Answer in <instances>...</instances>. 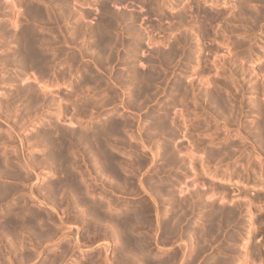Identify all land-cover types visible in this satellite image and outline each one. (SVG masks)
Returning a JSON list of instances; mask_svg holds the SVG:
<instances>
[{
  "label": "rangeland",
  "instance_id": "1",
  "mask_svg": "<svg viewBox=\"0 0 264 264\" xmlns=\"http://www.w3.org/2000/svg\"><path fill=\"white\" fill-rule=\"evenodd\" d=\"M33 3V5L30 3ZM35 0H0V5H1V3H3V5H1V6H3V7H1L0 6V25L3 27V24L5 25L3 28H5L7 25H8V27H6L5 28V31L3 30V28L1 29V27H0V29L2 30H0L2 33H0V38H2V39H0V80H2V79H4V80H2V81H0V99H2L3 100V102L4 103H2V100L0 101L1 103H0V137H1V142H0V144L2 143V141L4 140V141H6L7 143H5L4 141H3V143L0 145V155H2L3 156V154L5 155V153H6V156L7 157H9V156H11V157H9L10 158V165L12 166V168H14L15 169V167H16V169L19 171H16V172H18L19 174H20V172H22V175L24 174V177H25V171H27L25 168H23V162H28L27 164H30L31 166L33 165V172H31L30 171V173H29V181H27V183H25V182H21L20 180L18 181V180H15L14 178H12V179H10V178H8L7 176H9L10 177V175H7V173L9 174V172L8 171H6L5 172V170L3 171V169H5L4 167H6V166H4V165H2V167H3V169L2 170H0V171H2V172H4V173H1L0 174V179L2 180L1 182H0V184H2V185H10V187L12 188L11 189V191L13 192H11L12 194H14V195H11L10 194V192H9V195H8V198H6L4 201H1L0 202V216L2 215V212L3 211H5V210H8L9 209V207H11V209L13 208V209H15L16 208V206H17V204L19 205L20 204V202H21V200H22V202H21V204L20 205H22L23 204V202L25 203L26 201L28 202H26V204H27V208L29 207L31 210H41L43 213H44V215L46 216V219L44 218V227L45 228H47L48 230H50V228L52 229V226H49V225H51L52 223V225H53V230H54V225H56V222H58L59 221V218L60 217H62V220H63V222H65V229H63V232L60 230H58L59 231V234L60 235H58V232H57V230H56V235H55V237H54V240L52 239L53 238V236H52V238H48L49 237V235L47 236V234H45V235H43L44 236V238H46V239H44L46 242L44 243V240L43 239H41L40 241H39V244H38V241L36 240V239H34V238H36V236L33 234V236H34V238L32 237V233L33 232H31L30 233V231L28 232V228H27V230H26V232H28V233H26L25 231L24 232H22L21 231V229H16L17 231H18V233H13V232H11L12 230L11 229H7L6 231L4 230V232H3V229L1 230V228H0V264H17L19 261L22 263V262H24V264H25V262H27L30 258V262L28 261L26 264H50L51 262H53V260H54V257L55 256H57V257H55V258H58V260L57 259H55V261H54V263H52V264H71L72 262L74 263V259H77L78 260V258H79V261L80 262H82L84 259L83 258H85L86 256V260H89L90 259V257H92V258H94V257H97L98 255V257L97 258H94L95 260H96V263L94 262L95 260L94 259H90L91 261H93L94 262V264H106V263H104L105 262V260H104V258H105V253H106V256L108 257V259L109 260H111V258L113 259V261H115L116 259H117V257H116V252H114V251H116L115 249V247H116V241H115V239L113 238V237H108L107 235L106 236H103V235H101V234H99L98 235V233L100 232V233H102V234H104V229H107L106 227L104 228V226H105V224H106V222L105 223H100V225H102L100 228H99V230H97V232H95L94 233V231H96L95 229H93L92 230V228H90V230L92 231H88V227H87V225L88 224H85L84 222H86V221H88L87 219H88V216L86 217V218H82V215H80V213L82 212V210L81 209H83V211L85 212V210H86V214H88V212H87V206L86 207H84V205L86 204V202L85 201H82V202H84V203H82L81 201V203L83 204V206H82V204L81 203H79L81 206H77L78 204H75V202H71V200L70 199H72L71 197H69L70 195H68V194H65L63 197H64V199L62 198V197H54V196H52V197H54V199L49 195V192L47 191V189H48V187H49V184H47L48 186H45L46 185V183H47V181H49L50 179H55V177H56V179L59 177V176H61V173L58 171V170H60V169H68L67 168V166L69 167V170L68 171H70L71 169V167L74 165V163L76 164V166L75 167H72V172H74V174L76 175V176H78L79 175V172L81 173V175H79V177H77V178H79V179H81L82 180V182H84V181H87L86 183L88 184H90V186H93V187H90L89 186V184H88V186L93 190H91L92 191V196L91 197H93V198H95V197H98V199L97 198H95V200L97 201H100V203H102L101 202V200L103 201V204H104V201L106 200V201H110V203H111V201L113 200V202H112V204H111V206L113 207L112 208V210H108L105 206H106V204H104L103 206L105 207H103L104 209H107L106 211H109V213H112L113 214V212L115 213V210H114V208L116 207V208H118L119 206L118 205H123V204H125L126 202L128 203V204H130V205H135V206H139L141 203H144V202H146L147 201V199H150L151 197L149 196V195H147V193H146V195H145V191H146V189H147V183L149 184V181H148V179L150 180V181H153V182H155V183H162L164 186H165V188L166 189H176V191L175 192H177V193H172L171 192V190L170 191H168V192H166V191H163V193H165V194H168L169 195V198H170V196H172L170 199L168 198V196H166L165 194V196L163 195V193H161V194H158V193H156V192H154V193H151L152 194V196L154 197V199H156L155 200V202L154 201H152V200H150L151 202H148L147 201V203H149V205L151 206V208H152V214L150 215V216H152L151 218L149 217V219L151 220L154 216V218L152 219L153 220V222H152V220L150 221V222H152V224H155V222H156V220H154V219H156V217H157V215H155L154 213H153V211L155 212V210H154V208H156V206L158 207V208H156V210L158 209V217H159V212H161L162 210H164V209H162V208H164L165 206H170V204H171V207L169 208L171 211H172V213H173V215H172V217L174 218H176V216H177V218L180 216V214H179V212H177L178 210L180 211V209H183V207H185V206H187V207H185L184 209H185V211H186V208H188V213L187 212H185L184 213V211H182V214L184 213V215H182L181 214V217L182 216H184V218L186 217V219H187V217H188V221H186V222H188V223H185V221H184V218L182 217V218H180V221L182 222V224H181V222L179 221H177L178 223H180L179 225H177L176 224V226H177V231L178 230H180V232L182 233H180V232H177L178 234H175L176 236H173V235H169L170 237H171V239H170V237H168V236H164L165 234L163 233V232H161L162 230V228L160 227L159 229H157V227H156V224H155V228H156V230H155V228L153 227V225H150V224H147V225H150V226H152V227H150V226H148L147 227V225L146 224H144L145 226H146V228H148V229H145V226H144V229H142V231H143V234L142 235H145V233H146V235H145V237L146 236H148V235H150L149 236V238L147 237V239H149L148 241L149 242H151V244L149 243V245H150V250H151V252L153 253V254H156L157 252V255H162V257L163 256H165V255H167L168 254V250L169 249H172V250H170V253L171 252H174L175 251V249L176 250H183V251H187V253L189 254V251H190V256L191 257H187L186 259V261L184 262V261H182V259H180V256H178V257H176L177 258V260L176 261H174L175 262V264H182V263H184V264H204L206 261L209 263V264H213V263H215V264H224V263H226V261H227V264H241L242 262H243V264H248L249 263V261H250V263L249 264H258V262H259V264H264V197H262V196H264V151L262 152V150H264V136H263V134H264V120H263V116H264V111H263V109L261 108V106L263 107L264 105V103L262 102L263 100H264V89H262V87L264 88V80H263V77H264V4H262V2L264 3V0L262 1V2H260V1H258V0H243V1H241V0H238V1H240V2H238L237 0H159V2L160 3H158V2H156L157 0H153V4H151V7H147V5L149 4V6H150V3L152 2V0H149V1H151V2H149L148 0H136V1H133V0H105V2H106V4H110L109 6L110 7H108V9L109 8H111L110 10H108V12L107 13H111V15H109V14H105V12L103 11L102 12V8L100 7L101 5V3L103 2L104 3V0H69V1H67L66 3H65V0H63L62 2L63 3H61V2H59V3H56V2H58L59 0H57V1H55V2H53V0H44V3L41 1V0H36L35 2H34ZM41 1V2H40ZM49 1V3H47V5H53V3L55 4V6H58L57 8H58V10H56V11H51V9H50V12H49V9H47L46 8V2H48ZM99 1H100V4H99ZM110 1V2H109ZM154 1H155V3H154ZM196 1V2H195ZM213 1V2H212ZM222 1V2H221ZM244 1H245V3L246 4H244ZM149 2V3H148ZM195 4H194V3ZM224 2V3H223ZM235 2H238V3H240V4H238V3H235ZM242 2V3H241ZM254 4H253V3ZM259 2V3H258ZM27 3V4H26ZM40 3V4H39ZM61 3V4H60ZM147 3V4H146ZM156 3L158 4L156 7L154 6V5H156ZM186 3V4H185ZM261 3V4H260ZM30 5V7H29V5ZM35 4H37L36 5V7H37V9H36V7H35ZM43 4V5H42ZM57 4V5H56ZM60 4V5H59ZM66 4V5H65ZM69 4H71V5H69ZM183 4V5H182ZM185 4V5H184ZM188 4V5H187ZM197 4V5H196ZM216 4V5H215ZM230 4V5H229ZM232 4V5H231ZM243 4V5H242ZM4 5H6V6H4ZM26 5V6H25ZM32 5V6H31ZM63 6V8H65V7H67V9H68V7H69V10L70 11H68L67 12V9L64 11L63 9H62V6ZM69 5V6H68ZM100 5V6H99ZM107 5V6H108ZM172 5H174V6H172ZM213 5V6H212ZM222 5V6H221ZM231 6V7H229V6ZM239 5V6H238ZM248 5V6H247ZM256 5V6H255ZM28 6V7H27ZM160 6H161V8H160ZM170 6V7H169ZM180 6V7H179ZM185 6V7H184ZM188 6V7H187ZM236 6V7H235ZM259 6L261 7L260 9L262 10H260L259 9ZM4 7H5V9H4ZM8 7V8H7ZM11 7V8H10ZM44 7H45V9H44ZM61 7V8H60ZM173 7V8H172ZM179 7V8H178ZM251 7V8H250ZM253 7V8H252ZM263 7V8H262ZM33 8L36 10V11H38L37 13H40L41 12V15L42 16H51L52 17V19L51 20H49V18H51V17H47L46 19L45 18H43L41 15H39V14H37L36 13V11L35 10H33ZM38 8H40V9H38ZM43 8V9H42ZM59 8L61 9V11H62V13L63 14H60L61 12H59V14H60V16L62 17V15H64L63 17H65L66 19H65V21L63 20L64 18H62V20L65 22H62V23H64L63 24V26H62V23H61V19H60V17H57L59 20H57V18H56V16H59V14H58V11H59ZM147 8L148 9H151V10H147ZM153 8V9H152ZM154 8H156V9H154ZM161 10H160V9ZM185 8H187V10H188V12L186 11V9ZM230 8V9H229ZM234 8V9H233ZM244 8H245V10H244ZM256 8H257V10H259V11H257L256 10ZM7 9H9V10H7ZM25 9H28V11L27 10H25ZM32 9V11H34L36 14L35 15H33L34 14V12H30L29 10H31ZM100 9H101V11H100ZM181 9V10H180ZM185 9V10H184ZM215 9H217V10H215ZM224 9H225V13L223 12L224 11ZM231 11H229V10ZM231 9H233V10H231ZM236 9H237V11H236ZM241 9H242V12H241ZM166 12H165V11ZM179 12H178V11ZM182 10H184L185 12H183ZM220 10H222V12H220ZM240 10V11H239ZM251 10V11H250ZM25 11V12H24ZM42 11H44L45 12V14H44V12H42ZM46 11H48V12H46ZM74 11V12H73ZM114 12V13H112V12ZM124 11V12H123ZM151 11V12H150ZM160 11V12H159ZM176 13H175V12ZM218 11L220 12V13H218ZM228 11H229V13H228ZM238 13V15H237V13ZM256 11V12H255ZM5 12V13H4ZM7 12V13H6ZM22 13V12H24V13H22V14H20V13ZM29 12L30 13H32V14H30L31 15V17H32V19H33V21H32V19H30L31 17H30V15H28L29 14ZM52 12H54L53 14H52ZM67 12V13H66ZM87 14H86V13ZM101 12V13H100ZM127 12H129V13H132V14H127ZM181 12H182V14H181ZM205 12V13H204ZM210 12V13H209ZM227 12V13H226ZM240 12V13H239ZM249 12V13H248ZM250 12H252V13H250ZM260 12H262V13H260ZM26 13H28V14H26ZM47 13H50V14H48L47 15ZM64 13H66V14H64ZM70 13V14H69ZM73 15H72V14ZM102 13H104V14H102ZM120 14V15H118V14ZM123 13H126L125 14V16L126 17H129L130 19H126V17L124 16V18H121V14H123ZM162 13V14H161ZM167 13V14H166ZM172 13H174V14H172ZM178 13V14H177ZM186 13V14H185ZM188 13H191V15H189ZM208 13V14H207ZM216 13V14H215ZM218 13V14H217ZM223 13V14H222ZM232 13H235L234 15H231ZM249 14V16H248V14ZM254 13H257V14H254ZM259 13V14H258ZM5 14V15H4ZM14 14V15H13ZM17 14H19V15H17ZM76 14V15H75ZM82 14V15H81ZM115 16H114V15ZM135 14V15H134ZM176 14H177V16H176ZM206 14V15H205ZM210 14V15H209ZM215 14V15H214ZM221 14V15H220ZM224 14H225V16H224ZM229 14V15H228ZM240 14V15H239ZM244 14H247L246 16H244ZM9 15V16H8ZM18 16V18L16 17V16ZM21 15V16H20ZM66 15H69L68 17L66 16ZM81 15V16H80ZM84 15V16H83ZM115 17V19H114V17ZM129 15V16H128ZM161 15V16H160ZM167 15H168V18H167ZM170 15H171V18H170ZM173 15H175V16H173ZM182 15H183V18H181V19H179V21L177 20V19H174V18H176V17H179V16H181L182 17ZM186 15L188 16V17H186ZM205 15V16H204ZM232 17H231V16ZM237 15V16H236ZM251 15H252V17H251ZM253 15H256V16H254V18L255 19H253ZM258 15V16H257ZM3 16V17H2ZM25 16L26 17H30L29 19L28 18H26V19H28V21L27 20H25L24 18H25ZM36 17V18H34V17ZM55 16V17H54ZM71 16H73V17H71ZM74 16H75V18H74ZM83 16V17H82ZM102 16H108L107 17V19L109 18L110 19V17L109 16H112L111 17V21L113 22V20L115 21L114 23H112L111 21H109V19L107 20V23H108V21H109V23H108V25L111 23V25L109 26V27H111V29H113V31L109 34H107V36H109V35H111V39H113L114 40V42H118V43H116L117 44V48H118V50L120 51V53H119V51H116V48H114V47H112V48H110V49H112V51H110L108 48H106L105 50V54H106V52L108 51V54H111V55H109L110 57H111V62H109V63H104V64H97V63H92L91 61H93V59L91 60V58H94V57H96V54H98V49L96 48L95 49V46H93V44L94 43H91V42H94V39H96V37L102 32L103 33V35L101 34L100 36H98L97 38H99V37H101V36H105L106 35V33H107V31H105L106 29H104V26L102 25V22H101V20L100 19H102ZM118 16H120V19L118 20ZM185 16V17H184ZM202 16V17H201ZM208 16V17H207ZM214 16H216V17H213ZM221 16H223V17H220ZM226 16H228V17H226ZM240 16H242V17H240ZM260 16L263 18H260ZM22 18L21 20L19 19V18ZM38 17V18H37ZM42 19H41V18ZM53 17H54V19H53ZM116 17H117V19H116ZM123 17V16H122ZM134 17H137V18H134ZM213 18L212 20L210 19V18ZM220 18V20H218L219 18ZM225 17V18H224ZM243 17L245 18V19H243ZM250 17V18H249ZM39 18H40V20L41 21H39ZM55 18H56V20H57V22H56V20H55ZM69 18H70V20H69ZM73 18V19H72ZM82 18V19H81ZM133 19V22H131L132 21V19ZM192 18V19H191ZM207 18V19H206ZM209 18V19H208ZM227 18V19H226ZM228 18H231V19H228ZM232 18H233V20H232ZM237 18V19H236ZM252 18V19H251ZM260 18V19H259ZM14 19H19V20H15V24L14 23H12V22H14ZM36 19V20H35ZM38 19V20H37ZM44 19L46 20L45 22H46V25H45V23H42V20L44 21ZM49 21H48V20ZM68 19V20H67ZM79 19H81L80 21H79ZM98 19H99V21H98ZM135 19V20H134ZM173 19V20H172ZM257 19H258V21H257ZM54 20H55V22H54ZM61 20V21H60ZM67 20V21H66ZM74 20V21H73ZM76 20V21H75ZM78 20V21H77ZM118 20V21H117ZM121 20H123V24L121 23ZM124 20H126L125 22L127 23H125L124 22ZM131 20V21H130ZM177 20V21H176ZM185 20V21H184ZM190 20H192V21H190ZM204 20V21H203ZM217 21V22H215V21ZM224 20V21H223ZM232 20V21H231ZM235 20V21H234ZM241 20V21H240ZM242 20H244L243 22H242ZM249 20V21H248ZM252 20H254V21H252ZM27 21V22H26ZM31 21V22H30ZM36 21V22H35ZM37 21L39 22L38 24H40V23H42V25H44V27L40 24V25H37ZM58 21H60V22H58ZM71 21V22H70ZM82 21V22H81ZM181 21H183L182 23H181ZM199 21H200V23H199ZM230 21V22H229ZM234 21V22H233ZM240 21V22H239ZM247 21V22H246ZM16 22H17V24H16ZM35 22V23H34ZM76 22V23H75ZM84 22V23H83ZM98 22H101L98 26L99 27H97L95 24L96 23H98ZM117 22H119V24H116ZM131 22V23H130ZM179 22V23H178ZM195 22V24H193ZM210 22V23H209ZM246 22V23H245ZM255 22V23H254ZM3 23V24H2ZM13 25H12V24ZM24 23V24H23ZM32 23V24H31ZM51 23H53L54 25H52ZM56 23V24H55ZM58 23V24H57ZM75 23V24H74ZM79 23V24H78ZM82 23V24H81ZM87 25H86V24ZM126 25H125V24ZM130 23V24H129ZM133 23V24H132ZM178 24V26H177V24ZM186 23V24H185ZM199 23V25H197V24ZM226 23V24H225ZM227 23H230V25L229 24H227ZM252 23H254V24H252ZM258 23V24H257ZM7 24V25H6ZM19 24V25H18ZM21 24V25H20ZM26 24V25H25ZM36 24V25H35ZM61 26H60V25ZM112 24H114V25H112ZM120 24H122V26L124 27V28H127V26H128V28L130 29H124L122 26H121V30H120ZM149 24V25H148ZM152 24V25H151ZM224 24V25H223ZM244 24V25H243ZM251 24V25H250ZM12 25V26H11ZM17 26V28H16V26ZM33 27L32 29H31V26ZM58 25H59V27H58ZM69 27V28H73V29H66L67 28V26ZM74 25H76L75 27H74ZM85 27H84V26ZM92 25H94V26H92ZM102 25V26H101ZM117 25V26H116ZM125 25V26H124ZM130 25H132L131 27H129ZM174 25V26H173ZM195 25H197V26H195ZM225 26V27H223V26ZM247 25V26H246ZM253 25H258L257 27L256 26H253ZM14 26V27H13ZM20 26V27H19ZM22 26H24V27H22ZM35 26V27H34ZM38 26V27H37ZM92 26V27H91ZM100 26H101V28L103 27V29L101 30L100 29ZM112 26H116V27H113L112 28ZM157 26V27H156ZM170 26V27H169ZM181 26V27H180ZM186 26H190V27H192V30H190L188 27H186ZM194 26V27H193ZM221 26H222V28H221ZM232 28H231V27ZM235 26V27H234ZM248 26H252L251 27V29H250V27H248ZM25 27H27V28H25ZM60 27H63V29L61 28V30L59 31V29H60ZM66 27V28H65ZM83 27V28H82ZM92 28V31L90 30V29H88L89 31H87V28ZM96 27L97 28H99V29H96ZM109 27H107V28H109ZM156 27V28H155ZM167 27H168V30H166L167 29ZM175 28V32H173V30H174V28ZM178 27H180V28H178ZM227 27H230V28H227ZM238 27V28H237ZM255 27V28H254ZM14 28V29H13ZM35 28V29H34ZM39 28V29H38ZM78 28V29H77ZM80 28V29H79ZM85 28H86V31H83V30H85ZM94 28H95V30H98L97 32H98V35H96L97 34V32L96 31H94ZM114 28H115V30H114ZM119 28V30H116V29H118ZM131 28L133 29V31H132V33L133 34H131L130 32H131ZM134 28H137L136 30L134 29ZM163 28V29H162ZM165 28V29H164ZM183 28H185V30L183 29ZM202 30H201V29ZM209 29L208 31H207V29ZM233 28H235V29H233ZM257 28V29H256ZM13 29V30H12ZM17 29V30H16ZM27 29H29V30H27ZM37 29V30H36ZM74 29H75V31H74ZM125 31H124V30ZM153 29H158V30H153ZM172 29V30H171ZM178 29H181V30H178ZM221 29V30H220ZM233 29V30H232ZM248 29V30H247ZM250 29V30H249ZM252 29H253V32H252ZM11 33V32H13L14 33V31L16 30V31H18L19 30V32H18V34H16V37H14L15 35H12V34H9V32ZM24 30H27V31H24ZM33 30H35V31H39V32H36L35 33V31H33ZM67 30H69V31H71V32H69V31H67ZM123 30V31H122ZM134 30L137 32H135V34H134ZM189 30V31H188ZM200 30V31H199ZM205 30V32H203ZM217 30V31H216ZM225 30V31H224ZM236 30V31H235ZM239 30V31H238ZM240 30H241V32H240ZM245 31V34L243 33L244 31ZM7 31V32H6ZM29 31V32H28ZM40 31H41V33L42 34H45V35H41V33H40ZM52 31H54V32H52ZM73 31H74V33H73ZM78 32V34L81 36H79L78 34H77V32ZM83 31L84 32V37H83V35H82V33L81 32ZM91 31V32H90ZM104 31V32H103ZM120 31H121V33L122 34H125V33H127V32H129L130 34H131V36H130V34L127 36L128 37V39H127V37L125 36V35H127V34H125V35H119V34H121L120 33ZM127 31V32H126ZM152 31V32H151ZM178 31H179V33H178ZM181 31V32H180ZM183 31H185V33L183 32ZM188 31V33H186ZM195 31H197L196 33H195ZM220 31H222V32H220ZM229 31V32H228ZM232 31V32H231ZM235 31V32H234ZM5 32V33H4ZM21 32V33H20ZM26 32H28L27 34H26ZM33 32V33H32ZM44 32V33H43ZM48 32V33H47ZM65 32H66V34H65ZM70 34H69V33ZM76 32V33H75ZM85 32H87V33H85ZM92 32H94V33H92ZM100 32V33H99ZM116 32V34L117 35H115V34H112V33H115ZM123 32H125V33H123ZM154 32V33H153ZM165 32H167V33H165ZM170 32H173L174 34H172V33H170ZM183 32V33H182ZM194 32V33H193ZM207 32H208V35H207ZM216 32V33H215ZM220 32V33H219ZM223 32H225L224 34H223ZM4 33V34H3ZM15 33H17V32H15ZM14 33V34H15ZM35 33V34H34ZM54 33H56V35L54 34ZM58 33H60V34H58ZM89 33H91V34H89ZM151 33V34H150ZM162 33V34H161ZM165 33V34H164ZM176 33V34H175ZM200 33V34H199ZM202 33H203V35H202ZM205 33H206V35H205ZM239 33H240V35H239ZM243 33V34H242ZM6 37V38H3V35ZM21 36H20V35ZM23 34V35H22ZM30 34V35H29ZM32 34V35H31ZM41 35V37H40V35ZM48 34V35H47ZM62 34H64V35H62ZM85 34H87V36L89 37H87L86 38V35ZM95 34V35H94ZM105 34V35H104ZM138 35L139 34V36H135L136 38L137 37H139L137 40H136V38H134V36H132V35ZM142 34V35H141ZM154 34V35H153ZM169 34V38L170 39H173L174 41L173 42H171L172 40H170L168 37H167V35ZM197 34H198V36H197ZM212 36H211V35ZM228 34V35H227ZM252 34V35H251ZM9 35H11V37L9 36ZM26 35H29L28 37L26 36ZM38 35V36H37ZM51 35V36H50ZM58 36V37H56V38H59L58 40L55 38V36ZM64 37H66V35H67V38L66 39H64L62 36ZM90 35V36H89ZM172 35V36H171ZM176 36V35H178L179 37H183L184 39H179V38H177V37H173V36ZM181 35V36H180ZM191 35V36H190ZM194 35V36H193ZM220 35V37L218 38V36ZM253 35H255L254 37H253ZM2 36V37H1ZM19 36H20V40L21 39H23L24 40V38H26L25 40L26 41H23V40H21V42H24L23 44L24 45H22V43H18V42H20V41H18L17 42V40H19V39H17V38H19ZM23 36H25V37H23ZM32 36V39L31 38H29V37H31ZM45 36H47V38H49V39H52L53 38V41H51V40H49V39H47V41L46 42H48L49 44H57V43H59V40H60V42L61 43H59V44H57V45H59V48L57 49L58 51V53H60V51H61V49L63 50V47L65 46V45H71L70 44V41L71 42H74V44H73V46L71 45V46H67V48H66V46H65V48H66V50H68L67 51V54H68V56H69V58H70V60L72 59V55L74 56H76V61H77V63L75 62V60H73L72 61V65H73V63H74V67L72 66H70L71 67V69H72V73H71V71H70V69L69 70H67L68 68H70V67H67V65L68 64H66L65 65V63L63 64L61 61H59V62H61V63H59V62H57L56 63V65H53V67L54 68H52V67H50V66H52V62H49V67L50 68H45V70H44V72L43 73H40L38 70V73H40V74H42V76H40L37 72H36V69H35V71H34V67H32V60L31 59H29V57H26L24 54L28 51V49H26L25 48V50H24V48H22V46H25V44H27V45H32V46H34V49H35V47H36V49H37V51L38 52H40V53H44V54H47L48 55V57H49V59L51 60L52 58V56H51V51L49 52V51H44L43 49H40V47L42 48L43 46H45V44H48V43H46L44 40H41V41H44V43L42 44V42H40L41 44H39V43H37L38 44V46H37V44L35 43V45L33 44V43H31V41L32 42H37V40H39V37H40V39H43ZM54 36V37H53ZM77 36H79L78 38H80V39H78L77 38ZM114 36V37H113ZM120 36V37H119ZM123 36H125V37H123ZM157 36H159L158 38L159 39H157L156 37ZM161 36V37H160ZM164 36H165V38H164ZM197 36V37H196ZM202 36V37H201ZM203 36H205L204 38H203ZM211 36V37H210ZM217 38H216V37ZM226 36V37H225ZM21 37H23V38H21ZM60 37H61V39H60ZM70 37V38H69ZM84 39H83V38ZM94 37V38H93ZM126 38V40H127V43H124V45L123 46H119L118 44H119V42L123 39V38ZM152 37V38H151ZM155 39H154V38ZM172 37V38H171ZM213 37V38H212ZM232 37V38H231ZM12 38V39H11ZM29 38V39H28ZM33 38H38L36 41H33ZM122 38V39H121ZM160 38H164L162 41L160 40ZM167 38V39H166ZM188 38V39H187ZM228 38V39H227ZM249 38V39H248ZM251 38H253V39H251ZM17 39V40H16ZM54 39H56L55 41H54ZM67 39H69V40H67ZM73 39H74V41H73ZM77 39H78V41H77ZM83 39V40H82ZM116 39V40H115ZM150 39V40H149ZM154 40L153 42H154V46H153V44H152V40ZM179 39L180 40V42H181V40H182V42L181 43H185V45H183V44H180L181 45V49H180V45L178 44V47H179V50H178V47L177 48H175V45H176V43L175 42H177V40ZM217 39V40H216ZM222 39V40H221ZM227 39V40H226ZM246 39H248V41L246 40ZM3 40H5V42L3 41ZM8 40V41H7ZM31 40V41H30ZM49 40V41H48ZM69 41V44H68V42H65V41ZM83 41V42H81V41ZM90 40V41H89ZM112 40V41H113ZM126 40L124 41V39H123V41L124 42H126ZM129 40V41H128ZM157 40V41H156ZM188 40H190V41H188ZM232 40V41H231ZM250 40H251V42H250ZM1 41H3V43L1 42ZM12 41H13V43H12ZM58 41V42H57ZM77 41V42H76ZM80 41V42H79ZM131 41L133 42V43H131ZM138 41H140V46H139V42L137 43ZM226 43H225V42ZM235 43H234V42ZM244 41V42H243ZM26 42H30L29 44L28 43H26ZM39 42V41H38ZM54 42V43H53ZM149 42V43H148ZM155 42H156V44H155ZM158 42V43H157ZM161 44H160V43ZM165 42V43H164ZM168 42V43H167ZM170 42L172 43L171 44V46H172V49L171 48H169L168 46L170 45ZM220 42V43H219ZM231 42H232V44H231ZM6 43V44H5ZM64 43H66V44H64ZM81 43V44H80ZM84 45H83V44ZM88 43V44H87ZM131 43V44H130ZM162 43H164V44H162ZM167 43V44H166ZM173 43L175 44L174 46H173ZM191 43V44H190ZM241 43V44H240ZM243 43H244V45H243ZM249 43H251L250 45H248ZM63 44V45H62ZM75 44L78 46H76V49H72V48H74L75 47ZM130 44V45H129ZM132 44H133V48H132ZM159 44V45H158ZM166 44V45H165ZM169 44V45H168ZM189 44V45H188ZM240 44V45H239ZM263 44V45H262ZM125 45H129L130 46V48H132V50H134V49H136L137 48V50H138V52H137V50H134L133 52H131L132 50L129 48V46H125ZM138 45V46H137ZM163 45V46H162ZM198 45H200V46H198ZM202 45V46H201ZM217 45V46H216ZM221 45V46H220ZM239 45V46H238ZM247 45V46H246ZM15 46V47H14ZM21 46V48H22V50H21V48H19ZM32 46H30L29 47V50H31L33 47ZM63 46V47H62ZM89 46V47H88ZM137 46V47H136ZM162 46V47H161ZM170 46V47H171ZM182 46H184L183 48H182ZM186 46V47H185ZM198 46V47H197ZM227 46H228V48H227ZM241 46V47H240ZM244 46V47H243ZM18 47V48H17ZM27 47V46H26ZM62 47V48H61ZM83 47H86V48H83ZM87 47H88V51H87ZM121 47V48H120ZM158 47V48H157ZM168 47V48H167ZM174 47V48H173ZM201 47V48H200ZM218 47V48H217ZM230 47V48H229ZM250 47V48H249ZM16 48L17 49H20L21 51H19V50H16ZM28 48V47H27ZM81 48V49H80ZM125 48V49H124ZM163 48L164 49V51L166 52V51H168V49H170L168 52H170L171 50H173V49H177L178 51V53H177V55L173 58V57H170L169 59H170V63H169V60H168V62L167 63H169V64H167L166 65V63H165V61H164V63H163V65L162 64H160L159 65V60H157L158 59V56L159 55H161L163 52V49H162V51H160L161 49ZM167 48V49H166ZM214 48H216V49H214ZM232 48V49H231ZM235 48V49H234ZM14 50V54H13V50ZM39 49V50H38ZM69 49H71V51H69ZM77 49H79L78 51H79V53L77 52ZM87 51V52H89V53H87L85 50ZM96 50V52L94 51V50ZM108 49V50H107ZM121 49H123V50H121ZM127 49H129V51L131 52V53H134V54H131ZM155 49H157V50H155ZM159 49V50H158ZM199 49H201V51L199 50ZM219 49V50H218ZM231 50V53H230V51L229 50ZM259 49V50H258ZM9 50V51H8ZM25 52H24V51ZM40 50H42V51H40ZM73 50V51H72ZM80 50H81V52L83 51V54H84V56H83V54L80 52ZM218 50V51H217ZM235 50V51H234ZM11 51V52H10ZM64 52H66L65 50H63ZM63 51H61V53L63 54ZM92 51V52H91ZM114 51V52H113ZM128 51V52H127ZM137 53H136V52ZM181 51V52H180ZM184 51V52H183ZM212 51V52H211ZM224 51H226L225 53H224ZM252 51V52H251ZM254 51V52H253ZM24 53L23 55H22V53ZM45 52H47V53H45ZM69 52L71 53V52H73V53H75V52H77V54L79 55V54H82V56L83 57H79L77 54H73V53H71V54H69ZM90 52H91V55H90ZM122 52L124 53V55L122 54ZM127 52V53H126ZM153 52H155V54L153 53ZM160 52H162V53H160ZM164 52V53H165ZM182 53L183 52V54H180V53ZM189 52V53H188ZM214 52H215V54H214ZM235 52H237V53H235ZM249 52V53H248ZM14 55H12V54ZM28 54H29V51L27 52ZM26 53V54H27ZM49 53V54H48ZM61 53L59 54V55H61ZM86 53V54H85ZM96 53V54H95ZM130 53V54H129ZM159 53V55H157L156 56V54H158ZM167 53V52H166ZM186 53H187V55L189 54V55H191V57L190 56H187L186 55ZM227 53H229V54H227ZM240 53H242V54H240ZM248 53V54H247ZM4 54V55H3ZM5 54L7 55V57L5 56ZM17 54V55H16ZM94 54V55H93ZM120 56H119V55ZM213 54H214V56H213ZM231 54V55H230ZM234 56H233V55ZM243 54H245V55H243ZM9 55H12L14 58H12V56H10L9 57ZM16 55V56H15ZM58 55V56H59ZM99 55V54H98ZM97 55V57H99ZM118 55V56H117ZM130 57H129V56ZM180 55V56H179ZM185 57H184V56ZM218 55V57L217 58H220V59H218L217 60V58H216V56ZM222 55V56H221ZM224 55V56H223ZM250 55V56H249ZM6 58H5V57ZM21 56H25L26 58H27V60L30 62V60H31V65H29L30 63L27 61L26 62V60H24L23 58L24 57H22L21 58ZM51 56V57H50ZM74 56V57H75ZM92 56H94V57H92ZM127 56V57H126ZM183 56V57H182ZM228 56H231V57H233V58H230V57H228ZM244 56V57H243ZM73 57V59H75ZM91 57V58H90ZM115 57V58H114ZM117 57H118V59H117ZM123 57H125V58H123ZM157 57V58H156ZM187 57V58H186ZM221 57H222V59H223V57H224V59L223 60H221ZM242 57V58H241ZM257 57V58H256ZM11 58V59H10ZM61 57L59 56V59H60ZM63 58V57H62ZM78 58V59H77ZM79 58H81V59H79ZM122 58H123V60H122ZM129 58H131V59H129ZM176 58V59H175ZM182 58H185V59H182ZM207 58H209V60L207 59ZM211 58V59H210ZM251 58V59H250ZM96 58H94V60H95ZM113 59V60H112ZM128 59V60H127ZM149 59H151L150 61H149ZM188 61H187V60ZM205 59H206V61H205ZM215 59V60H214ZM226 59L228 60L227 62H229V63H227L226 62ZM246 61H245V60ZM249 59V60H248ZM23 60V61H22ZM117 60V61H116ZM125 60H126V62H125ZM131 60V61H130ZM133 60V61H132ZM166 60V61H167ZM183 60H186V61H183ZM198 61V63H195V61ZM200 60V61H199ZM216 61V62H214V61ZM232 60H234L235 61V64H232V63H234V61H232ZM240 62H239V61ZM106 61H109V60H106ZM114 61V62H113ZM153 61V62H152ZM156 61V62H155ZM196 61V62H197ZM202 61H204V62H202ZM248 61V62H247ZM6 64H5V63ZM83 62V64H85V65H83V64H81ZM93 62H95V61H93ZM113 62V63H112ZM120 62V63H119ZM154 64V68H156L155 69V71L157 70V74H159L160 73V75H158L157 76V74H154V68L152 67L153 66V64ZM246 62V63H245ZM16 63V64H15ZM29 63V64H28ZM66 63H69V62H66ZM99 63V62H98ZM111 63V64H110ZM124 63V64H123ZM125 63H126V65H125ZM158 63V64H157ZM187 63L189 64V65H187ZM204 63V64H203ZM217 65H216V64ZM226 63V64H225ZM242 65H240V64ZM248 63V64H247ZM10 64V65H9ZM13 64V65H12ZM29 66H28V65ZM34 64V63H33ZM76 64H77V67H76ZM97 64V65H96ZM149 64H151V65H149ZM168 67V68H166V66ZM202 64V65H201ZM214 64V65H213ZM225 64V65H224ZM263 64V65H262ZM6 65V66H5ZM14 65H16V66H14ZM20 65V66H19ZM82 65V66H81ZM87 65H88V67H87ZM93 65H95V66H93ZM102 67H101V66ZM105 65V66H104ZM128 65V66H127ZM132 65V66H131ZM158 65V66H157ZM183 65H185V66H183ZM193 65V66H192ZM223 65V66H222ZM238 65V66H237ZM243 65H244V67L246 68V70L245 69H243L244 67H243ZM250 65V66H249ZM12 66H14V67H12ZM28 66V67H27ZM80 66V67H79ZM98 66H100V68L98 67ZM129 66H131L130 68H129ZM198 66H201V67H198ZM220 66H222V67H220ZM230 68H229V67ZM5 67V68H4ZM16 67V68H15ZM33 68V69H31V68ZM84 67H86V68H89L90 67V71L92 72V74L91 75H94L95 77L98 75L99 76V78H100V76H102L101 78L102 79H100V80H102V81H100V83H98L99 81L98 80H95L96 82H97V85L96 84H94V79L93 78H90V76L88 77V75L86 74V73H88V72H84L83 70H85V68ZM93 67V68H92ZM134 67V68H133ZM188 67V68H187ZM225 67V68H224ZM227 67V68H226ZM239 67V68H238ZM263 67V68H262ZM27 68H28V70H27ZM53 70H52V69ZM63 68H65V69H63ZM82 68H83V70H82ZM91 68H92V70H91ZM166 68V69H165ZM180 68V69H179ZM190 68V69H189ZM194 70L193 72H192V69ZM218 68H219V70H218ZM224 68V69H223ZM242 68V69H241ZM49 69V70H48ZM75 69V70H74ZM125 69H127V70H125ZM133 69V70H132ZM153 69V70H152ZM159 69H161V70H159ZM164 69H165V71H164ZM169 70V73H168V70ZM197 69V70H196ZM204 69V70H203ZM216 69V70H215ZM228 69H230V70H228ZM250 69V70H249ZM15 70V71H14ZM25 70H26V72H25ZM63 70H65V72L67 73H65ZM79 70H81V71H79ZM150 70V71H149ZM152 70V71H151ZM159 70V71H158ZM179 70H181V72L179 71ZM201 71V73H200V71ZM206 70V71H205ZM218 70V71H217ZM233 70V71H232ZM239 70H243V72H240ZM263 70V71H262ZM61 71V72H60ZM67 71H70V72H67ZM79 71V72H78ZM115 71V72H114ZM146 71V72H145ZM189 71H190V73H189ZM197 73H196V72ZM203 71V72H202ZM231 71V73H229V72ZM246 71V72H245ZM34 72V75H31V73H33ZM48 72V73H47ZM53 72V73H52ZM59 74H58V73ZM65 74H64V73ZM96 72V73H95ZM118 72V73H117ZM126 72L128 73V74H126ZM131 72L133 73V72H135V73H133L134 75H132L131 74ZM137 72V73H136ZM148 72V73H147ZM149 72H150V74H149ZM153 72V73H152ZM165 72V73H164ZM184 72V73H183ZM195 72V73H194ZM206 74H205V73ZM209 74H208V73ZM221 72V73H220ZM232 72H234V74H236V75H234ZM251 72V73H250ZM35 73H36V75H35ZM57 75H56V74ZM63 73V74H62ZM69 73V74H68ZM95 73V74H94ZM115 73V75H113ZM121 73V74H120ZM140 73V74H139ZM165 75H164V74ZM188 73V74H187ZM204 73V74H203ZM225 73V74H224ZM240 73V74H239ZM256 73V74H255ZM260 73H262V74H260ZM60 74H62V75H60ZM82 74V75H81ZM110 74H112V75H110ZM119 74V75H118ZM123 74V75H122ZM129 74H131V76L129 75ZM151 74L152 75H154V76H156L157 78L155 79V80H158L159 82H161V83H159V82H156L155 83V80L153 79V77L151 76ZM162 74V75H161ZM166 74H167V76H166ZM181 74V75H180ZM231 74H233V75H231ZM44 75V76H43ZM63 75H65L64 76V78H62L63 77ZM77 75V76H76ZM79 75H81V76H79ZM85 75H87V76H85ZM127 75V76H126ZM137 75L138 76H140V75H143V77H144V75L145 76H147V75H150V77H152V78H150L149 76V78L148 79H150V81H151V79L152 80H154V81H152V83L150 82V85H152V86H154V84L155 85H157V86H154V87H152V86H150V89L153 91V89L155 90L154 91V93L152 94V91L150 90V91H148L147 93H145L144 95H142L143 97H145L146 98V100H144L145 98H142V105L141 104H139L140 102H141V100H136V99H141V97H139V98H136V97H134L135 95V93H136V91H135V80L137 79V78H139L140 79V77H137ZM184 75V76H183ZM207 75H209V76H207ZM214 75V76H213ZM226 75V76H225ZM241 75V77L242 78H240L239 76ZM243 75V76H242ZM261 75H262V77H261ZM12 76V77H11ZM28 76H30V78L28 77ZM32 76V77H31ZM35 76V77H34ZM39 76V77H38ZM56 77V79H55V77ZM71 78H70V77ZM83 76H85V77H83ZM98 76L96 77V78H98ZM119 76V77H118ZM120 76H123L122 77V83L120 82L121 81V77ZM130 78H129V77ZM134 76V78H131V77H133ZM136 76V77H135ZM166 76V77H165ZM199 76V77H198ZM201 76V77H200ZM203 76H205L206 77V79H208L207 77H209V79L208 80H206L205 78H203ZM212 76V77H211ZM236 76V77H235ZM257 76V77H256ZM26 77H28L27 79H24V78ZM38 77V78H37ZM46 77V78H45ZM104 77V78H103ZM111 79H110V78ZM112 77H116V78H114V79H112ZM142 77V76H141ZM141 78V80L138 82V85L139 84H141L142 83V81L143 80H145L144 78ZM158 77H161V80L162 81H160L159 79H158ZM165 77V78H164ZM171 77H173V78H171ZM192 77H193V79H192ZM213 77L215 78V80L213 79ZM221 77V78H220ZM228 77H230V78H228ZM21 78V79H20ZM37 78V79H36ZM44 79V80H42V79ZM84 78V79H83ZM86 78V79H85ZM88 78H90V79H88ZM117 78H118V80H117ZM123 78H125V79H123ZM179 80L178 81V85L176 84L177 82V79ZM214 80H212V79ZM217 78H219V79H217ZM226 78V79H225ZM233 78H236V79H233ZM237 78H239V79H237ZM6 79V80H5ZM8 79H9V82H8ZM40 79V80H39ZM75 79V80H74ZM88 79V80H87ZM103 79H106V81L105 80H103ZM138 79V80H139ZM165 79V80H164ZM175 79H176V81H175ZM181 79V80H180ZM193 81H192V80ZM200 79V80H199ZM204 80V82H203V80ZM232 79V80H231ZM242 81H241V80ZM10 80H13V81H10ZM49 80V81H48ZM54 80V81H53ZM87 80V81H86ZM91 80V81H90ZM116 80V81H115ZM120 80V81H119ZM167 80V81H166ZM172 82H171V81ZM190 80V81H189ZM212 80V81H211ZM216 80L218 81V82H216ZM224 80V81H223ZM39 81V82H38ZM70 81V82H69ZM86 81V82H85ZM89 81V82H88ZM104 81L106 82L105 84H104ZM117 81H118V83L119 84H121L120 86H119V84L117 83ZM175 81V84L172 86V83ZM183 81V82H182ZM189 83H188V82ZM200 81V82H199ZM208 81V82H207ZM65 82V83H64ZM82 82V83H81ZM95 82V83H96ZM125 82V83H124ZM127 82H131V84L130 83H128L127 84ZM180 82V83H179ZM192 82V84H190ZM223 82V83H222ZM237 82H239V83H237ZM254 82H255V84H254ZM262 82V83H261ZM10 83V84H9ZM26 83V84H25ZM29 83V85H30V87H31V89L33 88V86H34V88H33V91H34V89L35 88H38V89H35V91L36 90H38V93H39V95L38 94H36L37 92H32L31 94L32 95H30V96H28V97H26V96H23L22 95V93H25V91L28 89L27 87L29 86H27L26 87V85ZM86 83H88V84H86ZM117 83V84H116ZM157 83H159V84H157ZM182 83V85H180ZM207 84V85H205V84ZM219 83V84H218ZM232 83V84H231ZM236 83V84H235ZM244 83H245V85H244ZM52 84V85H51ZM68 84H69V86H68ZM80 84V85H79ZM82 84V85H81ZM103 86H105V87H103ZM133 84V85H132ZM225 84V85H224ZM235 84V85H234ZM237 84H239L238 86H237ZM260 86H259V85ZM44 85V86H43ZM74 85V86H73ZM79 85V86H78ZM99 85V86H98ZM125 85V86H124ZM192 85V86H191ZM195 85V86H194ZM220 85V86H219ZM230 85L233 87V88H231L230 87ZM235 87H234V86ZM244 85V86H243ZM20 88L19 89V91L17 90L18 89V87ZM41 86H43V87H41ZM72 86V87H71ZM98 86V87H97ZM107 86H108V88H107ZM177 88H176V87ZM178 86H179V88H178ZM180 86H181V89H180ZM186 86H187V88H186ZM190 86V87H189ZM217 86V87H216ZM219 86V87H218ZM230 88H229V87ZM237 86V87H236ZM250 86H253V87H250ZM255 86H257V87H255ZM40 87H41V89H40ZM95 87H97V88H95ZM185 87V88H184ZM188 87H189V89H188ZM206 87H208L209 88V91H208V88L206 89ZM211 87H213V88H211ZM221 87V88H220ZM227 87H228V92H227ZM243 87V88H242ZM250 87V88H249ZM259 87V88H258ZM12 88V89H11ZM15 88V89H14ZM22 88V89H21ZM43 88V89H42ZM45 88H47V90H48V88H50L51 89V91H50V89L47 91V90H45ZM71 88H72V90H71ZM107 90H106V89ZM113 90H112V89ZM126 88V89H125ZM130 88V89H129ZM193 88L195 89V90H193ZM217 88V89H216ZM219 88H220V90H219ZM256 88V89H255ZM7 89V90H6ZM40 89V90H39ZM95 89V90H94ZM111 89V90H110ZM129 89V90H128ZM135 91V92H133V90ZM206 89V90H205ZM213 89V90H212ZM214 89H216V90H214ZM225 91H223V90ZM239 89V90H238ZM254 89V90H253ZM45 90V91H44ZM103 90V91H102ZM132 90V91H131ZM162 90V91H161ZM180 90V91H179ZM184 91V92H181V91ZM190 90V91H189ZM211 90V91H210ZM243 90V91H242ZM4 91V92H3ZM14 91H16L17 92V95H16V97H17V101H16V98H15V100H14V98H13V95H15L16 94V92H14ZM23 91V92H22ZM42 91V92H41ZM47 91V93H45ZM107 91V92H106ZM115 93H113V92ZM132 92V93H134L133 95H132V93H130V92ZM185 91H187V93H189V94H187V93H185ZM195 91V92H194ZM205 91H206V93H205ZM217 91V92H216ZM251 91V92H250ZM50 92L52 93V94H50ZM74 92V93H73ZM106 92V93H105ZM112 94H111V93ZM117 92V93H116ZM155 92H156V94H157V96H153V95H155ZM158 92V93H157ZM193 92V93H192ZM214 92L215 94H212V93ZM219 92V93H218ZM233 92H235V94L233 93ZM238 92V93H237ZM242 92H243V94H242ZM256 92V93H255ZM258 92H260V93H258ZM262 92V93H261ZM6 93V94H5ZM45 93V94H44ZM67 93V95H65ZM71 93V94H70ZM79 93V94H78ZM85 93H87V94H85ZM90 93V94H89ZM98 93V94H97ZM127 93H129V94H131V95H129V94H127ZM192 93V94H191ZM208 93L210 94V96L208 95ZM217 93V94H216ZM237 93V94H236ZM11 94H13V95H11ZM35 94V95H34ZM41 94H42V96L44 97H42L41 96ZM69 94H70V96H69ZM78 94V95H77ZM84 94L86 95V96H84ZM109 94H110V96H109ZM119 96H118V95ZM146 94L148 95V96H146ZM152 94V95H151ZM181 94H185V95H183L184 97L182 98V95ZM206 94V95H205ZM226 94H228V95H226ZM234 94V95H233ZM261 94V95H260ZM263 94V95H262ZM9 95V96H8ZM45 95V96H44ZM73 95V96H72ZM90 95V96H89ZM94 95V96H93ZM96 95V96H95ZM117 95V96H116ZM192 95V96H191ZM238 95V96H237ZM23 96V97H22ZM31 96H37L39 99H40V101H41V104H40V102H38L39 100L37 99V97L36 98H34V97H31ZM40 96V97H39ZM64 96V97H63ZM67 96H68V98H67ZM111 96H112V98H111ZM131 96H133L135 99H133V97H131ZM153 96V97H152ZM171 98H170V97ZM207 96V97H206ZM216 98H215V97ZM232 96H234V98L232 97ZM238 98H237V97ZM240 96V97H239ZM8 97H10L11 98V100L12 101H9L10 100V98L8 99ZM22 97V98H21ZM25 97H26V100H28V101H30V102H26V100H25ZM71 97V98H70ZM74 97V98H73ZM113 97H114V99L116 98V100H115V102H114V99H113ZM149 97H151L150 99H149ZM208 97H210V98H208ZM212 97H214V98H212ZM258 97V98H257ZM34 98V99H33ZM42 98V99H41ZM47 98H49V99H47ZM62 98H64V99H62ZM101 98V99H100ZM103 98V99H102ZM148 98V99H147ZM7 99V102H6V104H5V100ZM21 99H23V100H21ZM34 100V101H31V100ZM36 99V100H35ZM127 99H128V101L129 102H127ZM155 99V100H154ZM167 99V100H166ZM182 99V100H181ZM184 99V100H183ZM193 99H195V100H193ZM214 101H213V100ZM223 99V100H222ZM227 99V100H226ZM238 99V100H237ZM261 100V102H258L257 100ZM14 100V101H13ZM20 100V101H19ZM45 100V101H44ZM87 100V101H86ZM90 100V101H89ZM110 102H109V101ZM145 102H144V101ZM148 100V101H147ZM154 100V101H153ZM166 100V101H165ZM171 100V101H170ZM174 100V101H173ZM218 100V101H217ZM219 100H222L221 102L219 101ZM226 100V101H225ZM8 101L10 102V103H8ZM24 101V102H23ZM44 103H43V102ZM50 101V102H49ZM97 101V102H96ZM106 101V102H105ZM126 101V102H125ZM136 101H138L139 103H136ZM151 101V102H150ZM162 101H164L163 103H162ZM193 101V102H192ZM209 101V102H208ZM211 101H212V103H211ZM232 101H234V102H232ZM238 101V102H237ZM31 102H32V109L30 108V104H31ZM60 102V103H59ZM86 102V103H85ZM110 104H109V103ZM144 102V103H143ZM197 102V105H195V103ZM220 102V103H219ZM230 102V103H229ZM241 102V103H240ZM10 104V105H8V104ZM17 104L16 105V108L14 107L15 105L14 104ZM21 103H23L24 105H22ZM36 105V104H38V106H37V110H36V112L34 111L35 109H36V106H34V104ZM129 103V105H131V103H132V105L131 106H134V108L133 107H128L127 106V104ZM133 103H136L135 105H133ZM166 103V104H165ZM168 103V104H167ZM194 103V104H193ZM215 105H214V104ZM216 103L218 104V106L216 105ZM223 103V106H220L221 104ZM256 103V104H255ZM258 103H259V105H258ZM1 104H2V106H1ZM4 104V105H3ZM12 104V105H11ZM25 104H27V105H29L28 107H26L25 106ZM46 104V105H45ZM60 104V105H59ZM109 104V105H108ZM137 104H139V106L137 105ZM220 104V105H219ZM225 104V105H224ZM228 104V105H227ZM238 104V105H237ZM246 104V105H245ZM252 104V105H251ZM7 105V106H6ZM14 105V106H13ZM40 105H41V108H40ZM98 105V106H97ZM125 105V106H124ZM163 106V109H164V106H167V107H165V110H163L162 109V107L161 106ZM201 107H199V106ZM242 105V106H241ZM245 105V106H244ZM250 105V106H249ZM258 107H257V106ZM261 105V106H260ZM11 106V107H10ZM45 106V107H44ZM137 108H136V107ZM141 106V107H140ZM142 106H144V107H142ZM194 106V107H193ZM196 106V107H195ZM204 106V107H203ZM205 106H206V108H205ZM217 106V107H216ZM230 106H233V107H230ZM239 106V107H238ZM249 106V107H248ZM9 107V108H8ZM14 107V108H13ZM24 107H26L27 108V110H28V108H30L29 110L31 111H26V108L25 109H23ZM33 107L35 108L34 110H33ZM160 107V108H159ZM218 107H219V109H220V112L222 113V115H221V113H219V109H218ZM244 107V108H243ZM256 107H257V109H256ZM8 108V109H7ZM10 108L12 109V110H10ZM60 109V112H59V109ZM63 108V109H62ZM139 108H141V109H139ZM158 108V109H157ZM166 108H169V110H167ZM195 108V110H193ZM197 108H199V109H197ZM206 110H205V109ZM210 108V109H209ZM227 108H229V109H227ZM230 108H232L231 110H230ZM236 108V109H235ZM245 108H247V109H245ZM255 108V109H254ZM259 108H261L262 110H260ZM264 108V107H263ZM3 109H5V110H3ZM19 109V110H18ZM136 109H138V110H136ZM188 109V110H187ZM197 109V110H196ZM204 109V110H203ZM208 109V110H207ZM217 111H216V110ZM9 110H10V112H9ZM22 110V111H21ZM62 110V111H61ZM63 110H64V112H63ZM98 111V113H97V111ZM152 110V111H151ZM155 110V111H154ZM161 110V111H160ZM229 110V111H228ZM238 111V113H237V111ZM254 110V111H253ZM5 111V113H3V112ZM13 111H15V112H13ZM164 111H166L165 113H164ZM184 111V112H183ZM206 111V112H205ZM236 113H235V112ZM259 111V112H258ZM23 112H26L25 114V118H24V116H22L24 113ZM34 112V113H33ZM80 112V113H79ZM100 112V113H99ZM112 112V113H111ZM150 112V113H149ZM162 112V113H161ZM198 112V113H197ZM242 112V113H241ZM10 113V114H9ZM20 113H22V114H20ZM29 113H30V115H29ZM33 113V114H32ZM36 113V114H35ZM55 113V114H54ZM117 113V114H116ZM149 113V114H148ZM160 113H161V115H160ZM167 113H168V115H167ZM180 113V114H179ZM190 113V114H189ZM194 113V114H193ZM203 113V114H202ZM204 113H206V115L204 114ZM207 113H211V114H208L207 115ZM229 113V114H228ZM231 113H233V114H231ZM258 113H261V115L262 116H260V114H258ZM6 116H5V115ZM7 114H8V116H7ZM15 114H16V117H15ZM76 114H77V116H76ZM155 114H158V115H155ZM164 114H166V115H164ZM188 114V115H187ZM193 114V115H192ZM196 114V115H195ZM218 114V115H217ZM231 114V115H230ZM234 114H237V116L236 115H234ZM250 114V115H249ZM4 115V116H3ZM14 115V116H13ZM35 115V116H34ZM79 115V116H78ZM90 115H93V116H90ZM115 115V116H114ZM117 115V116H116ZM147 115H150V116H147ZM157 117H155V116ZM164 115V116H163ZM178 115V116H177ZM202 115H203V117H202ZM213 117H212V116ZM244 115V116H243ZM246 115V116H245ZM254 115V116H253ZM30 116V117H29ZM75 116V117H74ZM107 116V117H106ZM109 116V117H108ZM112 116H113V118H112ZM123 116V117H122ZM166 116V117H165ZM179 116H180V118L181 119H179ZM182 116H183V118L184 119H182ZM187 116V117H186ZM194 116V117H193ZM208 116V117H207ZM216 116V117H215ZM224 116V118H222ZM20 117V118H19ZM78 119H77V118ZM116 117V118H115ZM125 117V118H124ZM148 117V118H147ZM151 117H152V119H151ZM155 117V118H154ZM163 117V118H162ZM164 117H165V119H164ZM185 117H186V119H185ZM193 119H191V118ZM216 118V120H215V118ZM218 117H220V118H218ZM242 117V118H241ZM256 117V118H255ZM18 118V119H17ZM21 118H22V120L23 121H21ZM28 118V119H27ZM112 118V121H117V122H120L121 121V119H122V121L120 122L121 123V126L123 125L124 126V130H122V127H121V130H119V132L117 131V134H119V133H121L119 136H117L116 134H114V135H116L117 137H124L125 139H122V141H120V139L119 138H116L117 140H118V142L117 141H115L114 139L113 140H111L112 138H110L109 140H111V143L113 142L114 144H111L110 143V141L108 142L109 143V145H108V147H109V149H110V152H112L114 155H115V158H116V160L119 162V164H118V162L117 163H115L119 168H122V169H124V168H126V169H124V172L123 171H121V173H122V175L123 176H121V179H117V177L116 178H114L115 180H113V176H110L111 178H112V180L113 181H111V182H113L114 184H116L115 183V181H118L119 180V182H120V180H121V182H124L123 181V179L125 180V182L128 184L127 186H125L126 184H125V182L122 184V183H119L120 184V186H119V184L116 186V187H114L115 188V193H113L114 191L113 190H111V187L112 186H115L113 183H111L110 182V180H111V178L110 177H106V174H105V177L108 179V178H110V179H105L104 178V173H100V171H99V165H98V163H99V161H98V159L96 160V156L93 154L94 152H91V150L93 151V149L91 148H89V146H85L84 144H83V148L81 147V151L83 152V150H84V153H82L81 154V151H80V148H78V147H76V148H74L73 147V149H72V146H71V149L70 150H73L75 153L76 152H79V153H77V154H79V155H81L82 157H80L79 155H77V154H75V155H77V157H76V159H73V156H74V158H75V155H73V153H71L70 151H69V156H72V159L70 160V158L71 157H69L68 155H67V157L68 158H66L67 159V161H66V163H65V161L63 162H60L59 164H57L58 162H56L55 164H54V162L51 160V159H47V158H45V155L46 154H44L43 152H45L46 153V151H47V155H49L48 154V152H49V150H47V148H49V143H45V141L46 142H48V140H47V136L45 135V132H42V131H44V130H46L48 127V129L49 130H51V132L50 131H48V129H47V132L51 135V133H53V131L54 130H56V131H58V132H55L54 131V134L55 135H49L50 136V138H53L54 137V139H56L57 137H62L63 136V134H65V133H71L72 131H73V129H72V127H75V126H77L78 127V123H79V128H77V127H75L74 128V130L76 129V130H78V132L80 131V132H84V133H86L87 131L88 132H91V130L92 129H94L95 128V126L96 127H98V128H100V127H102V125H105V123H106V120L104 121V119H107V120H109L110 121V119ZM125 120H124V119ZM146 118V119H145ZM178 118V119H177ZM203 118L204 119V121L203 120H201V119ZM210 120H209V119ZM6 119V120H5ZM79 119H80V122H78L79 121ZM84 119V120H83ZM101 119V120H100ZM155 119V120H154ZM164 119V120H163ZM172 119V120H171ZM199 119L201 120V121H199ZM225 121H224V120ZM243 119V120H242ZM9 120V121H8ZM28 120V121H27ZM129 120V121H128ZM148 120V121H147ZM157 120V121H156ZM162 121V124L164 125H160V127H161V130H159L160 129V127L158 126V125H156L157 124V122H161ZM167 120V121H166ZM179 120V123L181 124V127H180V125H179V123L177 122ZM181 120V121H180ZM189 120V121H188ZM219 120L221 121V122H219ZM247 122H246V121ZM18 121V122H17ZM24 121H25V123H24ZM30 121V122H29ZM101 121V122H100ZM130 121H132V122H130ZM147 121V122H146ZM155 123L154 125H156L155 127H153L154 125H153V122ZM165 121L168 123H165ZM170 121H171V124H170ZM173 121H174V124L175 123H177V124H172L173 123ZM183 121V122H182ZM187 121V122H186ZM213 121V122H212ZM230 121V122H229ZM243 123H242V122ZM260 121V122H259ZM261 121H263L262 123H261ZM6 122V123H5ZM20 122L23 124V126H21L22 124H20ZM76 122V123H75ZM89 122V123H88ZM92 122V123H91ZM123 122H125L124 124H123ZM150 122H152V124L150 123ZM164 122V123H163ZM194 122V123H193ZM198 122V123H197ZM231 123V125H229V124H226V123ZM253 122V123H252ZM12 123H15V124H12ZM47 123V124H46ZM74 123L76 124V125H74ZM82 123V124H81ZM97 123V125H95ZM130 123V124H129ZM147 123H149V125H150V129L148 130V126L149 125H147ZM182 123H183V125H182ZM185 123V124H184ZM215 123V124H214ZM248 123V124H247ZM257 123H259V125H257L256 126V124ZM10 124V125H9ZM20 124V125H19ZM25 124V125H24ZM88 124V125H87ZM94 124V125H93ZM144 124H145V126H144ZM200 124V125H199ZM206 124H208V125H206ZM241 124V125H240ZM244 124V125H243ZM248 126H247V125ZM253 124V125H252ZM263 124V125H262ZM8 125V126H7ZM51 125V126H50ZM59 125V126H58ZM74 125V126H73ZM153 125V126H152ZM165 125H169V126H166L167 128H169V129H166V127H165ZM179 125V126H178ZM194 125V126H193ZM195 125H196V128H195ZM203 125V126H202ZM224 125V126H223ZM227 125V126H226ZM229 125V126H228ZM14 126H17V130H16V127L14 128ZM46 128H44V127ZM61 126V127H60ZM92 126H94V128H92ZM126 126V127H125ZM133 126V127H132ZM147 126V128H145ZM159 128H158V127ZM193 126V127H192ZM204 126H207V127H204ZM211 126H212V130H210L211 129ZM221 126V127H220ZM249 126H251V127H249ZM12 127V128H11ZM21 129H20V128ZM38 127V128H37ZM40 127V128H39ZM52 127V128H51ZM65 127V129H63V128ZM81 127V128H80ZM89 128V130H88V128ZM185 127V128H184ZM192 128V130L190 129V128ZM198 127V128H197ZM201 127V129H199ZM231 127H233V128H231ZM245 127V128H244ZM253 127V128H252ZM256 127V128H255ZM42 128H44V130H41ZM51 128V129H50ZM56 128V129H55ZM59 128L61 129V130H63L62 132H63V134H62V132H61V130H59ZM126 128V129H125ZM153 128H156V129H153ZM163 128V129H162ZM165 128V129H164ZM195 128V129H194ZM204 128V129H203ZM206 128V129H205ZM210 128V129H209ZM229 128V130H227ZM239 129V130H237V129ZM251 128V129H250ZM259 129V132H258V129ZM20 131H19V130ZM40 129V130H39ZM53 129V130H52ZM66 129H68V130H66ZM87 129V130H86ZM147 129V130H146ZM171 129L172 130H174V132L172 131L171 132ZM198 129V130H197ZM223 129V130H222ZM262 129V130H261ZM9 130V131H8ZM13 130H14V132H13ZM36 130H39V131H37V133H35L36 132ZM66 132H65V131ZM82 130V131H81ZM84 130V131H83ZM128 132H127V131ZM154 130H156L155 131V133H153L154 135L157 133V131H158V133H159V131H162L161 132V134L159 133H157V136L155 135V137H154V135L152 134V137H151V139L149 140L148 138H149V136L151 135V133L152 132H154ZM163 130H164V132L165 133H167V134H164V132H163ZM167 130V131H166ZM191 130V131H190ZM196 130V131H195ZM206 130H207V132H206ZM228 132H227V131ZM260 130H261V132H260ZM8 133H7V132ZM11 131V132H10ZM68 131V132H67ZM124 131H126L125 133H124ZM146 131H148V132H146ZM168 131H169V133H172V135L171 134H169L168 133ZM195 131V132H194ZM198 131V132H197ZM202 131H204L203 133H202ZM226 131V133H224V132ZM234 131V132H233ZM239 131V132H238ZM44 133V136L43 137H41L40 135L41 134H39V133ZM46 132V133H47ZM65 132V133H64ZM124 134H123V133ZM189 132V133H188ZM237 132V133H236ZM12 134V137L11 136H9V134ZM18 133V134H17ZM57 133H59L58 135H57ZM140 135H139V134ZM174 133V134H173ZM198 133V134H197ZM222 133H223V135H222ZM235 133H236V135H235ZM244 133V134H243ZM250 133H252V135L250 134ZM262 133V134H261ZM13 134H15V136H17V137H15ZM21 134V135H20ZM33 134H37V135H39V137L37 136V138H36V136H35V138L36 139H34L33 137ZM61 134H62V136H61ZM124 136H123V135ZM143 134V135H142ZM162 134H164V135H162ZM224 136V137H220V138H218L219 136ZM241 134V135H240ZM43 135V134H42ZM57 135V136H56ZM114 135L113 136H111V137H113V138H115L114 137ZM125 135H127V136H125ZM133 135V136H132ZM160 135V137H158ZM240 135V136H239ZM242 135H244V136H242ZM256 135V136H255ZM258 135V136H257ZM4 136V137H3ZM8 136H9V138H11V139H9L8 138ZM18 136H20V139H22V141L23 142H25V143H22V144H24V147H22L23 145H21L20 144V141H19V137ZM29 136H30V138H29ZM56 136V137H55ZM142 136V137H141ZM168 136H169V138H168ZM174 136V137H173ZM203 136H204V139H203ZM216 138V136H217V139H215L214 137ZM242 136V137H241ZM252 136V137H251ZM261 136H263V137H261L262 139H263V141H261L260 140V137ZM5 137H6V139H5ZM135 137V138H134ZM138 137V138H137ZM143 137H145V138H143ZM202 137V138H201ZM212 137V138H211ZM245 137V138H244ZM258 137V138H257ZM3 138V139H2ZM14 138V139H13ZM18 138V139H17ZM33 138V139H32ZM38 138L40 139L41 138V140H39L38 141ZM131 138V139H130ZM140 138V139H139ZM152 138H154V139H152ZM170 138L172 139V140H170ZM207 138V139H206ZM211 138V140L210 141H208V143H207V141L205 142V139L206 140H209ZM253 140H252V139ZM255 138H256V140H255ZM12 139H13V141H12ZM29 139V140H28ZM159 139V140H158ZM162 139V140H161ZM164 139V140H163ZM166 139L168 140V142H166L165 143V141H166ZM175 139V140H174ZM212 139H214V140H212ZM234 139V140H233ZM246 140V141H244V140ZM8 140L10 141V142H8ZM17 140V141H16ZM32 140H34L33 141V143L31 142ZM43 140H45V141H43ZM145 140H147V141H145ZM152 140V141H151ZM155 140V141H154ZM157 140V141H156ZM160 140H161V142L163 141V144L166 146H163V144L160 142ZM222 140V141H221ZM236 140H237V142L239 141V143L238 144H236L237 142H236ZM242 140V141H241ZM28 141H30L32 144H33V146L31 145H29L30 144V142H28ZM43 141V142H42ZM119 141H120V143H119ZM125 141V142H124ZM144 141V142H143ZM169 141L171 142V144L169 143ZM173 141V142H172ZM175 141V142H174ZM212 141V142H211ZM235 143H234V142ZM16 142V143H15ZM41 142H42V145H41ZM123 142H124V144H123ZM215 142V143H214ZM223 142V143H222ZM230 144H229V143ZM243 142V143H242ZM260 142V143H259ZM5 143V144H4ZM156 143V144H155ZM161 143V144H160ZM174 143H175V145H174ZM199 143V144H198ZM200 143H201V145H200ZM202 143H205V144H203L202 145ZM221 143V144H220ZM227 143V144H226ZM235 145V146H233V144ZM15 144H16V146H15ZM21 146V148H19V145ZM34 144H35V146H34ZM116 144V146H114ZM119 144V145H118ZM144 144V145H143ZM239 144L240 145H243L242 147L241 146H239ZM246 144V145H245ZM260 144H262V146L260 147ZM6 145V146H5ZM45 145V146H44ZM46 145H49V146H46ZM157 145H158V147H157ZM159 145H160V147H159ZM168 145H170V147H172L171 149L169 148V150H167L168 149ZM180 145V146H179ZM223 145V146H222ZM228 145V146H227ZM238 147H237V146ZM258 147H257V146ZM1 146H3V147H1ZM5 146V147H4ZM18 146V147H17ZM42 146V147H41ZM73 146H75V145H73ZM82 146V145H81ZM84 146H85V148H86V152H85V149H84ZM114 146V147H113ZM148 146V147H147ZM151 146V147H150ZM155 148H154V147ZM163 146V147H162ZM182 146V147H181ZM185 147V149H183L184 147ZM199 146V147H198ZM221 146V147H220ZM12 147H13V149H12ZM29 147V148H28ZM46 147V148H45ZM80 147V146H79ZM120 147V148H119ZM125 147V148H124ZM152 148V149H150V148ZM173 147H175V150H174V148ZM178 147V148H177ZM181 147V148H180ZM189 147V148H188ZM212 149H211V148ZM221 149H220V148ZM224 147V148H223ZM261 149H260V148ZM15 148V149H14ZM23 148H25V150L23 149ZM78 148V149H77ZM156 148H158L159 150L157 151L156 150ZM164 150H166L167 152L169 151L170 153H168L167 154V152L165 151H163V149ZM166 148V149H165ZM177 148V149H176ZM189 150H188V149ZM2 149H4V150H2ZM21 149L22 151L20 152L19 150ZM75 149L77 150V151H75ZM89 149H90V151H89ZM178 149H180V150H178ZM181 149H182V151H181ZM215 149V150H214ZM231 149V150H230ZM12 150H13V152H12ZM17 150V151H16ZM79 150V151H78ZM155 150L158 152V153H156L155 152ZM177 150V151H176ZM184 150V151H183ZM189 152H188V151ZM206 150H213V151H217L214 155L216 156V157H213L214 155H212V158H210L209 159V161L207 160V158H208V156H210V155H208L207 156V158L205 157V155H207L209 152L208 151H206ZM223 150V151H222ZM256 150V151H255ZM3 151V152H2ZM20 152V153H22L23 152V154H20V153H15V152ZM151 151H154V154H156V155H154L153 154V152H151ZM160 151V152H159ZM173 151V152H172ZM174 151H176V157H174L175 159H177V158H181V160H179V159H177V160H175V159H173L172 157L173 156H175V154H174ZM181 151V152H180ZM193 152L192 154H194L193 156H191V157H193V158H195V159H191V157H189L188 158V156L191 154L190 152ZM213 151H210V153H214ZM224 151H225V153H224ZM229 151V153H227ZM251 151V152H250ZM255 153H254V152ZM260 151V152H259ZM12 152V153H11ZM92 154H91V153ZM127 152L129 153L128 155H127ZM207 152V153H206ZM221 152H223V153H221ZM257 152V153H256ZM261 154H259V153ZM43 153V154H42ZM151 153H152V156H151ZM164 153V154H163ZM166 153V154H165ZM178 153V154H177ZM180 153V154H179ZM183 153V154H182ZM184 153H190L189 155H186V156H184ZM9 154H12V155H15V157L14 156H12V155H9ZM17 154L19 155V160L18 159H15V158H17ZM71 154V155H70ZM139 154V155H138ZM161 154H163V155H161ZM170 154V155H169ZM173 154V155H172ZM181 154L183 155V156H181ZM221 154L223 155V156H221ZM232 154V155H231ZM92 155H94L93 157H94V160H92V159H89L88 160V158H92ZM127 155V156H126ZM146 157H145V156ZM153 155H154V157H153ZM165 155V156H164ZM168 155V157H166ZM178 155V156H177ZM220 155V156H219ZM228 155H230V156H232V157H230V156H228ZM256 155V156H255ZM21 156V157H20ZM139 156V157H138ZM141 156H143L142 158L143 159H145V158H149L150 160H151V157H152V160L151 161H149V159L147 160V159H145V161L147 162H145V161H143L142 159H140L141 158ZM172 156V157H171ZM194 156H196V157H194ZM197 156H198V158L199 159H196L197 158ZM224 156H225V158H224ZM226 156H228V157H226ZM15 159H13V158ZM25 157V158H24ZM48 158H50L49 156H47ZM128 157V158H127ZM131 157V158H130ZM133 157V158H132ZM159 157H164V158H159ZM174 160H171L170 161V159L171 158ZM184 157V158H183ZM211 157V156H210ZM257 157V158H256ZM43 158V159H42ZM84 160H83V159ZM118 158V159H117ZM126 158V159H125ZM154 158H156V159H154ZM169 158V159H168ZM204 158H206V160L204 159ZM214 158V159H213ZM219 158V159H218ZM227 158V159H226ZM11 159H13V160H11ZM22 159H25V160H21ZM45 159H46V161H45ZM68 159L70 160L69 162L71 163V161L73 162L74 160L76 161V162H73V163H71L72 164V166L70 165V163L68 162ZM130 159H132V160H130ZM137 161H140V160H142V161H140V162H142V164L139 162H137ZM139 159V160H138ZM166 159H168L167 161L170 163V162H174V163H171L172 165H170L168 162H166ZM191 161H190V160ZM219 160V161H216V160ZM224 159V161H222ZM228 159H229V161H228ZM238 159V160H237ZM245 159V160H244ZM44 160V161H43ZM49 160H51L52 162H53V166H55V168H57L56 170V173L58 172V176L56 175V173H54L53 175H52V173H53V169L50 167V169H49V167L48 166H50V161L48 162ZM96 160V162H97V164H96V162H95V164L96 165H98V166H95V168H94V162L93 161H95ZM121 160H122V162H121ZM124 160V161H123ZM125 160H128V161H126L127 163H125ZM131 161V164H130V161ZM136 162H135V161ZM155 160V161H154ZM164 161V163H166L165 165H164V163H162V161ZM184 160V161H183ZM195 160V163L194 162H192V161H194ZM214 163H212L211 164V161ZM227 162H226V161ZM242 160V161H241ZM17 161V162H16ZM176 161V162H175ZM190 161V162H189ZM202 161V162H201ZM206 161V162H205ZM207 161H208V163H207ZM214 161H216V162H214ZM221 161V162H220ZM234 161V162H233ZM260 163H259V162ZM14 162V163H13ZM90 162H93V164H91ZM124 162V163H123ZM135 162V163H134ZM151 162V163H150ZM183 162V163H182ZM205 162V163H204ZM229 162V163H228ZM241 162H243L242 164H241ZM16 163V164H15ZM31 163H33V164H31ZM63 163H65L64 164V167H63ZM68 163V164H67ZM121 163V164H120ZM132 163H134L133 165H132ZM136 163H137V165H136ZM143 163H145V164H143ZM154 163V164H153ZM159 163H161V165L159 164ZM203 163V164H202ZM219 163V164H218ZM13 164V165H12ZM21 164V165H20ZM35 164V165H34ZM37 164V165H36ZM48 164V165H47ZM91 166H90V165ZM123 164V165H122ZM141 164V165H140ZM150 164V165H149ZM152 164H153V166H152ZM164 166H163V165ZM167 164H169V165H167ZM173 164H175V165H173ZM176 164H177V166H176ZM185 164V165H184ZM198 164V165H197ZM202 164V165H201ZM207 164H209V165H207ZM222 164V165H221ZM244 164H246V166L244 165ZM16 165V166H15ZM59 165V167H57V166ZM67 165V166H66ZM79 166V170H77L78 169V166ZM133 166V168H132V166ZM140 165V166H139ZM158 165V166H157ZM194 165V166H193ZM244 166V167H242V166ZM14 166V167H13ZM44 166H46V167H44ZM60 166H62V167H60ZM91 168H90V167ZM123 166V167H122ZM130 166H131V168H130ZM136 166V167H135ZM155 166V167H154ZM162 166H163V168H162ZM186 166V167H185ZM193 166V167H192ZM196 166H198V167H196ZM209 166V167H208ZM210 166H211V168H210ZM236 166V167H235ZM1 167V166H0ZM48 167V168H47ZM93 167V168H92ZM96 167H98V171H99V173H89L90 171H93V172H95L96 171ZM129 167V168H128ZM141 167H142V169H141ZM161 167V168H160ZM180 167V168H179ZM207 167V169L209 170L208 172L206 171L207 169H203V168H206ZM253 167V168H252ZM54 168V167H53ZM58 168H60V169H58ZM88 168H90V169H88ZM138 168V169H137ZM154 168H155V170H154ZM183 168V169H182ZM193 168V169H192ZM199 169V170H201V172L199 171V170H197V171H195V169ZM228 168V169H227ZM1 169V168H0ZM15 169V170H16ZM52 169V170H51ZM87 169L89 170V171H87ZM93 169V170H92ZM130 169V170H129ZM133 170V174H132V170ZM156 169H157V171L158 172H154V171H156ZM161 169H163V170H161ZM232 169V170H231ZM76 172H75V171ZM130 171V173H129V171ZM137 170V171H136ZM139 170V171H138ZM148 170V171H147ZM150 170V171H149ZM160 170V171H159ZM202 170H204V171H202ZM10 171V170H9ZM79 171V172H78ZM128 171V172H127ZM180 171V172H179ZM212 171V172H211ZM221 171H223V172H221ZM233 171V172H232ZM256 171L258 172V173H256ZM10 172H12V171H10ZM35 172H37V173H35ZM78 172V174H76ZM82 172L86 175L85 177H84V174H83V176H82ZM128 174H127V173ZM185 172V173H184ZM199 172V173H198ZM204 172H206V174L204 173ZM227 172V173H226ZM229 172V173H228ZM236 172H238V173H236ZM241 172V173H240ZM17 173V174H18ZM28 173V172H27ZM26 173V174H27ZM33 173V174H32ZM89 175H88V174ZM139 173V174H138ZM147 173V174H146ZM168 173L170 174V175H168ZM187 173V174H186ZM196 173V174H195ZM208 173H209V175H208ZM219 173V174H218ZM225 173V174H224ZM230 173H231V175H230ZM240 173V174H239ZM2 174H5L6 175V177H4ZM14 175H12L13 177H15V173H13ZM35 174H36V176H35ZM60 174V175H59ZM129 174H131L132 175V177H130L131 175H129ZM147 176H145V175ZM166 174H167V176H166ZM176 174V175H175ZM185 174V175H184ZM201 174V175H200ZM211 174V175H210ZM223 174V175H222ZM229 174V175H228ZM237 174V175H236ZM242 174V175H241ZM2 175V176H1ZM38 175V176H37ZM50 175V176H49ZM129 176V177H127V179H126V176ZM133 175H135V176H133ZM172 175V176H171ZM216 175V176H215ZM20 176H21V174H20ZM101 176H103V178H101ZM159 178H158V177ZM169 176V177H168ZM171 176V177H170ZM222 176H224V177H222ZM234 176H236V177H234ZM21 177H23V176H21ZM48 177V178H47ZM122 177H123V179H122ZM198 177V178H197ZM238 177V178H237ZM242 177V178H241ZM7 178V179H6ZM84 178H85V180H84ZM98 180H97V179ZM99 178H100V180H104L102 183H100L101 181L99 180ZM131 178H133L132 180H130ZM147 178V179H146ZM170 178H173V179H171L170 180ZM194 178H196V179H194ZM221 178V179H220ZM225 178V179H224ZM254 178V179H253ZM14 179V180H13ZM91 179V180H90ZM94 179L96 180L95 182H94ZM143 179V181H141ZM154 179V180H153ZM176 180V181H172V180ZM195 181H194V180ZM4 180V181H3ZM11 180H12V182H11ZM27 180V179H26ZM47 180V181H46ZM80 180V181H81ZM107 180V181H106ZM168 180H170V181H168ZM227 180V181H226ZM241 180V181H240ZM132 181H134V185H133V182ZM156 181H159V182H156ZM182 181V182H181ZM6 182V183H5ZM30 182V183H29ZM46 182V183H45ZM97 182L98 183H100V184H97ZM105 182H107V183H105ZM141 182V184H139ZM147 182V183H146ZM165 182V183H164ZM172 182V183H171ZM176 182V184H174ZM179 182V185H177V183ZM16 183H17V185H16ZM22 183V184H21ZM85 183V182H84ZM92 183V184H91ZM94 183V184H93ZM95 183H96V185H95ZM103 183H105L104 184V186L102 185L101 186V184H103ZM144 183V184H143ZM168 183H170V184H168ZM219 183H220V185H219ZM106 184H109L108 186L106 185ZM121 184H122V186L124 185L126 188L123 190V191H121V188H123L122 186H121ZM130 184V185H129ZM146 185V187L144 186L143 187V185ZM218 184V185H217ZM7 185V186H8ZM12 185V186H11ZM23 185V186H22ZM131 185H133L132 187H134L135 185H136V187L138 188V190H136L137 192L135 193V189H137L136 187H134V190H133V188L131 187V189H130V186ZM213 185H215V186H213ZM263 185V186H262ZM21 186H22V188H21ZM106 186V187H105ZM121 187V188H119V187ZM129 186V187H128ZM141 186V187H140ZM220 186V187H219ZM14 187V188H13ZM15 187L16 188H18V191L15 189ZM30 187V188H29ZM97 187V190L95 189ZM99 187V188H98ZM100 187H101V189H100ZM108 187V188H107ZM140 187V188H139ZM187 187H188V189H187ZM212 187H214V189L212 188ZM216 187V188H215ZM221 187L223 188L222 190H221ZM20 188V189H19ZM23 188H24V190H23ZM96 190H94V189ZM108 190H106V189ZM117 188H119L118 190H117ZM143 188L145 189V191H143ZM181 190H179V189ZM226 188V189H225ZM22 189V190H21ZM31 190L30 191V193H32V194H28V192H29V190ZM112 189H113V187H112ZM126 189H130V191H129V193L130 192H132V191H134V193H133V195H132V193H128L127 191H126ZM174 189V190H175ZM187 189V190H186ZM198 191H197V190ZM20 190V191H19ZM28 190V191H27ZM105 191V193L103 194H101V193H99V191L100 192H102V191ZM174 190H172L173 192H174ZM180 192H179V191ZM188 190H190L193 194L194 193H196V196H197V194H198V192H199V190H200V192H202V194H199L197 197L195 196V194L192 196V194L190 195L189 193H191L190 191H188ZM225 190V191H224ZM98 191V194L96 193ZM110 191V192H109ZM111 191H113V192H111ZM119 191V192H118ZM123 193L122 195H121V192ZM182 191H184V192H182ZM195 191V192H194ZM214 191V192H213ZM222 191V192H221ZM242 193H241V192ZM20 192V193H19ZM48 192V193H47ZM153 192V191H152ZM182 192V195L180 194ZM189 192V193H188ZM213 194H212V193ZM217 192V193H216ZM221 192V193H220ZM244 192V193H243ZM45 193V194H44ZM109 193V195H108V197H107V195H105V194H108ZM110 193H112V194H110ZM139 195H138V194ZM236 193H237V195L238 196H240L239 198H238V196L236 195ZM241 193V194H240ZM97 194V195H96ZM103 196H101V195ZM137 194V195H136ZM141 194V195H140ZM243 194V195H242ZM259 194V195H258ZM261 194V195H260ZM11 195V196H10ZM33 195V196H32ZM45 195H47V196H45ZM58 196H61V194L59 193V194H57ZM56 195V196H57ZM99 195L102 197H99ZM182 196V198L183 199H181L180 197ZM183 195H184V197H183ZM186 195V196H185ZM187 195H190V197L189 198H191V199H193V198H195L196 200H194L193 199V201L196 203H190L189 202V198L187 199ZM202 195V196H201ZM260 196V197H258V196ZM45 196V197H44ZM127 196V197H126ZM160 196V197H159ZM180 196V197H179ZM225 198H224V197ZM233 196V198H231V197ZM234 196H235V198H234ZM34 197H35V199H34ZM37 197V198H36ZM77 197V196H76ZM106 197V198H105ZM139 197V198H138ZM165 197V199H163ZM178 197L180 198V199H178ZM223 197V198H222ZM239 199V200H237V202H235L236 201V199L237 198ZM258 197V198H257ZM16 200H15V199ZM18 198V199H17ZM42 198H43V200H42ZM51 200H50V199ZM58 198H60V199H58ZM61 198H62V200H61ZM107 198L108 199H110V200H107ZM113 198V199H112ZM129 198V199H128ZM142 200H141V199ZM173 198H175L176 199V201L173 199ZM231 198V199H230ZM12 199V200H11ZM26 199V200H25ZM40 199V200H39ZM49 199V200H48ZM56 199H58V200H56ZM65 199H67V201H68V203H69V205H68V203L66 202V204H65ZM105 199V200H104ZM115 199H116V201H119V203L118 202H116L115 201ZM119 199V200H118ZM146 199V200H145ZM152 199V198H151ZM161 199H163V200H161ZM167 199L169 200V202L167 201ZM230 199V200H229ZM235 199V203L233 202V200ZM250 200V202H249V200ZM261 199V200H260ZM18 200H20V201H18ZM25 200V201H24ZM33 200V201H32ZM59 200H61V202L59 201ZM73 200V199H72ZM122 200V201H121ZM123 200H125V201H123ZM129 200V201H128ZM144 200V202H141V201H143ZM164 200H166L167 202H165ZM177 200H178V202H177ZM181 200V201H180ZM183 200H186V201H183ZM187 200H188V202H187ZM232 200V201H231ZM15 203H14V202ZM17 201V202H16ZM36 201H44V202H46V203H44V202H41L40 204L38 203V202H36ZM59 201V202H58ZM64 201V202H63ZM120 201H121V203H120ZM132 201H134V202H132ZM139 201V202H138ZM162 201V202H161ZM171 201H174L173 203L171 202ZM181 203H180V202ZM190 201H192V200H190ZM206 203H205V202ZM208 201V202H207ZM259 201V202H258ZM5 202V203H4ZM19 202V203H18ZM30 202V203H29ZM64 203L63 205H64V207L66 208V209H69V211H71V213H69L68 214V210H66L64 207H62L63 205L61 204V203ZM136 202V203H135ZM152 202H153V204H152ZM160 202H161V204H160ZM184 202V203H183ZM211 202H213V203H211ZM233 202V203H232ZM241 202H243V203H241ZM249 202V203H248ZM252 202V203H251ZM38 203V204H37ZM53 203V204H52ZM54 203H59V205H57V204H54ZM71 203H72V205H71ZM78 203V202H77ZM106 203V202H105ZM123 203V204H122ZM168 203H169V205H168ZM180 203V204H179ZM189 204V205H187V204ZM203 203H205V207H207V208H205L204 207V204ZM207 203H211V204H207ZM237 203H238V205H237ZM259 203V204H258ZM8 204V205H7ZM73 204L75 205V208L74 207H72L73 206ZM116 206H115V205ZM156 204V205H155ZM179 207V205H180V207L181 206H183L182 208H178L176 205ZM181 204H186V205H181ZM196 205V207H193L192 205ZM217 204H218V206H217ZM224 204V205H223ZM239 204L241 205V207L239 206ZM19 205V206H20ZM52 205V206H51ZM67 205V206H66ZM71 205V206H70ZM153 205H154V207H153ZM164 205V206H163ZM194 205V206H195ZM203 207H202V206ZM206 205H208V206H206ZM213 205V206H212ZM234 206V209H237V211H238V209H239V216H238V214H237V216L236 215H234V213L236 214V210H235V212L233 211L234 209H232L231 208V206ZM15 208H14V207ZM23 206V207H22ZM21 207H22V209L23 210H25V209H27L24 205H22ZM77 206V207H76ZM173 206H175V207H173ZM188 206H192L193 208H194V210H193V208L191 207H188ZM221 206V207H220ZM225 206V208L223 209V207ZM228 206H230V209L228 208ZM237 206H239L238 208H236ZM258 206V207H257ZM5 207V208H4ZM18 207V206H17ZM25 207V208H24ZM45 207V208H44ZM51 207V208H50ZM56 207V208H55ZM81 207H83V208H81ZM177 207V208H176ZM209 207V208H208ZM215 207V208H214ZM260 207V208H259ZM7 208V209H6ZM19 208V207H18ZM28 208V209H29ZM32 208H34V209H32ZM62 208L65 210L64 212H62L63 210H62ZM177 210H176V209ZM196 208V209H195ZM216 208H218V209H216ZM222 208V211L223 210H231V212H232V214L228 217V216H226V213H227V211L225 210V211H223V213L221 212L220 213V211L221 210H219V209H221ZM228 208V209H227ZM248 208H250V209H248ZM29 209V210H30ZM80 209V210H79ZM161 211H160V210ZM183 209V210H184ZM192 211H191V210ZM200 209V210H199ZM206 209V210H205ZM214 209V210H213ZM50 210V211H49ZM75 210H77V211H75ZM169 210V213H171V211ZM176 210V212L178 213V215H177V213L176 214H174L175 212H173V211H175ZM189 210H190V212H189ZM217 210V211H216ZM241 210V211H240ZM249 210V211H248ZM260 210V211H259ZM46 211H48V212H46ZM67 211V212H66ZM74 211H75V213H74ZM80 211V212H79ZM180 211V212H181ZM215 212V214L212 216H206V215H209V213L211 214V212ZM218 211H219V213H218ZM41 212V213H42ZM50 212H51V214H50ZM57 212H59V213H57ZM62 212V213H61ZM72 212H73V215H72ZM79 212V213H78ZM194 212V213H193ZM48 213L52 216H50L49 215V217L47 216L48 215ZM54 213V214H53ZM79 215H78V214ZM162 213H163V211H162ZM162 213L160 214L161 216H162ZM186 213L188 214V215H186ZM190 213H192V214H190ZM202 215H201V214ZM206 213V214H205ZM238 213V212H237ZM68 214V215H67ZM74 214L77 216L78 215V222L75 220V219H73L72 221H69V222H67L68 221V219L70 218V220L73 218V216H74ZM153 214H154V216H153ZM195 214V215H194ZM197 214H198V216H197ZM220 214V215H219ZM221 214H225L223 217L221 216ZM254 214V215H253ZM43 215V214H42ZM186 215V216H185ZM189 215H192V216H189ZM199 215H201L202 217H200ZM204 215V216H203ZM215 215H217V216H219V218L218 217H216V218H214V222H215V220L217 219L218 221L219 220H221V218H223L221 221H217L216 220V222H218V223H214V222H212V223H214L215 225H219L220 226V229L222 230V229H224V226H227L231 221V223L230 224H232V226L229 224V226H227L226 227V230L224 229V231L227 233V237L225 236L226 235V233L222 230H220V229H216V227L218 228L219 226L217 225L216 227H215V225L213 224V226L215 227V230H217L216 232H215V230L214 231H211V232H215L216 233V235H218V233H220L221 234V237L219 236H216L215 234L213 235V236H211L213 233H211V235H209L210 234V231H208V230H210V229H206V227L208 226H210V222L211 221H213V217L215 216ZM242 215V216H241ZM262 215H263V217H262ZM69 216V217H68ZM79 216H80V220L82 221H84V220H86V221H82L83 222V224H82V222L79 220ZM206 216V217H205ZM221 216V217H220ZM228 217L229 218V220L230 219H232V220H228V218H226V217ZM44 217V216H43ZM50 217L52 218L51 219V221H50ZM189 217H191V219L189 218ZM195 219H193V218ZM202 218L203 220L205 219V218H208V219H206V220H208V221H206V220H204L205 222H206V224H208V225H206V224H204L205 222L202 220V219H200V218ZM205 217V218H204ZM209 217H211L212 218V220H209V219H211V218H209ZM260 217H262V218H260ZM66 218V219H65ZM68 218V219H67ZM159 218H161L160 219V221L163 219L162 217H159ZM199 218V219H198ZM190 219V220H189ZM198 219V220H197ZM48 220V221H47ZM54 220H56V222H54ZM65 220V221H64ZM67 220V221H66ZM201 220V221H200ZM225 220H228V224H225V223H227ZM241 220V221H240ZM51 222V224H50V222ZM74 221V222H73ZM76 221V222H75ZM81 223H80V222ZM155 221V222H154ZM193 221V222H192ZM199 221V222H198ZM203 221V222H202ZM225 221V222H224ZM236 221V222H235ZM254 223H253V222ZM258 221H259V223H258ZM45 222H47L46 223V225H45ZM208 222V223H207ZM221 222V223H220ZM224 222V224H223V226H221V224ZM262 222V223H261ZM88 223V222H87ZM157 223V222H156ZM199 224V227H198V230H197V227L196 226H198V224ZM238 223V224H237ZM81 224V225H80ZM84 224H85V226H84ZM195 225V226H193V225ZM201 224H203V225H206V227L205 226H203V225H201ZM252 224V225H251ZM70 227H69V226ZM80 225V226H79ZM104 225V226H103ZM185 225V227H183ZM189 225V226H188ZM192 227H191V226ZM50 228H49V227ZM183 228H182V227ZM186 226H188L187 228H186ZM203 226V227H202ZM211 226H212V224H211ZM210 226V227H211ZM242 226V227H241ZM254 226H256V227H254ZM56 227V226H55ZM69 229H68V228ZM103 227V228H102ZM179 227H181V229H179ZM189 227H191L192 228V230L193 231H195V232H193L192 230H191V228H189ZM204 230H206V231H208V233H206L207 235H209V236H211V237H209V236H206V234L204 233V232H206V231H204V232H202V235H201V233H200V229H201V231H203V229ZM222 227V228H221ZM237 227V228H236ZM87 230H86V229ZM186 228V230H184ZM230 228V229H229ZM150 229H152V230H150ZM153 229H154V231H156V232H153ZM183 229V230H182ZM259 229V230H258ZM22 230H25V228H23ZM48 230H46V232L45 233H48ZM146 232H145V231ZM149 230V231H148ZM160 230V231H159ZM197 230V231H196ZM238 232H240V233H237V231ZM241 230V231H240ZM262 230V231H261ZM19 231H21L22 233H23V235H21V232L19 233ZM51 231V230H50ZM99 231V232H98ZM108 231V230H107ZM150 231H152V232H150ZM189 233H188V232ZM223 232L224 234H222L221 232ZM260 231V232H259ZM61 232H62V234H61ZM66 232V233H65ZM148 232H150V233H148ZM192 232V233H191ZM3 233V234H2ZM8 233V235L10 236V235H12V236H14V237H12V238H10L8 235H6L7 236V238H8V240L6 239L5 240V238H6V236H4L5 234H7ZM10 233V234H9ZM31 235H30V234ZM64 233V234H63ZM110 233V232H109ZM154 233H155V235H154ZM163 235H162V234ZM194 233V234H193ZM231 233V234H230ZM4 236H2V235ZM14 234V235H13ZM26 234V235H25ZM28 234V235H27ZM66 234V235H65ZM93 234H95V235H93ZM180 234V235H179ZM16 235V236H15ZM18 235V236H17ZM20 235V236H19ZM25 235V236H24ZM105 235V234H104ZM151 235H152V238H151ZM178 235V236H177ZM197 235L200 237H197ZM231 235V236H230ZM240 235V236H239ZM252 235V236H251ZM22 236V237H21ZM24 236V237H23ZM57 236V237H56ZM103 236V237H102ZM173 236V237H172ZM182 236V237H181ZM197 237L196 238V240H195V237ZM215 236L218 238V240L215 238ZM223 236H225L224 238H223ZM229 236V237H228ZM2 237H3V239H2ZM18 237V238H17ZM29 237H31V240L33 241H31L30 240V238ZM94 237V238H93ZM97 237V238H96ZM102 237V238H101ZM108 239H107V238ZM154 237V238H153ZM157 237H159V238H157ZM165 238V240H162V241H160L162 238ZM207 237V238H206ZM249 237V238H248ZM253 237V238H252ZM14 238H15V242H14ZM33 238V239H32ZM47 238H48V240H47ZM61 238V239H60ZM111 240H110V239ZM114 240H113V239ZM151 238V239H150ZM157 238V239H156ZM161 238V239H160ZM169 240H168V239ZM174 239V241H173V239ZM175 238L177 239V240H175ZM201 238H203V239H201ZM208 238H209V241H207L208 240ZM214 238H215V240H214ZM221 238V239H220ZM21 239V240H20ZM53 241H52V240ZM59 239V240H58ZM103 239V240H102ZM156 239V240H155ZM201 239V240H200ZM211 239V240H210ZM213 239V240H212ZM220 239V240H219ZM232 239V240H231ZM238 239V240H237ZM13 240V241H12ZM18 240H20L22 243H20V241H18ZM75 240V241H74ZM168 240V241H167ZM179 240V241H178ZM181 240V241H180ZM192 240V241H191ZM206 240V241H205ZM228 240V241H227ZM237 240V241H236ZM248 242H247V241ZM9 243H8V242ZM10 241H12V242H10ZM37 241V243H35ZM50 241V242H49ZM69 241V242H68ZM71 241V242H70ZM78 241V242H77ZM109 241V242H108ZM160 241V242H159ZM165 243H164V242ZM170 241H173V244L170 242ZM199 243H198V242ZM222 241V242H221ZM14 242V243H13ZM16 242H18L17 244H16ZM41 242V243H40ZM73 242V244H75L74 242H76V243H78V244H75V245H73V244H71ZM154 242V243H153ZM162 242H163V244H162ZM166 242L168 243V245H166ZM171 244H170V243ZM194 242H196V243H194ZM206 242V243H205ZM223 242H225V243H223ZM35 243V244H34ZM49 243V244H48ZM161 243V244H160ZM202 243H204V244H202ZM208 243V244H207ZM210 243V244H209ZM213 243H214V245H213ZM223 245H222V244ZM227 243V244H226ZM12 244V245H11ZM19 244H20V247H19ZM22 244H24L23 245V248H22ZM34 244V245H33ZM42 246H41V245ZM46 244V245H45ZM69 244V245H68ZM71 244V245H70ZM154 244V245H153ZM195 244H197V245H195ZM198 244H199V246L201 245V249L202 250H204V253H203V251L202 250H198L197 251V249H198ZM219 244L220 245H222V246H219ZM231 246H230V245ZM78 245V246H77ZM159 245V246H158ZM207 245V246H206ZM208 245H210V246H208ZM227 245H228V247H230V250L232 251H230V250H227V249H229V248H227ZM233 245V246H232ZM246 245V247H243V246H245ZM40 246V247H39ZM64 246V247H63ZM66 246V247H65ZM157 246V247H156ZM192 246H193V249H192ZM202 246H206L208 249H206V247L203 249L202 248ZM215 246H219V247H215ZM226 247V249L224 248V247ZM260 246V247H259ZM39 247V248H38ZM70 249H72V250H68L69 248ZM71 247H73V248H71ZM152 247V248H151ZM181 247V248H180ZM25 248V249H24ZM68 248V249H67ZM115 248V249H114ZM174 248V249H173ZM221 250H220V249ZM224 248V249H223ZM246 248H248V250L246 249ZM259 248V249H258ZM40 249V250H39ZM114 249V250H113ZM160 249H161V251H160ZM192 249V250H191ZM216 249V250H215ZM219 251H218V250ZM236 251H235V250ZM159 250V251H158ZM162 250H164V251H162ZM165 250L167 251V252H165ZM174 250V251H173ZM208 250H209V252H208ZM224 250H226L227 252H225ZM34 251H36V252H34ZM41 251V252H40ZM69 253H68V252ZM185 251V252H186ZM192 251V252H191ZM199 251H202V254H201V252H199ZM207 251V252H206ZM215 251V252H214ZM218 251V252H217ZM220 251H221V254H220ZM222 251H224V252H222ZM28 252V253H27ZM31 252H33V253H31ZM182 252V251H181ZM198 252L200 253V258H199V261H197L198 260V257H199V254H198ZM236 254H235V253ZM244 252V253H243ZM261 252V255H259V253ZM31 253V255H28V254H30ZM34 253H36V254H34ZM38 253V254H37ZM55 253V254H54ZM102 254V255H104V256H102V255H100V254ZM167 253V254H166ZM208 253H210V254H208ZM215 253V254H214ZM218 253H219V255H218ZM232 253V254H231ZM55 256H54V255ZM98 254V255H97ZM114 254V255H113ZM205 254V255H204ZM206 254H208V255H206ZM228 254V255H227ZM246 254H248V255H246ZM37 255V256H36ZM51 255H53L52 257H53V259L52 258H50L51 257ZM83 255H84V257H83ZM92 255V256H91ZM195 255L196 256H198V257H195ZM212 255V256H211ZM220 255H221V257H220ZM241 255V256H240ZM30 258H29V257ZM50 256V257H49ZM81 256V257H80ZM217 256V258H213V257H216ZM236 256V257H235ZM248 256V257H247ZM263 258H262V257ZM36 257V258H35ZM77 257V258H76ZM89 257V258H88ZM114 257V258H113ZM194 259H193V258ZM201 257H203V258H201ZM206 257H209V259L208 258H206ZM212 257V259H210ZM223 257V258H222ZM225 257V258H224ZM244 257V258H243ZM251 257V258H250ZM27 258V259H26ZM34 258V259H33ZM181 260H179V259ZM192 258V259H191ZM204 258H205V260H204ZM221 258V259H220ZM23 259V260H22ZM60 259V260H59ZM98 259H99V261L100 262H102V263H100L99 261H98ZM101 259H103V260H101ZM202 259V260H201ZM226 259V260H225ZM231 259V260H230ZM244 259V260H243ZM246 259H247V261H246ZM260 259H262V260H260ZM12 260V261H11ZM17 260H19V261H17ZM26 260V261H25ZM51 260V261H50ZM191 260H193L192 262H191ZM209 260V261H208ZM212 260V261H211ZM215 260H217V261H215ZM222 260V261H221ZM225 260V261H224ZM252 260H254V261H252ZM11 261V262H10ZM104 261V262H103ZM112 260H111V263L112 264H116V261L115 262H113ZM178 261V262H177ZM197 261V262H196ZM203 261V262H202ZM232 261V262H231ZM242 261V262H241ZM247 263H246V262ZM252 261V262H251ZM10 262V263H9ZM16 262V263H15ZM19 262V263H20ZM177 262V263H176ZM182 262V263H181ZM195 262V263H194ZM205 263V264H208V263ZM255 262V263H254ZM18 263V264H19ZM72 263V264H73ZM23 264V263H22ZM174 264V263H173Z\"/></svg>",
  "mask_w": 264,
  "mask_h": 264
},
{
  "label": "bare ground",
  "instance_id": "2",
  "mask_svg": "<svg viewBox=\"0 0 264 264\" xmlns=\"http://www.w3.org/2000/svg\"><path fill=\"white\" fill-rule=\"evenodd\" d=\"M35 1H36V0H35ZM35 1H34V2H35ZM41 1H42V0H41ZM41 1H40V2H41ZM46 1H47V0H46ZM49 1H50V0H49ZM49 1L46 2V4H45V5H46V8L49 9V12H50V9H51V11H52V10H53V11L58 10V8H57L58 6H55L54 3H53V5H50V4L47 5V3H49ZM55 1H57V0H55ZM55 1L53 0V2H55ZM62 1H63V0H59V1L56 2V3H59V2L63 3ZM67 1H69V0H67ZM67 1L65 0V3H66ZM72 1H73V0H72ZM117 1H118V0H117ZM120 1H121V0H120ZM124 1H125V0H124ZM133 1H136V0H133ZM140 1H141V0H140ZM148 1H149V0H148ZM223 1H224V0H223ZM237 1H238V0H237ZM241 1H243V0H241ZM249 1H250V0H249ZM258 1L262 2L263 0H258ZM29 2H30V1H29ZM31 2H32V1H31ZM31 2H30V3H31ZM42 2L44 3V0H43ZM109 2H110V1H109ZM118 2H119V1H118ZM149 2H151V1H149ZM149 2H148V3H149ZM156 2L160 3L159 0H157ZM195 2H196V1H195ZM212 2H213V1H212ZM221 2H222V1H221ZM238 2H240V1H238ZM238 2H235V3H238ZM35 3H36V2H35ZM61 3H60V4H61ZM67 3H68V2H67ZM154 3H155V1H154ZM193 3H194V2H193ZM223 3H224V2H223ZM241 3H242V2H241ZM246 3H247V2H246ZM246 3H245V1H244V4H246ZM252 3H253V2H252ZM258 3H259V2H258ZM26 4H27V3H26ZM31 4L33 5V3H31ZM39 4H40V3H39ZM60 4H59V5H60ZM99 4H100V1H99ZM146 4H147V3H146ZM151 4H153V0H152V2L150 3V6H149V4H148L147 7H148V8L151 7ZM185 4H186V3H185ZM185 4H184V5H185ZM194 4H195V3H194ZM238 4H240V3H238ZM253 4H254V3H253ZM260 4H261V3H260ZM262 4H264V3L262 2ZM1 5H3V3H1ZM1 5H0V6H1ZM28 5H29V4H28ZM32 5H31V6H32ZM36 5H37V4H35V7H36ZM42 5H43V4H42ZM56 5H57V4H56ZM65 5H66V4H65ZM69 5H71V4H69ZM69 5H68V6H69ZM100 5H101V6H100ZM100 5H99V6L103 9L102 12L104 11L105 14H109V15H111L110 12L107 13L108 10L111 9V8L108 9V7L111 6L110 4H109V5H110V6H109L108 4H106V2H105V0H104V3L102 2ZM107 5H108V6H107ZM157 5H158V4L156 3V5H154V6L156 7ZM182 5H183V4H182ZM187 5H188V4H187ZM196 5H197V4H196ZM215 5H216V4H215ZM229 5H230V4H229ZM229 5H228V6H229ZM231 5H232V4H231ZM242 5H243V4H242ZM4 6H6V5H4ZM25 6H26V5H25ZM61 6H62V5H61ZM172 6H174V5H172ZM212 6H213V5H212ZM221 6H222V5H221ZM238 6H239V5H238ZM247 6H248V5H247ZM255 6H256V5H255ZM263 6H264V5H263ZM1 7H3V6H1ZM27 7H28V6H27ZM29 7H30V5H29ZM37 7H38V6H37ZM37 7H36V9H37ZM69 7H70V6H69ZM69 7H68V9H67V7H65V8L67 9V12L70 11V10H69ZM157 7H158V6H157ZM169 7H170V6H169ZM179 7H180V6H179ZM179 7H178V8H179ZM184 7H185V6H184ZM187 7H188V6H187ZM229 7H231V6H229ZM235 7H236V6H235ZM7 8H8V7H7ZM10 8H11V7H10ZM30 8H31V7H30ZM60 8H61V7H60ZM60 8H59L58 14H59V12H61L60 14H63L62 11H63V10L65 11L66 9L63 8V6H62V9H63V10L61 11ZM148 8H147V10H151V9H148ZM160 8H161V6H160ZM160 8H159V9H160ZM172 8H173V7H172ZM250 8H251V7H250ZM252 8H253V7H252ZM260 8H261V7L259 6V9H260ZM262 8H263V7H262ZM4 9H5V7H4ZM38 9H40V8H38ZM42 9H43V8H42ZM44 9H45V7H44ZM107 9H108V10H107ZM152 9H153V8H152ZM154 9H156V8H154ZM185 9H186V11L188 12L187 8H185ZM185 9H184V10H185ZM229 9H230V8H229ZM229 9H228V10H229ZM233 9H234V8H233ZM233 9H231V10H233ZM7 10H9V9H7ZM25 10L28 11V9H25ZM33 10H35V9L33 8ZM40 10H41V9H40ZM160 10H161V9H160ZM180 10H181V9H180ZM184 10H182V11L185 12ZM215 10H217V9H215ZM244 10H245V8H244ZM256 10H257V8H256ZM260 10H261V9H260ZM9 11H10V10H9ZM29 11H30V12H34V11H32V9L29 10ZM35 11H36V10H35ZM100 11H101V9H100ZM164 11H165V10H164ZM177 11H178V10H177ZM229 11H230V10H229ZM229 11H228V13H229ZM236 11H237V9H236ZM236 11H235V12H236ZM239 11H240V10H239ZM250 11H251V10H250ZM257 11H259V10H257ZM261 11H262V10H261ZM263 11H264V10H263ZM24 12H25V11H24ZM24 12H22V13H24ZM30 12H29V14H28V13H26V14H28V15L32 14V13H30ZM37 12H38V11H36V13H37ZM42 12H44V11H42ZM46 12H48V11H46ZM67 12H66V13H67ZM73 12H74V11H73ZM111 12H112V11H111ZM123 12H124V11H123ZM150 12H151V11H150ZM159 12H160V11H159ZM165 12H166V11H165ZM174 12H175V11H174ZM178 12H179V11H178ZM220 12H222V10H220ZM220 12L218 11V13H220ZM223 12L225 13V9H224ZM230 12H231V11H230ZM241 12H242V9H241ZM255 12H256V11H255ZM4 13H5V12H4ZM6 13H7V12H6ZM19 13H20V12H19ZM22 13H20V14H22ZM36 13L34 12L33 15H35ZM53 13H54V12H52V14H53ZM66 13H64V14H66ZM85 13H86V12H85ZM100 13H101V12H100ZM112 13H114V12H112ZM128 13H129V12H127V14H128ZM175 13H176V12H175ZM204 13H205V12H204ZM209 13H210V12H209ZM218 13H217V14H218ZM226 13H227V12H226ZM236 13H237V12H236ZM239 13H240V12H239ZM248 13H249V12H248ZM248 13H247V14H248ZM250 13H252V12H250ZM260 13H262V12H260ZM37 14L41 15V12H40V13H37ZM37 14H36V15H37ZM44 14H45V12H44ZM48 14H50V13H47V15H48ZM54 14H55V13H54ZM54 14H53V15H54ZM60 14H59V16H56V18H57V17H60L61 20H62V18H64L63 20L65 21L66 18L63 17L64 15H62V17H61ZM69 14H70V13H69ZM71 14H72V13H71ZM86 14H87V13H86ZM102 14H104V13H102ZM117 14H118V13H117ZM125 14H126V13L121 14V18H124ZM129 14H132V13H129ZM161 14H162V13H161ZM166 14H167V13H166ZM172 14H174V13H172ZM177 14H178V13H177ZM177 14H176V16H177ZM181 14H182V12H181ZM185 14H186V13H185ZM188 14L191 15V13H188ZM207 14H208V13H207ZM215 14H216V13H215ZM215 14H214V15H215ZM222 14H223V13H222ZM234 14H235V13H232L231 15H234ZM247 14H244V16H246ZM254 14H257V13H254ZM258 14H259V13H258ZM0 15H1V14H0ZM4 15H5V14H4ZM13 15H14V14H13ZM17 15H19V14H17ZM22 15H23V14H22ZM72 15H73V14H72ZM75 15H76V14H75ZM81 15H82V14H81ZM81 15H80V16H81ZM113 15H114V14H113ZM113 15H112V16H113ZM118 15H120V14H118ZM132 15H133V14H132ZM134 15H135V14H134ZM189 15H188V16H189ZM205 15H206V14H205ZM205 15H204V16H205ZM209 15H210V14H209ZM220 15H221V14H220ZM228 15H229V14H228ZM231 15H230V16H231ZM237 15H238V13H237ZM237 15H236V16H237ZM239 15H240V14H239ZM263 15H264V14H263ZM8 16H9V15H8ZM15 16H16V15H15ZM20 16H21V15H20ZM41 16H42V15H41ZM66 16L68 17L69 15H66ZM83 16H84V15H83ZM83 16H82V17H83ZM112 16H109V17H110V19L108 18L109 21L112 20V19H111ZM114 16H115V15H114ZM114 16H113V17H114ZM122 16H123V17H122ZM126 16H127V15H126ZM126 16H125V17H126ZM128 16H129V15H128ZM160 16H161V15H160ZM173 16H175V15H173ZM188 16L186 15V17H188ZM224 16H225V14H224ZM248 16H249V14H248ZM254 16H256V15H253V19H255ZM257 16H258V15H257ZM2 17H3V16H2ZM16 17L18 18V16H16ZM30 17H31V15H30ZM30 17H29V16H28V17L25 16L24 19L28 21V19H29ZM33 17H34V16H33ZM42 17L46 19L47 17H51V16L49 15V16H47V17H46V16H45V17L42 16ZM54 17H55V16H54ZM54 17H53V19H54ZM69 17H70V16H69ZM71 17H73V16H71ZM107 17H108V16H102V19H100L101 22H102V25L104 26V29H106L105 31H107L106 35L104 34L105 36H101V37L97 38V37L100 36L101 34L103 35V33H102V32H101V33L99 32L100 34L98 35V32H97L98 30H95V28H94V31L97 32L96 35H98V36L96 37V39H94V42H91V43H94L93 46H95V49L97 48L98 51H99V52H98L99 55L95 53V54H96V57L92 56V57L96 58L95 60H94V58H91V57H90L91 60L93 59V61H95V62H93V61H91V62L94 63V64L97 63L98 65H99L100 63H101V64H104L105 62H106V63L111 62V60H110L111 57L109 56V55H111V54H108V51H107L106 54H105V51H106L105 49H106V48H108L110 51H112V49H113L112 47H114V48H116V51H119L118 48H117V44H116V43H118V42H114V40H113L114 38H113V39L110 38L111 35L107 36V34H108L109 32L111 33V32L113 31V29H111V27H109V26L111 25V23H110L109 25H108L109 21H108V23H107V20H108ZM118 17H119V18H118V20H119V19H120V16H118ZM184 17H185V16H184ZM201 17H202V16H201ZM207 17H208V16H207ZM212 17H213V16H212ZM214 17H216V16H214ZM214 17H213V18H214ZM219 17H220V16H219ZM219 17H218V18H219ZM221 17H223V16H221ZM221 17H220V18H221ZM226 17H228V16H226ZM231 17H232V16H231ZM240 17H242V16H240ZM251 17H252V15H251ZM22 18H23V17H22ZM22 18L20 17L19 19L21 20ZM26 18H28V19H26ZM34 18H36V17H34ZM37 18H38V17H37ZM40 18H41V17H40ZM40 18H39V21H41ZM56 18H55V20H56ZM74 18H75V16H74ZM134 18H137V17H134ZM167 18H168V15H167ZM170 18H171V15H170ZM181 18H183V15H182V17L179 16V17H176V18H174V19H177V20L179 21V19H181ZM209 18H210V17H209ZM209 18H208V19H209ZM213 18H210V19L212 20ZM220 18H219L218 20H220ZM224 18H225V17H224ZM249 18H250V17H249ZM260 18H262V17L260 16ZM260 18H259V19H260ZM19 19H14V22H12V23L15 24V20H19ZM30 19H32V17H31ZM41 19H42V18H41ZM45 19H44V21L42 20V23H45V25H46V22H45L46 20H45ZM51 19H52V17L49 18V20H51ZM72 19H73V18H72ZM81 19H82V18H81ZM81 19H79V21H80ZM114 19H115V17H114ZM116 19H117V17H116ZM126 19L128 20V19H130V18H129V17H126ZM131 19H132V18H131ZM137 19H138V18H137ZM191 19H192V18H191ZM206 19H207V18H206ZM226 19H227V18H226ZM228 19H231V18H228ZM236 19H237V18H236ZM243 19H245V18L243 17ZM251 19H252V18H251ZM262 19H263V18H262ZM35 20H36V19H35ZM37 20H38V19H37ZM47 20H48V19H47ZM49 20H48V21H49ZM55 20H54V22H55ZM57 20H59V19L57 18ZM57 20H56V22H57ZM61 20H60V21H61ZM63 20L61 21V23L64 22ZM67 20H68V19H67ZM67 20H66V21H67ZM69 20H70V18H69ZM118 20H117V21H118ZM134 20H135V19H134ZM172 20H173V19H172ZM177 20H176V21H177ZM232 20H233V18H232ZM232 20H231V21H232ZM27 21H26V22H27ZM32 21H33V19H32ZM60 21H58V22H60ZM73 21H74V20H73ZM75 21H76V20H75ZM77 21H78V20H77ZM98 21H99V19H98ZM125 21H126V20H124V22H125ZM130 21H131V20H130ZM184 21H185V20H184ZM190 21H192V20H190ZM203 21H204V20H203ZM214 21H215V20H214ZM223 21H224V20H223ZM234 21H235V20H234ZM234 21H233V22H234ZM240 21H241V20H240ZM240 21H239V22H240ZM243 21H244V20H242V22H243ZM248 21H249V20H248ZM252 21H254V20H252ZM257 21H258V19H257ZM263 21H264V20H263ZM28 22H29V21H28ZM30 22H31V21H30ZM35 22H36V21H35ZM35 22H34V23H35ZM70 22H71V21H70ZM81 22H82V21H81ZM101 22H98V23H96L95 25H96L97 27H99L98 25H99ZM111 22H112V21H111ZM114 22H115V21L113 20L112 23H114ZM122 22H123V20H121V23H122ZM126 22H127V21H126ZM126 22H125V23H126ZM131 22H133V19H132ZM131 22H130V23H131ZM182 22H183V21H181V23H182ZM215 22H217V21H215ZM229 22H230V21H229ZM246 22H247V21H246ZM246 22H245V23H246ZM12 23H11V24H12ZM38 23H39V22L37 21V25H40V24L42 25V23H40V24H38ZM64 23H65V22H64ZM64 23H62V26H63ZM75 23H76V22H75ZM75 23H74V24H75ZM83 23H84V22H83ZM125 23H124V24H125ZM130 23H129V24H130ZM178 23H179V22H178ZM199 23H200V21H199ZM199 23H198V24L196 23V24L199 25ZM209 23H210V22H209ZM254 23H255V22H254ZM254 23H252V24H254ZM2 24H3V23H2ZM16 24H17V22H16ZM23 24H24V23H23ZM31 24H32V23H31ZM51 24L54 25L53 23H51ZM55 24H56V23H55ZM57 24H58V23H57ZM78 24H79V23H78ZM81 24H82V23H81ZM85 24H86V23H85ZM97 24H98V25H97ZM114 24H115V23H114ZM114 24H112V25H114ZM116 24H119V22H117ZM122 24H123V23H122ZM122 24H120V30H121V26H122ZM126 24H127V23H126ZM126 24H125V25H126ZM132 24H133V23H132ZM176 24H177V23H176ZM185 24H186V23H185ZM193 24H195V22H194ZM225 24H226V23H225ZM227 24L230 25V23H227ZM257 24H258V23H257ZM6 25H7V24H6ZM12 25H13V24H12ZM12 25H11V26H12ZM18 25H19V24H18ZM20 25H21V24H20ZM25 25H26V24H25ZM35 25H36V24H35ZM59 25H60V24H59ZM59 25H58V27H59ZM86 25H87V24H86ZM102 25H101V26H102ZM125 25H124V26H125ZM148 25H149V24H148ZM151 25H152V24H151ZM197 25H195V26H197ZM223 25H224V24H223ZM223 25H222V26H223ZM243 25H244V24H243ZM250 25H251V24H250ZM4 26H5V25L3 24V27H4ZM15 26H16V25H15ZM30 26H31V25H30ZM42 26L44 27V25H42ZM46 26H47V25H46ZM60 26H61V25H60ZM64 26H65V25H64ZM64 26H63V27H64ZM66 26H67V25H66ZM68 26H69V25H68ZM68 26H67V28H66V27H65V28H66V29H69V30H70V29H73V28H69L70 26H69V27H68ZM75 26H76V25H74V27H75ZM83 26H84V25H83ZM92 26H94V25H92ZM92 26H91V27H92ZM101 26H100V29L102 30L103 27L101 28ZM116 26H117V25H116ZM116 26H112V28H113V27H116ZM131 26H132V25H130L129 27H131ZM173 26H174V25H173ZM177 26H178V24H177ZM222 26H221V28H222ZM246 26H247V25H246ZM253 26H256V25H253ZM257 26H258V25H257ZM257 26H256V27H257ZM0 27H1V29L3 28L1 25H0ZM6 27H8V25H7ZM6 27H5V28H6ZM13 27H14V26H13ZM19 27H20V26H19ZM22 27H24V26H22ZM34 27H35V26H34ZM37 27H38V26H37ZM63 27H60L59 31L61 30V28L63 29ZM76 27H77V26H76ZM84 27H85V26H84ZM91 27H90V28L88 27V28H87V31H89L88 29H90V30L92 31V28H91ZM97 27H96V29H99V28H97ZM107 27H109V28H107ZM122 27H123V26H122ZM156 27H157V26H156ZM156 27H155V28H156ZM169 27H170V26H169ZM180 27H181V26H180ZM180 27H178V28H180ZM186 27H188V26H186ZM189 27H190V26H189ZM189 27H188V28H189ZM193 27H194V26H193ZM223 27H225V26H223ZM230 27H231V26H230ZM230 27H227V28H230ZM234 27H235V26H234ZM248 27H250V26H248ZM251 27H252V26H251ZM251 27H250V29H251ZM5 28H3L4 31H5ZM16 28H17V26H16ZM25 28H27V27H25ZM32 28H33V27L31 26V29H32ZM82 28H83V27H82ZM116 28H117V27H116ZM123 28H124V27H123ZM127 28H128V26H127ZM127 28H124V29H127ZM173 28H174V27H173ZM190 28H191V29H190ZM190 28H189V29L192 30V27H190ZM225 28H226V27H225ZM231 28H232V27H231ZM237 28H238V27H237ZM254 28H255V27H254ZM1 29H0V30H1ZM13 29H14V28H13ZM13 29H12V30H13ZM34 29H35V28H34ZM38 29H39V28H38ZM77 29H78V28H77ZM79 29H80V28H79ZM100 29H99V30H100ZM104 29H103V30H104ZM124 29H123V30H124ZM128 29H129V28H128ZM134 29L136 30L137 28H134ZM162 29H163V28H162ZM164 29H165V28H164ZM183 29L185 30V28H183ZM200 29H201V28H200ZM206 29H207V28H206ZM233 29H235V28H233ZM233 29H232V30H233ZM250 29H249V30H250ZM256 29H257V28H256ZM16 30H17V29H16ZM16 30L14 31V33H15V32H17V33H15V34H14L13 32L10 33L8 30H7V31L9 32V34L15 35L14 37H16V34H18V32H19V30H18V31H16ZM27 30H29V29H27ZM27 30H24V31H27ZM36 30H37V29H36ZM69 30H67V31H69ZM114 30H115V28H114ZM116 30H119V28L116 29ZM123 30H122V31H123ZM129 30H130V29H129ZM135 30H134V34H135V32H136ZM137 30H138V29H137ZM153 30L155 31V30H158V29H153ZM166 30H168V27H167ZM171 30H172V29H171ZM178 30H181V29H178ZM201 30H202V29H201ZM208 30H209V29H207V31H208ZM220 30H221V29H220ZM247 30H248V29H247ZM263 30H264V29H263ZM1 31H2V30H1ZM1 31H0V33H2ZM7 31H6V32H7ZM29 31H30V30H29ZM29 31H28V32H29ZM33 31H35V30H33ZM71 31H72V30H71ZM71 31H69V32H71ZM74 31H75V29H74ZM74 31H73V33H74ZM83 31H86V28H85V30H83ZM83 31H82V32H83ZM91 31H90V32H91ZM124 31H125V30H124ZM132 31H133V29L131 28V32H130L131 34H133ZM138 31H139V30H138ZM158 31H159V30H158ZM168 31H169V30H168ZM188 31H189V30H188ZM188 31H187L186 33H188ZM199 31H200V30H199ZM216 31H217V30H216ZM224 31H225V30H224ZM235 31H236V30H235ZM235 31H234V32H235ZM238 31H239V30H238ZM243 31H244V30H243ZM245 31H246V30H245ZM245 31L243 32L244 34H245ZM28 32H26V34H27ZM30 32H31V31H30ZM36 32H39V31H35V33H36ZM52 32H54V31H52ZM69 32H68V33H69ZM76 32H77V31H76ZM76 32H75V33H76ZM80 32H81V31H80ZM82 32H81V33H82ZM103 32H104V31H103ZM126 32H127V31H126ZM139 32H140V31H139ZM151 32H152V31H151ZM173 32H175V28H174ZM173 32H170V33L174 34ZM180 32H181V31H180ZM183 32L185 33V31H183ZM183 32H182V33H183ZM196 32H197V31H195V33H196ZM203 32H205V30H204ZM220 32H222V31H220ZM220 32H219V33H220ZM228 32H229V31H228ZM231 32H232V31H231ZM240 32H241V30H240ZM252 32H253V29H252ZM4 33H5V32H4ZM4 33H3V34H4ZM20 33H21V32H20ZM32 33H33V32H32ZM35 33H34V34H35ZM40 33H41V31H40ZM43 33H44V32H43ZM47 33H48V32H47ZM85 33H87V32H85ZM92 33H94V32H92ZM110 33H109V34H110ZM120 33H121V31H120ZM123 33H125V32H123ZM128 33H129V32L125 33V34H127V35L122 34V33L119 34V35H125V36L127 37V36L130 34V33H129V34H128ZM136 33H137V32H136ZM153 33H154V32H153ZM165 33H167V32H165ZM165 33H164V34H165ZM178 33H179V31H178ZM193 33H194V32H193ZM215 33H216V32H215ZM224 33H225V32H223V34H224ZM243 33H242V34H243ZM3 34H2V35H3ZM54 34L56 35V33H54ZM58 34H60V33H58ZM65 34H66V32H65ZM69 34H70V33H69ZM77 34H78V32H77ZM79 34H80V33H79ZM79 34H78V35H79ZM87 34H88V33H87ZM87 34H85V35H86V38L88 37ZM89 34H91V33H89ZM112 34L117 35L116 32H115V33H112ZM131 34H130V36H131ZM150 34H151V33H150ZM161 34H162V33H161ZM175 34H176V33H175ZM179 34H180V33H179ZM199 34H200V33H199ZM225 34H226V33H225ZM19 35H20V34H19ZM22 35H23V34H22ZM29 35H30V34H29ZM29 35H26V36L28 37ZM31 35H32V34H31ZM39 35H40V34H39ZM41 35H45V34H42V33H41ZM41 35H40V37H41ZM47 35H48V34H47ZM55 35H54V36H55ZM62 35H64V34H62ZM62 35H61V36H62ZM82 35H83V37H84V32L82 33ZM91 35H92V34H91ZM94 35H95V34H94ZM141 35H142V34H141ZM153 35H154V34H153ZM202 35H203V33H202ZM205 35H206V33H205ZM207 35H208V32H207ZM207 35H206V36H207ZM210 35H211V34H210ZM212 35H213V34H212ZM212 35H211V36H212ZM227 35H228V34H227ZM239 35H240V33H239ZM251 35H252V34H251ZM9 36L11 37V35H9ZM20 36H21V35H20ZM20 36H19V38H17V39H19V40H17V39H16V40H17V42L20 41V42H18V43H22V45H24V44H23L24 42H21V40H23V39L20 40ZM37 36H38V35H37ZM50 36H51V35H50ZM54 36H53V37H54ZM79 36H80V35H79ZM79 36H77V38H78ZM89 36H90V35H89ZM125 36H123V37H125ZM132 36H134V38H136L135 36H139V34H138V35H137V34H136V35H132ZM168 36H169V34L167 35V37H168ZM171 36H172V35H171ZM177 36H178V35H176V36L174 35L173 37H177ZM180 36H181V35H180ZM190 36H191V35H190ZM193 36H194V35H193ZM197 36H198V34H197ZM197 36H196V37H197ZM211 36H210V37H211ZM213 36H214V35H213ZM217 36H218V35H217ZM254 36H255V35H253V37H254ZM1 37H2V36H1ZM23 37H25V36H23ZM23 37H21V38H23ZM27 37H26V38H27ZM40 37H39V40H37L38 38H33V41H36V40H37V42H32V41L30 40L31 43H33V44L35 45V43H36V44H37V43L41 44L40 42H42V44H43L44 41L46 42L47 39H49V38H47V36H45L43 39H40ZM42 37H43V36H42ZM42 37H41V38H42ZM56 37H58V36H55V38H56ZM62 37H63V36H62ZM64 37H65V36H64ZM64 37H63V38H64ZM80 37H81V36H80ZM83 37H82V38H83ZM113 37H114V36H113ZM119 37H120V36H119ZM123 37H122V38H123ZM139 37H140V36H139ZM139 37H137L136 40H137ZM158 37H159V36H157L156 38L159 39ZM160 37H161V36H160ZM169 37H170V36H169ZM169 37H168V38H169ZM183 37H184V36H183ZM183 37H182V36H181V37L178 36L177 38H179V39H184ZM198 37H199V36H198ZM201 37H202V36H201ZM204 37H205V36H203V38H204ZM215 37H216V36H215ZM219 37H220V35L218 36V38H219ZM225 37H226V36H225ZM3 38H6V37L3 35ZM26 38H24L23 41H26V40H27ZM29 38L32 39V36L29 37ZM29 38H28V39H29ZM63 38H62V39H63ZM66 38H67V35H66V37H65L64 39H66ZM69 38H70V37H69ZM88 38H89V37H88ZM93 38H94V37H93ZM122 38H121V39H122ZM151 38H152V37H151ZM153 38H154V37H153ZM164 38H165V36H164ZM164 38H160V40L162 41ZM171 38H172V37H171ZM212 38H213V37H212ZM216 38H217V37H216ZM231 38H232V37H231ZM0 39H2V38H0ZM11 39H12V38H11ZM25 39H26V40H25ZM35 39H36V40H35ZM56 39L58 40L59 38H56ZM56 39H54V41H55ZM60 39H61V37H60ZM62 39H61V40H62ZM64 39H63V40H64ZM78 39H80V38H78ZM78 39H77V41H78ZM83 39H84V38H83ZM83 39H82V40H83ZM123 39H124V41L126 40V38H123ZM123 39L119 42V44H118L119 46H123L124 43H127V40H126V42H124ZM127 39H128V37H127ZM154 39H155V38H154ZM166 39H167V38H166ZM169 39H170V38H169ZM173 39H174V38H173ZM173 39H170V40H172L171 42L174 41ZM179 39H178V40L176 39V40H177V42H175L176 45L173 43V46L175 45V48L178 47V44H179V43H180V44H183V43H181L182 40H181V42H180ZM187 39H188V38H187ZM227 39H228V38H227ZM227 39H226V40H227ZM248 39H249V38H248ZM248 39H246V40L248 41ZM251 39H253V38H251ZM41 40H44V41H41ZM49 40L53 41V38H52V39H49ZM49 40H48V41H49ZM67 40H69V39H67ZM67 40H66L65 42H68V44H69V41H70V40H69V41H67ZM112 40H113V41H112ZM115 40H116V39H115ZM149 40H150V39H149ZM151 40H152V39H151ZM216 40H217V39H216ZM221 40H222V39H221ZM253 40H254V39H253ZM3 41L5 42V40H3ZM3 41H1V42L3 43ZM7 41H8V40H7ZM38 41H39V42H38ZM71 41H72V40H71ZM71 41H70V44L73 46L74 42H71ZM73 41H74V39H73ZM77 41H76V42H77ZM80 41H81V40H80ZM80 41H79V42H80ZM89 41H90V40H89ZM128 41H129V40H128ZM153 41H154V40H152V44H153V46H154V42H153ZM156 41H157V40H156ZM188 41H190V40H188ZM231 41H232V40H231ZM57 42H58V41H57ZM81 42H83V41H81ZM136 42H137V41H136ZM138 42H139V46H140V45H141V44H140V41H138ZM138 42H137V43H138ZM162 42H163V41H162ZM171 42H170V45L168 44V45H169L168 47L172 49V46H171L172 43H171ZM224 42H225V41H224ZM233 42H234V41H233ZM243 42H244V41H243ZM250 42H251V40H250ZM12 43H13V41H12ZM26 43H28V42H26ZM29 43H30V42H29ZM29 43H28V44H29ZM46 43H48V42H46ZM53 43H54V42H53ZM59 43H61L60 40H59ZM59 43H57V44H59ZM72 43H73V44H72ZM131 43H133V42L131 41ZM131 43H130V44H131ZM148 43H149V42H148ZM157 43H158V42H157ZM159 43H160V42H159ZM164 43H165V42H164ZM164 43H162V44H164ZM167 43H168V42H167ZM167 43H166V44H167ZM185 43H186V42H185ZM185 43H184L183 45H185ZM219 43H220V42H219ZM225 43H226V42H225ZM234 43H235V42H234ZM3 44H4V43H3ZM5 44H6V43H5ZM42 44H41V45H42ZM57 44H55V45L52 44V45H51V44L48 43V44H45V46H43L42 48L40 47V49H43L44 51H49V52L51 51V52H50V53H51V56H52V57L50 56V57L52 58L51 60L49 59V57H48L47 54H44V53H40V52H38L37 49H36V47H35V49H34V46H32V45H30V46L33 47L31 50H29V47H30V46L27 45V44H25V46H22V48H24V50H25V48L28 49L29 54L27 53L28 51L26 52L27 54H26V53L24 54V53H22V52H21V53H22V55L24 54L26 57H29V59L32 60V62L34 63V64L32 63V67H34V71H35V69H36V72H37V73H38V71H39L40 73H43L44 70H45V68H50V67L54 68L55 66L53 67V65H56V63L59 62V61H61V62L63 61L62 63H63V64L65 63V65L68 64L67 67H70V66L72 65V61H73V60H75V62L77 63V61H76V56L74 55V56H75V57H74V56L71 54V53H73V52H71V53L69 52V54L72 55V56H71L72 59L70 60V58H69V56H68V54H67V51H68V50H66V48H67L68 45H65L66 48H65V46H64V47L62 46V47H63V50H65L66 52H64V51L61 49V51H63V54H62L61 51H60L61 55H59L60 53L57 52V51H58L57 49L59 48V45H57ZM64 44H66V43H64ZM80 44H81V43H80ZM82 44H83V43H82ZM87 44H88V43H87ZM130 44H129V45H130ZM155 44H156V42H155ZM160 44H161V43H160ZM166 44H165V45H166ZM180 44H179V45H180ZM190 44H191V43H190ZM231 44H232V42H231ZM240 44H241V43H240ZM240 44H239V45H240ZM250 44H251V43H249L248 45H250ZM263 44H264V43H263ZM263 44H262V45H263ZM62 45H63V44H62ZM71 45H69V46H71ZM83 45H84V44H83ZM129 45H125V46L127 47V46H129ZM158 45H159V44H158ZM188 45H189V44H188ZM239 45H238V46H239ZM243 45H244V43H243ZM26 46H27L28 48H27ZM37 46H38V44H37ZM69 46H68V47H69ZM76 46H77V45L75 44V47L72 48V49H76ZM137 46H138V45H137ZM137 46H136V47H137ZM162 46H163V45H162ZM162 46H161V47H162ZM170 46H171V47H170ZM176 46H177V47H176ZM198 46H200V45H198ZM198 46H197V47H198ZM201 46H202V45H201ZM216 46H217V45H216ZM220 46H221V45H220ZM246 46H247V45H246ZM14 47H15V46H14ZM62 47H61V48H62ZM77 47H78V46H77ZM88 47H89V46H88ZM88 47H87V51H88ZM168 47H167V48H168ZM179 47H180V49H181V45H180ZM179 47H178V50H179ZM183 47H184V46H182V48H183ZM185 47H186V46H185ZM240 47H241V46H240ZM243 47H244V46H243ZM17 48H18V47H17ZM17 48H16V50H19V51L22 50L21 46L19 47V48H21V50H20V49H17ZM83 48H86V47H83ZM110 48H112V49H110ZM120 48H121V47H120ZM129 48H130V46H129ZM132 48H133V44H132ZM132 48H130V49L132 50ZM157 48H158V47H157ZM167 48H166V49H167ZM173 48H174V47H173ZM200 48H201V47H200ZM217 48H218V47H217ZM227 48H228V46H227ZM229 48H230V47H229ZM249 48H250V47H249ZM59 49H60V48H59ZM80 49H81V48H80ZM108 49H107V50H108ZM124 49H125V48H124ZM160 49H161V48H160ZM162 49H163V48H162ZM162 49H161L160 51H162ZM214 49H216V48H214ZM231 49H232V48H231ZM234 49H235V48H234ZM12 50H13V49H12ZM14 50H15V49H14ZM14 50H13V54H14ZM24 50H23V51H24ZM38 50H39V49H38ZM78 50H79V49H77V52L79 53ZM84 50H85V49H84ZM93 50H94V49H93ZM121 50H123V49H121ZM127 50L129 51V49H127ZM134 50H137V48L134 49ZM134 50H132L131 52H133ZM155 50H157V49H155ZM158 50H159V49H158ZM169 50H170V49H168V51H169ZM178 50H177V49H173V50H171L170 52L166 51V52H167V53H166V52L164 51V49H163V51H162L163 53L160 52V53H162L161 55H159V53L156 54V56L159 55V56H158V59H157V60L160 61V62H159V65H160V64L163 65L164 61H165L166 65L169 64V63L171 62L169 58H170V57H173V58H174V57L177 55V53H178L177 51H178ZM199 50L201 51V49H199ZM218 50H219V49H218ZM218 50H217V51H218ZM228 50H229V49H228ZM258 50H259V49H258ZM8 51H9V50H8ZM40 51H42V50H40ZM69 51H71V49H69ZM72 51H73V50H72ZM85 51H86V50H85ZM87 51H86V52H87ZM94 51L96 52V50H94ZM123 51H124V50H123ZM128 51H127V52H128ZM229 51H230V53H231V50H229ZM234 51H235V50H234ZM10 52H11V51H10ZM24 52H25V51H24ZM77 52H75V53H73V54H77ZM80 52H81V50H80ZM91 52H92V51H91ZM91 52H90V55H91ZM113 52H114V51H113ZM127 52H126V53H127ZM129 52H130V51H129ZM131 52H130V53H131ZM135 52H136V51H135ZM137 52H138V50H137ZM137 52H136V53H137ZM164 52H165V53H164ZM180 52H181V51H180ZM180 52H179V53H180ZM183 52H184V51H183ZM183 52L180 53V54H183ZM211 52H212V51H211ZM225 52H226V51H224V53H225ZM251 52H252V51H251ZM253 52H254V51H253ZM263 52H264V51H263ZM45 53H47V52H45ZM81 53L83 54V51H82ZM87 53H89V52H87ZM119 53H120V51H119ZM130 53H129V54H130ZM153 53L155 54V52H153ZM188 53H189V52H188ZM235 53H237V52H235ZM248 53H249V52H248ZM248 53H247V54H248ZM0 54H1V53H0ZM11 54H12V53H11ZM13 54H12V55H13ZM48 54H49V53H48ZM82 54H79V55L77 54V55H78L79 57H80V56L83 57L84 54H83V56H82ZM85 54H86V53H85ZM122 54L124 55L123 52H122ZM131 54H134V53H131ZM214 54H215V52H214ZM214 54H213V56H214ZM227 54H229V53H227ZM237 54H238V53H237ZM240 54H242V53H240ZM3 55H4V54H3ZM12 55H9V57L12 56ZM16 55H17V54H16ZM16 55H15V56H16ZM58 55L61 57L60 59H59V56H58ZM93 55H94V54H93ZM97 55H98L99 57H97ZM118 55H119V54H118ZM118 55H117V56H118ZM134 55H135V54H134ZM186 55H187V53H186ZM230 55H231V54H230ZM232 55H233V54H232ZM243 55H245V54H243ZM5 56L7 57L6 54H5ZM5 56H4V57H5ZM13 56H14V55H13ZM13 56H12V58H14ZM25 56H21V58L24 57L23 59L26 60V62H27L28 60H27V58H26ZM119 56H120V55H119ZM128 56H129V55H128ZM179 56H180V55H179ZM183 56H184V55H183ZM183 56H182V57H183ZM187 56H190V57H191V55H189V54H188ZM221 56H222V55H221ZM223 56H224V55H223ZM233 56H234V55H233ZM249 56H250V55H249ZM6 57H5V58H6ZM62 57H63V58H62ZM73 57H74L75 59H73ZM126 57H127V56H126ZM129 57H130V56H129ZM184 57H185V56H184ZM214 57H215V56H214ZM217 57H218V55L216 56V58H217ZM228 57L233 58V57H231V56H228ZM243 57H244V56H243ZM114 58H115V57H114ZM123 58H125V57H123ZM123 58H122V60H123ZM156 58H157V57H156ZM186 58H187V57H186ZM241 58H242V57H241ZM256 58H257V57H256ZM10 59H11V58H10ZM77 59H78V58H77ZM79 59H81V58H79ZM117 59H118V57H117ZM129 59H131V58H129ZM167 59L169 60V63H167V62H168ZM175 59H176V58H175ZM182 59H185V58H182ZM207 59L209 60V58H207ZM210 59H211V58H210ZM218 59H220V58H217V60H218ZM223 59H224V57H223ZM223 59H222V57H221V60H223ZM250 59H251V58H250ZM31 60H30V62L28 61V62L30 63V64L28 63L29 65H31ZM106 60H109V61H106ZM112 60H113V59H112ZM127 60H128V59H127ZM150 60H151V59H149V61H150ZM166 60H167V61H166ZM186 60H187V59H186ZM186 60H183V61H186ZM214 60H215V59H214ZM214 60H213V61H214ZM244 60H245V59H244ZM248 60H249V59H248ZM22 61H23V60H22ZM116 61H117V60H116ZM123 61H124V60H123ZM130 61H131V60H130ZM132 61H133V60H132ZM187 61H188V60H187ZM196 61H197V60H196ZM196 61H195V63H198V61H197V62H196ZM199 61H200V60H199ZM205 61H206V59H205ZM227 61H228V60L226 59V62H227ZM232 61H234V60H232ZM238 61H239V60H238ZM245 61H246V60H245ZM49 62H52V63H53L52 66H50L51 64L49 65ZM61 62H59V63H61ZM66 62H69V63H66ZM98 62H99V63H98ZM113 62H114V61H113ZM113 62H112V63H113ZM125 62H126V60H125ZM152 62H153V61H152ZM152 62H151V63H152ZM155 62H156V61H155ZM162 62H163V63H162ZM202 62H204V61H202ZM214 62H216V61H214ZM239 62H240V61H239ZM247 62H248V61H247ZM4 63H5V62H4ZM62 63H61V64H62ZM119 63H120V62H119ZM227 63H229V62H227ZM245 63H246V62H245ZM5 64H6V63H5ZM15 64H16V63H15ZM28 64H27V65H28ZM57 64H58V63H57ZM77 64H78V63H77ZM77 64H76V67H77ZM81 64H83V62H82ZM97 64H96V65H97ZM110 64H111V63H110ZM123 64H124V63H123ZM152 64H153V63H152ZM157 64H158V63H157ZM203 64H204V63H203ZM215 64H216V63H215ZM225 64H226V63H225ZM225 64H224V65H225ZM232 64H235V61H234V63H232ZM239 64H240V63H239ZM241 64H242V63H241ZM241 64H240V65H241ZM247 64H248V63H247ZM9 65H10V64H9ZM12 65H13V64H12ZM29 65H28V66H29ZM48 65H49L50 67H49ZM83 65H85V64H83ZM125 65H126V63H125ZM149 65H151V64H149ZM164 65H165V64H164ZM166 65H165V66H166ZM187 65H189V64L187 63ZM201 65H202V64H201ZM213 65H214V64H213ZM216 65H217V64H216ZM262 65H263V64H262ZM5 66H6V65H5ZM14 66H16V65H14ZM14 66H12V67H14ZM19 66H20V65H19ZM28 66H27V67H28ZM72 66L74 67V63H73ZM72 66H71V67H72ZM81 66H82V65H81ZM93 66H95V65H93ZM100 66H101V65H100ZM100 66H98V67L100 68ZM102 66H103V65H102ZM102 66H101V67H102ZM104 66H105V65H104ZM127 66H128V65H127ZM131 66H132V65H131ZM131 66H129V68H130ZM151 66H152V65H151ZM157 66H158V65H157ZM183 66H185V65H183ZM192 66H193V65H192ZM222 66H223V65H222ZM222 66H220V67H222ZM237 66H238V65H237ZM241 66H242V65H241ZM249 66H250V65H249ZM71 67L68 68L67 70L70 69V71H71V73H72V69H73V68L71 69ZM79 67H80V66H79ZM87 67H88V65H87ZM152 67H153V68L155 67L154 64H153ZM198 67H201V66H198ZM228 67H229V66H228ZM243 67H244V65H243ZM4 68H5V67H4ZM15 68H16V67H15ZM30 68H31V67H30ZM52 68H51V69H52ZM84 68H85V70H83V68H82V70H83L84 72H85V71L88 72V73H86V72H85V73L88 75V77L90 76V78H93V79H94V84L97 85V82H96L95 80H98V81H99L98 83H100V81H102V80H100V79H102V78H101L102 76H100V78H99V76L97 75L98 78H96L97 76L95 77L94 75H91L92 72L90 71V67H89V68L84 67ZM92 68H93V67H92ZM92 68H91V70H92ZM133 68H134V67H133ZM166 68H168V67L166 66ZM166 68H165V69H166ZM187 68H188V67H187ZM224 68H225V67H224ZM224 68H223V69H224ZM226 68H227V67H226ZM229 68H230V67H229ZM238 68H239V67H238ZM262 68H263V67H262ZM31 69H33V68H31ZM63 69H65V68H63ZM100 69H101V68H100ZM155 69H156V68H154V71H155ZM165 69H164V71H165ZM179 69H180V68H179ZM189 69H190V68H189ZM191 69H192V68H191ZM241 69H242V68H241ZM243 69L246 70L245 67H244ZM27 70H28V68H27ZM37 70H38V71H37ZM48 70H49V69H48ZM52 70H53V69H52ZM74 70H75V69H74ZM125 70H127V69H125ZM132 70H133V69H132ZM152 70H153V69H152ZM152 70H151V71H152ZM159 70H161V69H159ZM159 70H158V71H159ZM167 70H168V69H167ZM194 70H195V69H194ZM194 70L192 69V72H193ZM196 70H197V69H196ZM203 70H204V69H203ZM215 70H216V69H215ZM218 70H219V68H218ZM218 70H217V71H218ZM228 70H230V69H228ZM249 70H250V69H249ZM14 71H15V70H14ZM63 71L65 72V70H63ZM70 71H67V72H70ZM79 71H81V70H79ZM79 71H78V72H79ZM92 71H93V70H92ZM149 71H150V70H149ZM179 71L181 72V70H179ZM199 71H200V70H199ZM205 71H206V70H205ZM219 71H220V70H219ZM232 71H233V70H232ZM239 71H240V72H243V70H242V71L239 70ZM262 71H263V70H262ZM25 72H26V70H25ZM60 72H61V71H60ZM60 72H59V73H60ZM64 72H63V73H64ZM114 72H115V71H114ZM145 72H146V71H145ZM165 72H166V71H165ZM165 72H164V73H165ZM195 72H196V71H195ZM195 72H194V73H195ZM202 72H203V71H202ZM228 72H229V71H228ZM245 72H246V71H245ZM40 73H38V74H39L40 76H42V74H40ZM47 73H48V72H47ZM52 73H53V72H52ZM57 73H58V72H57ZM59 73H58V74H59ZM63 73H62V74H63ZM65 73H66V72H65ZM65 73H64V74H65ZM95 73H96V72H95ZM95 73H94V74H95ZM117 73H118V72H117ZM128 73H129V72H128ZM128 73L126 72V74H128ZM133 73H135V72H133ZM133 73L131 72L132 75H134ZM136 73H137V72H136ZM147 73H148V72H147ZM152 73H153V72H152ZM164 73H163V74H164ZM168 73H169V70H168ZM183 73H184V72H183ZM189 73H190V71H189ZM196 73H197V72H196ZM200 73H201V71H200ZM204 73H205V72H204ZM204 73H203V74H204ZM207 73H208V72H207ZM220 73H221V72H220ZM229 73H231V71H230ZM232 73L234 74V72H232ZM243 73H244V72H243ZM250 73H251V72H250ZM55 74H56V73H55ZM62 74H60V75H62ZM66 74H67V73H66ZM68 74H69V73H68ZM120 74H121V73H120ZM131 74H129V75L131 76ZM139 74H140V73H139ZM149 74H150V72H149ZM154 74H157V70L154 72ZM187 74H188V73H187ZM205 74H206V73H205ZM208 74H209V73H208ZM224 74H225V73H224ZM233 74H231V75H233ZM239 74H240V73H239ZM255 74H256V73H255ZM260 74H262V73H260ZM31 75H34V72L31 73ZM35 75H36V73H35ZM56 75H57V74H56ZM81 75H82V74H81ZM81 75H79V76H81ZM87 75H85V76H87ZM110 75H112V74H110ZM113 75H115V73H114ZM113 75H112V76H113ZM118 75H119V74H118ZM122 75H123V74H122ZM158 75H160V73L157 74V76H158ZM161 75H162V74H161ZM164 75H165V74H164ZM180 75H181V74H180ZM234 75H236V74H234ZM234 75H233V76H234ZM43 76H44V75H43ZM64 76H65V75H63L62 78H64ZM76 76H77V75H76ZM85 76H83V77H85ZM126 76H127V75H126ZM141 76L143 77V75H140V76L137 75V77H140V79L137 78V79L135 80V87H134V88H135L136 93L134 94V93H132V92H130V91H129V92L132 93V95L134 94V95H135L134 97H136V98L141 97V99H136V100H141V102L139 103L138 101H136V103H139V104L142 105V98H145V97H143L142 95H144L145 93H147L148 91L151 90V89H150V86H152L153 84L150 85V82L152 83V81H154L157 77L151 74L152 77L154 76L153 79H154V78H155V79H154V80L151 79V81H150V79H148V78L150 77V75H147V76L144 75L143 78H144L145 80H143L142 83L138 85V82H139V81L141 80V78H142ZM148 76H149V77H148ZM166 76H167V74H166ZM166 76H165V77H166ZM183 76H184V75H183ZM207 76H209V75H207ZM213 76H214V75H213ZM225 76H226V75H225ZM242 76H243V75H242ZM11 77H12V76H11ZM28 77L30 78V76H28ZM28 77H27V78H28ZM31 77H32V76H31ZM34 77H35V76H34ZM38 77H39V76H38ZM38 77H37V78H38ZM54 77H55V76H54ZM56 77H57V76H56ZM56 77H55V79H56ZM65 77H66V76H65ZM69 77H70V76H69ZM118 77H119V76H118ZM120 77H121V81H120V80H119V81L122 83V82H123V81H122V77H123V76H120ZM128 77H129V76H128ZM135 77H136V76H135ZM152 77H150V78H152ZM165 77H164V78H165ZM198 77H199V76H198ZM200 77H201V76H200ZM211 77H212V76H211ZM235 77H236V76H235ZM239 77L242 78L241 75H240ZM256 77H257V76H256ZM261 77H262V75H261ZM23 78H24V77H23ZM27 78L25 77L24 79H27ZM37 78H36V79H37ZM45 78H46V77H45ZM70 78H71V77H70ZM90 78H88V79H90ZM103 78H104V77H103ZM109 78H110V77H109ZM114 78H116V77H112V79H114ZM129 78H130V77H129ZM131 78H134V76L131 77ZM171 78H173V77H171ZM203 78L206 79L205 76H203ZM207 78L209 79V77H207ZM220 78H221V77H220ZM228 78H230V77H228ZM20 79H21V78H20ZM41 79H42V78H41ZM64 79H65V78H64ZM83 79H84V78H83ZM85 79H86V78H85ZM88 79H87V80H88ZM110 79H111V78H110ZM123 79H125V78H123ZM138 79H139V80H138ZM158 79H159L160 81H162V80H161V77H158ZM176 79H177V78H176ZM176 79H175V81H176ZM192 79H193V77H192ZM192 79H191V80H192ZM208 79H206V80H208ZM211 79H212V78H211ZM213 79L215 80L214 77H213ZM213 79H212V80H213ZM217 79H219V78H217ZM225 79H226V78H225ZM233 79H236V78H233ZM237 79H239V78H237ZM2 80H4V79H2ZM2 80H0V81H2ZM5 80H6V79H5ZM27 80H28V79H27ZM39 80H40V79H39ZM42 80H44V79H42ZM74 80H75V79H74ZM87 80H86V81H87ZM103 80L106 81V79H103ZM117 80H118V78H117ZM164 80H165V79H164ZM180 80H181V79H180ZM199 80H200V79H199ZM202 80H203V79H202ZM212 80H211V81H212ZM214 80H213V81H214ZM219 80H220V79H219ZM231 80H232V79H231ZM240 80H241V79H240ZM263 80H264V77H263ZM10 81H13V80H10ZM48 81H49V80H48ZM53 81H54V80H53ZM86 81H85V82H86ZM90 81H91V80H90ZM105 81H104V84L106 83ZM115 81H116V80H115ZM166 81H167V80H166ZM170 81H171V80H170ZM175 81L172 83V86L175 84ZM178 81H179V80L177 79V81H176V82H177V83H176L177 85H178ZM189 81H190V80H189ZM192 81H193V80H192ZM223 81H224V80H223ZM241 81H242V80H241ZM2 82H3V81H2ZM8 82H9V79H8ZM38 82H39V81H38ZM69 82H70V81H69ZM88 82H89V81H88ZM95 82H96V83H95ZM120 82H119V83H120ZM156 82H159V81H158V80H155V83H156ZM171 82H172V81H171ZM182 82H183V81H182ZM187 82H188V81H187ZM199 82H200V81H199ZM203 82H204V80H203ZM207 82H208V81H207ZM216 82H218V81L216 80ZM64 83H65V82H64ZM81 83H82V82H81ZM117 83H118V81H117ZM117 83H116V84H117ZM119 83H118V84H119ZM124 83H125V82H124ZM128 83L131 84V82H127V84H128ZM159 83H161V82H159ZM159 83H157V84H159ZM179 83H180V82H179ZM188 83H189V82H188ZM222 83H223V82H222ZM237 83H239V82H237ZM261 83H262V82H261ZM9 84H10V83H9ZM25 84H26V83H25ZM86 84H88V83H86ZM190 84H192V82H191ZM204 84H205V83H204ZM218 84H219V83H218ZM231 84H232V83H231ZM235 84H236V83H235ZM235 84H234V85H235ZM254 84H255V82H254ZM263 84H264V83H263ZM28 85H29V83L26 85V87H27ZM30 85H31V84H30ZM30 85L27 87L28 89L25 91V93H22V95L24 94L23 96L28 97V96L32 95L31 93L34 92L35 89H38V88H35L34 91H33L34 86H33V88L31 89ZM51 85H52V84H51ZM79 85H80V84H79ZM79 85H78V86H79ZM81 85H82V84H81ZM101 85H102V84H101ZM120 85H121V84H119V86H120ZM132 85H133V84H132ZM180 85H182V83H181ZM205 85H207V84H205ZM224 85H225V84H224ZM234 85H233V86H234ZM238 85H239V84H237V86H238ZM244 85H245V83H244ZM244 85H243V86H244ZM255 85H256V84H255ZM258 85H259V84H258ZM260 85H261V84H260ZM260 85H259V86H260ZM43 86H44V85H43ZM43 86H41V87H43ZM68 86H69V84H68ZM73 86H74V85H73ZM98 86H99V85H98ZM98 86H97V87H98ZM102 86H103V85H102ZM105 86H106V85H105ZM105 86H103V87H105ZM124 86H125V85H124ZM154 86H157V85L154 84ZM154 86H152V87H154ZM182 86H183V85H182ZM191 86H192V85H191ZM194 86H195V85H194ZM219 86H220V85H219ZM219 86H218V87H219ZM237 86H236V87H237ZM17 87H18V86H17ZM19 87H20V86H19ZM19 87H18V89H17L18 91H19V89H20ZM41 87H40V89H41ZM71 87H72V86H71ZM97 87H95V88H97ZM175 87H176V86H175ZM189 87H190V86H189ZM189 87H188V89H189ZM216 87H217V86H216ZM228 87H229V86H228ZM228 87H227V92H228ZM230 87L233 88L231 85H230ZM230 87H229V88H230ZM234 87H235V86H234ZM250 87H253V86H250ZM250 87H249V88H250ZM255 87H257V86H255ZM107 88H108V86H107ZM176 88H177V87H176ZM178 88H179V86H178ZM184 88H185V87H184ZM186 88H187V86H186ZM207 88H208V87H206V89H207ZM211 88H213V87H211ZM220 88H221V87H220ZM220 88H219V90H220ZM242 88H243V87H242ZM258 88H259V87H258ZM11 89H12V88H11ZM14 89H15V88H14ZM21 89H22V88H21ZM40 89H39V90H40ZM42 89H43V88H42ZM49 89H50V88H48V90H49ZM105 89H106V88H105ZM111 89H112V88H111ZM111 89H110V90H111ZM125 89H126V88H125ZM129 89H130V88H129ZM129 89H128V90H129ZM180 89H181V86H180ZM206 89H205V90H206ZM216 89H217V88H216ZM216 89H214V90H216ZM255 89H256V88H255ZM262 89H264V88L262 87ZM6 90H7V89H6ZM45 90H47V88H45ZM45 90H44V91H45ZM48 90H47V91H48ZM71 90H72V88H71ZM94 90H95V89H94ZM106 90H107V89H106ZM112 90H113V89H112ZM132 90H133V89H132ZM132 90H131V91H132ZM193 90H195V89L193 88ZM212 90H213V89H212ZM222 90H223V89H222ZM238 90H239V89H238ZM253 90H254V89H253ZM47 91H46L45 93H47ZM50 91H51V89H50ZM72 91H73V90H72ZM102 91H103V90H102ZM135 91L133 90V92H135ZM151 91H152V90H151ZM154 91H155V90L153 89L152 94L154 93ZM161 91H162V90H161ZM179 91H180V90H179ZM189 91H190V90H189ZM208 91H209V88H208ZM210 91H211V90H210ZM223 91H224V90H223ZM242 91H243V90H242ZM3 92H4V91H3ZM14 92H16V91H14ZM22 92H23V91H22ZM35 92H37L36 94L39 95L38 90H36ZM35 92H34V93H35ZM41 92H42V91H41ZM106 92H107V91H106ZM106 92H105V93H106ZM112 92H113V91H112ZM181 92H184V91L182 90ZM194 92H195V91H194ZM216 92H217V91H216ZM224 92H225V91H224ZM250 92H251V91H250ZM45 93H44V94H45ZM73 93H74V92H73ZM110 93H111V92H110ZM113 93H114V92H113ZM116 93H117V92H116ZM157 93H158V92H157ZM185 93H187V91H185ZM192 93H193V92H192ZM192 93H191V94H192ZM205 93H206V91H205ZM211 93H212V92H211ZM218 93H219V92H218ZM233 93L235 94V92H233ZM237 93H238V92H237ZM237 93H236V94H237ZM255 93H256V92H255ZM258 93H260V92H258ZM261 93H262V92H261ZM5 94H6V93H5ZM50 94H52V93L50 92ZM70 94H71V93H70ZM70 94H69V96H70ZM78 94H79V93H78ZM78 94H77V95H78ZM85 94H87V93H85ZM85 94H84V96H86ZM89 94H90V93H89ZM97 94H98V93H97ZM111 94H112V93H111ZM114 94H115V93H114ZM127 94H129V93H127ZM152 94H151V95H152ZM187 94H189V93H187ZM212 94H215V93L213 92ZM216 94H217V93H216ZM234 94H233V95H234ZM242 94H243V92H242ZM11 95H13V94H11ZM16 95H17V92H16L15 95H13V98L15 97V98H16V101H17L19 98L17 99ZM34 95H35V94H34ZM65 95H67V93H66ZM117 95H118V94H117ZM117 95H116V96H117ZM129 95H131V94H129ZM148 95H149V94H148ZM148 95L146 94V96H148ZM181 95H182V98H183V97H184L183 95H185V94H181ZM205 95H206V94H205ZM208 95L210 96L209 93H208ZM226 95H228V94H226ZM260 95H261V94H260ZM262 95H263V94H262ZM8 96H9V95H8ZM23 96H22V97H23ZM41 96H42V94H41ZM44 96H45V95H44ZM72 96H73V95H72ZM89 96H90V95H89ZM93 96H94V95H93ZM95 96H96V95H95ZM109 96H110V94H109ZM118 96H119V95H118ZM153 96H154V97L157 96L156 92H155V95H153ZM153 96H152V97H153ZM191 96H192V95H191ZM237 96H238V95H237ZM237 96H236V97H237ZM263 96H264V95H263ZM22 97H21V98H22ZM26 97H25V100H26ZM31 97H34V96H31ZM36 97H37V96H35L34 98H36ZM39 97H40V96H39ZM42 97H43V96H42ZM63 97H64V96H63ZM131 97H133V96H131ZM134 97H133V99H135ZM169 97H170V96H169ZM206 97H207V96H206ZM214 97H215V96H214ZM214 97H212V98H214ZM232 97L234 98V96H232ZM239 97H240V96H239ZM9 98H10V97H8V99H9ZM15 98H14V100H15ZM34 98H33V99H34ZM43 98H44V97H43ZM67 98H68V96H67ZM70 98H71V97H70ZM73 98H74V97H73ZM111 98H112V96H111ZM150 98H151V97H149V99H150ZM155 98H156V97H155ZM170 98H171V97H170ZM208 98H210V97H208ZM215 98H216V97H215ZM237 98H238V97H237ZM257 98H258V97H257ZM33 99H32L31 101H34ZM37 99L39 100L38 102H40V104H41L40 99H39L38 97H37ZM41 99H42V98H41ZM47 99H49V98H47ZM62 99H64V98H62ZM100 99H101V98H100ZM102 99H103V98H102ZM113 99H114V97H113ZM147 99H148V98H147ZM1 100H2V99H0V101H1ZM4 100H5V99H4ZM14 100H13V101H14ZM21 100H23V99H21ZM35 100H36V99H35ZM115 100H116V98L114 99V102H115ZM130 100H131V99H130ZM130 100H129V101H130ZM144 100H146V98H145ZM144 100H143V101H144ZM150 100H151V99H150ZM154 100H155V99H154ZM154 100H153V101H154ZM166 100H167V99H166ZM166 100H165V101H166ZM181 100H182V99H181ZM183 100H184V99H183ZM193 100H195V99H193ZM212 100H213V99H212ZM222 100H223V99H222ZM222 100H219V101L221 102ZM226 100H227V99H226ZM226 100H225V101H226ZM237 100H238V99H237ZM256 100H257V99H256ZM9 101H12L11 98H10ZM9 101H8V103H10ZM19 101H20V100H19ZM44 101H45V100H44ZM86 101H87V100H86ZM89 101H90V100H89ZM108 101H109V100H108ZM129 101H128V99H127V102H129ZM131 101H132V100H131ZM147 101H148V100H147ZM170 101H171V100H170ZM173 101H174V100H173ZM213 101H214V100H213ZM217 101H218V100H217ZM257 101H258V102H261V100H260V101L257 100ZM6 102H7V99L5 100V104H6ZM17 102H18V101H17ZM23 102H24V101H23ZM26 102L28 103V102H30V101L26 100ZM34 102H35V101H34ZM42 102H43V101H42ZM49 102H50V101H49ZM96 102H97V101H96ZM105 102H106V101H105ZM109 102H110V101H109ZM109 102H108V103H109ZM125 102H126V101H125ZM144 102H145V101H144ZM144 102H143V103H144ZM150 102H151V101H150ZM163 102H164V101H162V103H163ZM192 102H193V101H192ZM208 102H209V101H208ZM220 102H219V103H220ZM232 102H234V101H232ZM237 102H238V101H237ZM262 102L264 103V100H263ZM262 102H261V103H262ZM0 103H1V102H0ZM2 103H4L3 100H2ZM8 103H7V104H8ZM43 103H44V102H43ZM59 103H60V102H59ZM85 103H86V102H85ZM136 103H133V105H135ZM211 103H212V101H211ZM229 103H230V102H229ZM240 103H241V102H240ZM13 104H14V103H13ZM21 104L24 105L23 103H21ZM33 104H34V103H33ZM38 104H39V103H38ZM38 104H36V105L38 106ZM109 104H110V103H109ZM109 104H108V105H109ZM126 104H127V103H126ZM139 104H137V105L139 106ZM165 104H166V103H165ZM167 104H168V103H167ZM193 104H194V103H193ZM213 104H214V103H213ZM255 104H256V103H255ZM3 105H4V104H3ZM8 105H10V104H8ZM11 105H12V104H11ZM14 105H15V106H14ZM14 105H13V106L16 108V105H17V104H14ZM26 105H27V104H25V106H26ZM30 105H31L30 108L32 109V106H33V105H32V102H31ZM36 105L34 104V106H36ZM41 105H42V104H41ZM41 105H40V108H41ZM45 105H46V104H45ZM59 105H60V104H59ZM128 105H129V103L127 104V106H128ZM131 105H132V103H131ZM131 105H129L128 107H133V108H134V106H131ZM195 105H197V102L195 103ZM214 105H215V104H214ZM216 105L218 106L217 103H216ZM219 105H220V104H219ZM224 105H225V104H224ZM227 105H228V104H227ZM237 105H238V104H237ZM245 105H246V104H245ZM245 105H244V106H245ZM251 105H252V104H251ZM258 105H259V103H258ZM263 105H264V104H263ZM1 106H2V104H1ZM6 106H7V105H6ZM28 106H29V105H27L26 107H28ZM37 106H36V109L33 107V110L35 109V110H34L35 112H36V110L38 109ZM97 106H98V105H97ZM124 106H125V105H124ZM160 106H161V105H160ZM198 106H199V105H198ZM217 106H216V107H217ZM220 106H223V103H222ZM241 106H242V105H241ZM249 106H250V105H249ZM249 106H248V107H249ZM256 106H257V105H256ZM260 106H261V105H260ZM10 107H11V106H10ZM14 107H13V108H14ZM26 107H24L23 109H25ZM44 107H45V106H44ZM135 107H136V106H135ZM140 107H141V106H140ZM142 107H144V106H142ZM161 107H162V109H163V106H161ZM165 107H167V106H164V109H163V110H165ZM193 107H194V106H193ZM195 107H196V106H195ZM199 107H200V106H199ZM203 107H204V106H203ZM223 107H224V106H223ZM230 107H233V106H230ZM238 107H239V106H238ZM257 107H258V106H257ZM257 107H256V109H257ZM263 107H264V106H263ZM263 107L261 106V108H262L263 111H264V108H263ZM8 108H9V107H8ZM8 108H7V109H8ZM13 108H12V109H13ZM30 108H28V110H27V108H26V111H27V112L30 111V110H31ZM136 108H137V107H136ZM159 108H160V107H159ZM200 108H201V107H200ZM205 108H206V106H205ZM205 108H204V109H205ZM243 108H244V107H243ZM261 108H259V109L262 110ZM12 109L10 108V110H12ZM16 109H17V108H16ZM29 109H30V110H29ZM41 109H42V108H41ZM58 109H59V108H58ZM60 109H61V108H60ZM60 109H59V112H60ZM62 109H63V108H62ZM139 109H141V108H139ZM157 109H158V108H157ZM166 109L169 110V108H166ZM197 109H199V108H197ZM197 109H196V110H197ZM204 109H203V110H204ZM209 109H210V108H209ZM218 109H219V107H218ZM227 109H229V108H227ZM231 109H232V108H230V110H231ZM235 109H236V108H235ZM245 109H247V108H245ZM254 109H255V108H254ZM3 110H5V109H3ZM10 110H9V112H10ZM18 110H19V109H18ZM136 110H138V109H136ZM187 110H188V109H187ZM193 110H195V108H194ZM199 110H200V109H199ZM205 110H206V109H205ZM207 110H208V109H207ZM215 110H216V109H215ZM232 110H233V109H232ZM21 111H22V110H21ZM61 111H62V110H61ZM96 111H97V110H96ZM151 111H152V110H151ZM154 111H155V110H154ZM160 111H161V110H160ZM216 111H217V110H216ZM218 111H219V113H221V112H220V109H219ZM228 111H229V110H228ZM236 111H237V110H236ZM253 111H254V110H253ZM0 112H1V111H0ZM2 112H3V111H2ZM13 112H15V111H13ZM30 112H31V111H30ZM63 112H64V110H63ZM165 112H166V111H164V113H165ZM183 112H184V111H183ZM205 112H206V111H205ZM234 112H235V111H234ZM258 112H259V111H258ZM3 113H5V111H4ZM10 113H11V112H10ZM10 113H9V114H10ZM15 113H16V112H15ZM23 113H24V114H23L22 116H24V118H25V117H26L25 115H26L27 113H26V112H23ZM25 113H26V114H25ZM33 113H34V112H33ZM33 113H32V114H33ZM79 113H80V112H79ZM97 113H98V111H97ZM99 113H100V112H99ZM111 113H112V112H111ZM149 113H150V112H149ZM149 113H148V114H149ZM161 113H162V112H161ZM161 113H160V115H161ZM197 113H198V112H197ZM235 113H236V112H235ZM237 113H238V111H237ZM241 113H242V112H241ZM20 114H22V113H20ZM35 114H36V113H35ZM54 114H55V113H54ZM116 114H117V113H116ZM179 114H180V113H179ZM189 114H190V113H189ZM193 114H194V113H193ZM193 114H192V115H193ZM202 114H203V113H202ZM204 114L206 115V113H204ZM208 114H211V113H207V115H208ZM228 114H229V113H228ZM231 114H233V113H231ZM231 114H230V115H231ZM258 114H260V116H262L261 113H258ZM4 115H5V114H4ZM4 115H3V116H4ZM29 115H30V113H29ZM155 115H158V114H155ZM155 115H154V116H155ZM164 115H166V114H164ZM164 115H163V116H164ZM167 115H168V113H167ZM187 115H188V114H187ZM195 115H196V114H195ZM217 115H218V114H217ZM221 115H222V113H221ZM234 115L237 116V114H234ZM249 115H250V114H249ZM0 116H1V115H0ZM5 116H6V115H5ZM7 116H8V114H7ZM13 116H14V115H13ZM30 116H31V115H30ZM30 116H29V117H30ZM34 116H35V115H34ZM76 116H77V114H76ZM78 116H79V115H78ZM90 116H93V115H90ZM114 116H115V115H114ZM116 116H117V115H116ZM147 116H150V115H147ZM177 116H178V115H177ZM208 116H209V115H208ZM208 116H207V117H208ZM211 116H212V115H211ZM243 116H244V115H243ZM245 116H246V115H245ZM253 116H254V115H253ZM15 117H16V114H15ZM74 117H75V116H74ZM106 117H107V116H106ZM108 117H109V116H108ZM122 117H123V116H122ZM155 117H156V116H155ZM155 117H154V118H155ZM165 117H166V116H165ZM165 117H164V119H165ZM186 117H187V116H186ZM186 117H185V119H186ZM193 117H194V116H193ZM202 117H203V115H202ZM212 117H213V116H212ZM215 117H216V116H215ZM215 117H214V118H215ZM263 117H264V116H263ZM0 118H1V117H0ZM19 118H20V117H19ZM76 118H77V117H76ZM112 118H113V116H112ZM112 118L110 119V121L107 120V119H104V121L106 120L105 125H102V127H100V128H98V127H96V126H95V128H94V126H92V128H94V129H92L91 132H88V131H87L86 133H84V132H80V131L78 132V130H76V129L74 130V128L77 127V126L72 127L73 131H72L71 133H69V134H68V133H65V132H66L65 130H64V131H65V132H64L65 134H63V132H62L63 130H61V129L59 128V130H61L63 136H62V134H61L62 137L59 136V137H57L56 139H54V137H53V138H50V136H51L52 134H53V135L56 134V133L54 134V131H55V132H58V131L54 130L53 133H51V135H50L49 133L51 132V130L48 129L49 127L47 128L48 131H50V132L48 133V132H47V129L43 126L46 130H44V128H42L41 130H44V131H42V132H45V131L47 132V133L45 132V135L47 136V140H48V142H46L45 140H43V141H45V143H49V145H50V146H49V145H46V146H49V148H47V150H49V152H48L49 155H47V151H46V153L43 152L44 154H46V155H45V158H47V159H51V160L54 162V164H55L56 162H58L57 164H59V163L62 162V161H63V162L65 161V163H66V161H67L66 158H68L67 155L69 154V151H70V152L72 151L71 153H73V155L79 153V152H76V153H75V152L73 151V150H74L73 147H74V148L78 147V148H80V151H81V147L83 148V144H84V145L86 144L85 146H89L90 149H91V148L93 149V151L91 150V152H94L93 154L96 156V160L98 159V161H99V163H98V165H99V171H100V173H101V172L104 173V175H103L104 178L107 179L106 177L113 176V177H112L113 180H115L114 178H116V177H117V179H118V178L121 179V176L124 175V174L122 175L121 171L124 172V169H126L127 167L124 168V169H122V168H119V167L115 164V163H117L118 161L116 160L115 155H114L112 152H110V149H109V147H108V145H109L108 142L110 141V143H111V140H113V139L115 140L116 138H119V137H117V136H119L121 133L117 134V131L119 132V130H121V127H122L123 125L121 126V123H120V122L122 121V119H121L120 122H117V121H112ZM115 118H116V117H115ZM124 118H125V117H124ZM124 118H123V119H124ZM147 118H148V117H147ZM156 118H157V117H156ZM162 118H163V117H162ZM190 118H191V117H190ZM218 118H220V117H218ZM222 118H224V116H223ZM241 118H242V117H241ZM255 118H256V117H255ZM17 119H18V118H17ZM27 119H28V118H27ZM77 119H78V118H77ZM113 119H114V118H113ZM145 119H146V118H145ZM151 119H152V117H151ZM164 119H163V120H164ZM177 119H178V118H177ZM179 119H181L180 116H179ZM182 119H184L183 116H182ZM191 119H192V118H191ZM200 119H201V118H200ZM200 119H199V121H201V120L204 121L203 118H202L201 120H200ZM208 119H209V118H208ZM5 120H6V119H5ZM83 120H84V119H83ZM100 120H101V119H100ZM124 120H125V119H124ZM152 120H153V119H152ZM154 120H155V119H154ZM171 120H172V119H171ZM192 120H193V119H192ZM209 120H210V119H209ZM215 120H216V118H215ZM223 120H224V119H223ZM242 120H243V119H242ZM263 120H264V118H263ZM8 121H9V120H8ZM21 121H23L22 118H21ZM27 121H28V120H27ZM128 121H129V120H128ZM147 121H148V120H147ZM147 121H146V122H147ZM156 121H157V120H156ZM160 121H161V120H160ZM166 121H167V120H166ZM166 121H165V123H167ZM180 121H181V120H180ZM188 121H189V120H188ZM221 121H222V120H221ZM221 121L219 120V122H221ZM224 121H225V120H224ZM245 121H246V120H245ZM17 122H18V121H17ZM29 122H30V121H29ZM78 122H80V119H79ZM100 122H101V121H100ZM130 122H132V121H130ZM152 122H153V121H152ZM152 122H150V123L152 124ZM177 122L179 123V120H178ZM182 122H183V121H182ZM186 122H187V121H186ZM212 122H213V121H212ZM229 122H230V121H229ZM241 122H242V121H241ZM246 122H247V121H246ZM259 122H260V121H259ZM262 122H263V121H261V123H262ZM5 123H6V122H5ZM22 123H23V122H22ZM22 123L20 122V124H22ZM24 123H25V121H24ZM75 123H76V122H75ZM75 123H74V125H76ZM88 123H89V122H88ZM91 123H92V122H91ZM124 123H125V122H123V124H124ZM163 123H164V122H163ZM193 123H194V122H193ZM197 123H198V122H197ZM242 123H243V122H242ZM252 123H253V122H252ZM12 124H15V123H12ZM20 124H19V125H20ZM46 124H47V123H46ZM81 124H82V123H81ZM125 124H126V123H125ZM129 124H130V123H129ZM154 124H155V123L153 122V125H154ZM167 124H168V123H167ZM170 124H171V121H170ZM172 124H174V121H173ZM175 124H177V123H175ZM175 124H174V125H175ZM184 124H185V123H184ZM214 124H215V123H214ZM226 124H229V123L227 122ZM247 124H248V123H247ZM247 124H246V125H247ZM255 124H256V123H255ZM9 125H10V124H9ZM24 125H25V124H24ZM74 125H73V126H74ZM87 125H88V124H87ZM93 125H94V124H93ZM95 125H97V123H96ZM147 125H149V123H147ZM153 125H152V126H153ZM156 125H158V126L160 127V125H163V124H162V121H161V122H157ZM156 125H154L153 127H155ZM179 125H180V127H181V124H180V123H179ZM179 125H178V126H179ZM182 125H183V123H182ZM199 125H200V124H199ZM206 125H208V124H206ZM229 125H231V123H230ZM229 125H228V126H229ZM240 125H241V124H240ZM243 125H244V124H243ZM252 125H253V124H252ZM257 125H259V123H257L256 126H257ZM262 125H263V124H262ZM7 126H8V125H7ZM21 126H23V124H22ZM50 126H51V125H50ZM58 126H59V125H58ZM79 126H80V125H79V123H78V127H77V128H79ZM144 126H145V124H144ZM158 126H157V127H158ZM163 126H164V125H163ZM166 126H169V125H165V127H166ZM193 126H194V125H193ZM193 126H192V127H193ZM202 126H203V125H202ZM223 126H224V125H223ZM226 126H227V125H226ZM247 126H248V125H247ZM15 127H16V130H17V126H14V128H15ZM60 127H61V126H60ZM125 127H126V126H125ZM132 127H133V126H132ZM159 127H158V128H159ZM161 127H162V126H161ZM161 127H160L159 130H161ZM204 127H207V126H204ZM220 127H221V126H220ZM249 127H251V126H249ZM11 128H12V127H11ZM19 128H20V127H19ZM37 128H38V127H37ZM39 128H40V127H39ZM51 128H52V127H51ZM51 128H50V129H51ZM62 128H63V127H62ZM80 128H81V127H80ZM87 128H88V127H87ZM89 128H90V127H89ZM89 128H88V130H89ZM145 128H147V126H146ZM150 128H151V127H150V125H149V126H148V130H149ZM169 128H170V127H169ZM169 128L166 127V129H169ZM184 128H185V127H184ZM189 128H190V127H189ZM195 128H196V125H195ZM195 128H194V129H195ZM197 128H198V127H197ZM231 128H233V127H231ZM244 128H245V127H244ZM252 128H253V127H252ZM255 128H256V127H255ZM20 129H21V128H20ZM55 129H56V128H55ZM63 129H65V127H64ZM125 129H126V128H125ZM153 129H156V128H153ZM162 129H163V128H162ZM164 129H165V128H164ZM190 129L192 130V128H190ZM199 129H201V127H200ZM203 129H204V128H203ZM205 129H206V128H205ZM209 129H210V128H209ZM236 129H237V128H236ZM250 129H251V128H250ZM257 129H258V128H257ZM18 130H19V129H18ZM39 130H40V129H39ZM39 130H36L35 133H37V131H39ZM52 130H53V129H52ZM66 130H68V129H66ZM86 130H87V129H86ZM122 130H124V126L122 127ZM146 130H147V129H146ZM191 130H190V131H191ZM197 130H198V129H197ZM210 130H212V126H211V129H210ZM222 130H223V129H222ZM227 130H229V128H228ZM227 130H226V131H227ZM237 130H239V129H237ZM261 130H262V129H261ZM261 130H260V132H261ZM8 131H9V130H8ZM19 131H20V130H19ZM81 131H82V130H81ZM83 131H84V130H83ZM126 131H127V130H126ZM126 131H124V133H125ZM155 131H156V130H154V132L151 133V135H150L149 138H148L149 140L151 139L152 134L155 133ZM166 131H167V130H166ZM172 131L174 132V130L171 129V132H172ZM195 131H196V130H195ZM195 131H194V132H195ZM226 131H225V132L223 131V132L226 133ZM6 132H7V131H6ZM10 132H11V131H10ZM13 132H14V130H13ZM39 132H40V131H39ZM39 132H38V133H39ZM67 132H68V131H67ZM127 132H128V131H127ZM146 132H148V131H146ZM161 132H162V131H159L160 134H161ZM163 132H164V130H163ZM197 132H198V131H197ZM203 132H204V131H202V133H203ZM206 132H207V130H206ZM227 132H228V131H227ZM233 132H234V131H233ZM238 132H239V131H238ZM258 132H259V129H258ZM263 132H264V131H263ZM7 133H8V132H7ZM122 133H123V132H122ZM124 133H123V134H124ZM157 133H158V131H157ZM157 133L155 134L156 136H157ZM159 133H158V134H159ZM168 133H169V131H168ZM188 133H189V132H188ZM236 133H237V132H236ZM236 133H235V135H236ZM17 134H18V133H17ZM39 134H41V135H40L41 137L44 136V133H39ZM42 134H43V135H42ZM58 134H59V133H57V135H58ZM114 134H116L117 136L114 135ZM123 134H122V135H123ZM138 134H139V133H138ZM164 134H167V133L164 132ZM164 134H162V135H164ZM169 134L172 135V133H169ZM173 134H174V133H173ZM197 134H198V133H197ZM243 134H244V133H243ZM250 134L252 135V133H250ZM261 134H262V133H261ZM13 135L15 136V134H13ZM20 135H21V134H20ZM34 135H35V134H33V136H34ZM49 135H50V136H49ZM57 135H56V136H57ZM59 135H60V134H59ZM113 135H114L115 138L111 137V136H113ZM139 135H140V134H139ZM142 135H143V134H142ZM153 135H154V134H153ZM155 135H154V137H155ZM217 135H218V134H217ZM222 135H223V133H222ZM222 135H221V136L218 135V136H219L218 138H220V137H224V136H222ZM240 135H241V134H240ZM240 135H239V136H240ZM9 136L12 137V134L10 133ZM9 136H8V138H9ZM35 136H36V138H37V136L39 137V135H37V134H36ZM35 136L33 137L34 139H36ZM56 136H55V137H56ZM123 136H124V135H123ZM125 136H127V135H125ZM132 136H133V135H132ZM242 136H244V135H242ZM242 136H241V137H242ZM255 136H256V135H255ZM257 136H258V135H257ZM263 136H264V134H263ZM263 136H261V137H263ZM3 137H4V136H3ZM15 137H17V136H15ZM18 137H19L20 144L23 145L22 147H24V144H22V143H25V142H23L22 139H20V136H18ZM141 137H142V136H141ZM158 137H160V135H159ZM173 137H174V136H173ZM213 137H214V136H213ZM251 137H252V136H251ZM259 137H260V136H259ZM261 137H260V140L263 141V139H262ZM29 138H30V136H29ZM33 138H32V139H33ZM110 138H112V139L109 140ZM120 138H121V139H120ZM120 138H119L120 141H122V139H125L124 137H120ZM134 138H135V137H134ZM137 138H138V137H137ZM143 138H145V137H143ZM155 138H156V137H155ZM160 138H161V137H160ZM168 138H169V136H168ZM201 138H202V137H201ZM211 138H212V137H211ZM211 138H210L209 140H206V139H207V138H206V139H205V142L207 141V143H208V141H210ZM214 138H215V137H214ZM244 138H245V137H244ZM257 138H258V137H257ZM263 138H264V137H263ZM0 139H1V137H0ZM2 139H3V138H2ZM5 139H6V137H5ZM9 139H11V138H9ZM13 139H14V138H13ZM13 139H12V141H13ZM17 139H18V138H17ZM130 139H131V138H130ZM139 139H140V138H139ZM152 139H154V138H152ZM172 139H173V138H172ZM172 139L170 138V140H172ZM203 139H204V136H203ZM215 139H217V136H216ZM251 139H252V138H251ZM28 140H29V139H28ZM39 140H41V138H40V139L38 138V141H39ZM158 140H159V139H158ZM161 140H162V139H161ZM161 140H160V142H161ZM163 140H164V139H163ZM168 140H169V139H168ZM168 140L166 139L165 143L168 142ZM174 140H175V139H174ZM212 140H214V139H212ZM233 140H234V139H233ZM243 140H244V139H243ZM252 140H253V139H252ZM255 140H256V138H255ZM3 141H4V140H3ZM3 141H2V143H3ZM10 141H11V140H10ZM10 141L8 140V142H10ZM16 141H17V140H16ZM33 141H34V140H32L31 142L33 143ZM43 141H42V142H43ZM115 141L118 142L117 139H116ZM120 141H119V143H120ZM145 141H147V140H145ZM151 141H152V140H151ZM154 141H155V140H154ZM156 141H157V140H156ZM221 141H222V140H221ZM241 141H242V140H241ZM244 141H246V140H244ZM0 142H1V140H0ZM4 142L7 143L6 141H4ZM28 142H30V141H28ZM31 142H30L29 145H30V146H31V145L33 146V144H32ZM34 142H35V141H34ZM42 142H41V145H42ZM124 142H125V141H124ZM124 142H123V144H124ZM143 142H144V141H143ZM172 142H173V141H172ZM174 142H175V141H174ZM211 142H212V141H211ZM233 142H234V141H233ZM236 142H237V140H236ZM263 142H264V141H263ZM2 143H1V144H2ZM5 143H4V144H5ZM15 143H16V142H15ZM161 143L163 144V141H162ZM161 143H160V144H161ZM169 143L171 144L170 141H169ZM214 143H215V142H214ZM222 143H223V142H222ZM228 143H229V142H228ZM234 143H235V142H234ZM238 143H239V141H238L236 144H238ZM242 143H243V142H242ZM259 143H260V142H259ZM1 144H0V145H1ZM111 144H114V143L112 142ZM155 144H156V143H155ZM198 144H199V143H198ZM203 144H205V143H202V145H203ZM220 144H221V143H220ZM226 144H227V143H226ZM229 144H230V143H229ZM232 144H233V143H232ZM18 145H19V144H18ZM73 145H75V146H73ZM81 145H82V146H81ZM118 145H119V144H118ZM143 145H144V144H143ZM171 145H172V144H171ZM174 145H175V143H174ZM200 145H201V143H200ZM243 145H244V144H243ZM243 145H240V144H239V146H241V147H242ZM245 145H246V144H245ZM5 146H6V145H5ZM5 146H4V147H5ZM15 146H16V144H15ZM34 146H35V144H34ZM44 146H45V145H44ZM71 146H72V149H73V150H70V149H71ZM79 146H80V147H79ZM85 146H84V149H85V152H86V148H87V147L85 148ZM114 146H116V144H115ZM114 146H113V147H114ZM163 146H165V145L163 144ZM163 146H162V147H163ZM168 146H169V147H168L167 150H169V148H170V149L172 148V147H170V145H168ZM179 146H180V145H179ZM222 146H223V145H222ZM227 146H228V145H227ZM233 146H235V145L233 144ZM236 146H237V145H236ZM256 146H257V145H256ZM261 146H262V144H260V147H261ZM1 147H3V146H1ZM17 147H18V146H17ZM35 147H36V146H35ZM41 147H42V146H41ZM147 147H148V146H147ZM150 147H151V146H150ZM150 147H149V148H150ZM153 147H154V146H153ZM153 147H152V148H153ZM157 147H158V145H157ZM159 147H160V145H159ZM165 147H166V146H165ZM181 147H182V146H181ZM181 147H180V148H181ZM183 147H184V146H183ZM198 147H199V146H198ZM220 147H221V146H220ZM220 147H219V148H220ZM237 147H238V146H237ZM257 147H258V146H257ZM260 147H259V148H260ZM19 148H21L20 145H19ZM28 148H29V147H28ZM45 148H46V147H45ZM69 148H70V149H69ZM78 148H77V149H78ZM119 148H120V147H119ZM124 148H125V147H124ZM152 148H150V149H152ZM154 148H155V147H154ZM154 148H153V149H154ZM173 148H174V150H175V147H173ZM177 148H178V147H177ZM177 148H176V149H177ZM188 148H189V147H188ZM188 148H187V149H188ZM210 148H211V147H210ZM223 148H224V147H223ZM12 149H13V147H12ZM14 149H15V148H14ZM23 149L25 150V148H23ZM90 149H89V151H90ZM153 149H152V150H153ZM162 149H163V148H162ZM165 149H166V148H165ZM183 149H185V147H184ZM211 149H212V148H211ZM220 149H221V148H220ZM260 149H261V148H260ZM2 150H4V149H2ZM18 150H19V149H18ZM156 150L158 151L159 149L156 148ZM156 150H155V152L158 153ZM178 150H180V149H178ZM188 150H189V149H188ZM188 150H187V151H188ZM214 150H215V149H214ZM230 150H231V149H230ZM0 151H1V150H0ZM16 151H17V150H16ZM19 151L21 152L22 150L20 149ZM19 151H18V152H15V153H20ZM75 151H77V150L75 149ZM78 151H79V150H78ZM163 151L165 152L166 150L163 149ZM176 151H177V150H176ZM176 151H174V154L176 153ZM181 151H182V149H181ZM181 151H180V152H181ZM183 151H184V150H183ZM206 151L209 152L207 155H205L206 158H207L208 155L211 154V155H210L211 157L208 156V158H207L208 161H209L210 158H212V155H214V154L217 152V151L215 152V151H213V150H210V151H213V152H214V153L212 154V153H210L209 150H206ZM222 151H223V150H222ZM255 151H256V150H255ZM263 151H264V150H262V152H263ZM2 152H3V151H2ZM12 152H13V150H12ZM12 152H11V153H12ZM91 152H90V153H91ZM151 152H153V154H154V151H151ZM159 152H160V151H159ZM166 152H167V151H166ZM172 152H173V151H172ZM188 152H189V151H188ZM250 152H251V151H250ZM253 152H254V151H253ZM259 152H260V151H259ZM259 152H258V153H259ZM13 153H14V152H13ZM43 153H42V154H43ZM82 153H84V150H83V152L81 151V154H82ZM168 153H170V152L168 151L167 154H168ZM190 153H191V154H190ZM190 153H184V156L190 154V155L188 156V158H189V157H191V156L194 155V154H192V153H193L192 151H191ZM206 153H207V152H206ZM221 153H223V152H221ZM224 153H225V151H224ZM224 153H223V154H224ZM227 153H229V151H228ZM254 153H255V152H254ZM256 153H257V152H256ZM263 153H264V152H263ZM20 154H23V152L20 153ZM91 154H92V153H91ZM128 154H129V153L127 152V155H128ZM163 154H164V153H163ZM163 154H161V155H163ZM165 154H166V153H165ZM170 154H171V153H170ZM170 154H169V155H170ZM177 154H178V153H177ZM179 154H180V153H179ZM182 154H183V153H182ZM182 154H181V156H183ZM259 154H260V153H259ZM9 155H12V154H9ZM70 155H71V154H70ZM73 155H72V156H73ZM77 155H79V154H77ZM77 155H75V158H74V156H73V159H76ZM94 155H92V158H91V157L88 158V160H89V159L94 160V157H93ZM127 155H126V156H127ZM138 155H139V154H138ZM154 155H156V154H154ZM154 155H153V157H154ZM172 155H173V154H172ZM224 155H225V154H224ZM231 155H232V154H231ZM260 155H261V154H260ZM7 156H8V155H7ZM7 156H6V153H5V155L3 154V156L0 155V166H1V167H0L1 169H0V170H2L4 166H6V167H4L5 169H3V171L5 170V172H6V171L9 172V174L6 172L7 175H10V177L7 176L8 178H10V179L14 178L15 180H18V181L20 180L21 182H25V181H26L25 183H27V181H29L28 179H29V177H30V176H29L30 171L33 172V171H32V170H33V165L31 166L30 164H27L28 162H23V161H22V160H25V159H22V160L20 159V160L23 162V164H22V165H23V168H25V169L27 170V171H25V177H24V174L22 175V172H20L21 176H23V177H21L20 174L18 173L19 171L16 169V167H15V169H16V170H15V169L12 168V166L10 165L11 163H10V158H9V157H11V156H9V157H7ZM12 156L15 157V155H12ZM47 156H49L50 158H48ZM68 156H69V155H68ZM72 156H69V157H71L70 160L72 159ZM79 156L82 157L81 155H79ZM144 156H145V155H144ZM151 156H152V153H151ZM156 156H157V155H156ZM164 156H165V155H164ZM177 156H178V155H177ZM216 156H217V155H216ZM216 156L214 155L213 157H216ZM219 156H220V155H219ZM221 156H223V155L221 154ZM228 156H230V155H228ZM228 156H226V157H228ZM255 156H256V155H255ZM20 157H21V156H20ZM138 157H139V156H138ZM142 157H143V156H141L140 159H142L143 161H145V159H147V160L149 159V158H145V159H143L144 157H143V158H142ZM145 157H146V156H145ZM166 157H168V155H167ZM171 157H172V156H171ZM171 157H170V158H171ZM174 157H176V154H175V156H173L172 158L175 159ZM194 157H196V156H194ZM230 157H232V156H230ZM12 158H13V157H12ZM18 158H19V155L17 154V158H15V159H18ZM24 158H25V157H24ZM127 158H128V157H127ZM130 158H131V157H130ZM132 158H133V157H132ZM159 158H161V157H159ZM162 158H164V157H162ZM162 158H161V159H162ZM172 158L170 159V161L173 160ZM183 158H184V157H183ZM192 158H193V157H191V159H192ZM206 158H204V159L206 160ZM224 158H225V156H224ZM256 158H257V157H256ZM263 158H264V157H263ZM13 159H14V158H13ZM13 159H11V160H13ZM15 159H14V160H15ZM42 159H43V158H42ZM82 159H83V158H82ZM117 159H118V158H117ZM125 159H126V158H125ZM154 159H156V158H154ZM168 159H169V158H168ZM168 159H166V162L169 161ZM177 159L181 160L180 157L177 158ZM177 159H175V160H177ZM193 159H195V158H193ZM196 159H199L198 156H197ZM213 159H214V158H213ZM218 159H219V158H218ZM218 159H217L216 161H219ZM226 159H227V158H226ZM18 160H19V159H18ZM51 160H49L50 162H49L48 160H47V161L50 163V166H48L49 169H50V167L53 169V173H52V175H53L54 173H56V171H57L56 169H57V168H55V166L52 165L53 162H52ZM70 160L68 159V162H69ZM76 160H77V159H76ZM83 160H84V159H83ZM96 160L93 161L94 164H95ZM130 160H132V159H130ZM130 160H129V161H130ZM135 160H136V159H135ZM135 160H134V161H135ZM138 160H139V159H138ZM142 160H140V161H142ZM151 160H152V157H151ZM151 160L149 159V161H151ZM167 160H168V161H167ZM189 160H190V159H189ZM237 160H238V159H237ZM244 160H245V159H244ZM43 161H44V160H43ZM45 161H46V159H45ZM55 161H56V162H55ZM89 161H90V160H89ZM98 161H97V162H98ZM116 161H117V162H116ZM123 161H124V160H123ZM126 161H128V160H125V163H127ZM136 161H137V160H136ZM136 161H135V162H136ZM140 161H137V162L139 163ZM154 161H155V160H154ZM161 161H162V160H161ZM164 161H165V160H164ZM164 161H162V163H164ZM173 161H174V160H173ZM173 161L170 162V163L168 162V163H169L170 165H172L171 163H174ZM183 161H184V160H183ZM190 161H191V160H190ZM190 161H189V162H190ZM208 161H207V163H208ZM210 161H211V160H210ZM216 161H214V162H216ZM222 161H224V159H223ZM225 161H226V160H225ZM228 161H229V159H228ZM241 161H242V160H241ZM263 161H264V160H263ZM16 162H17V161H16ZM73 162H76V161L74 160ZM73 162L71 161V163H73ZM93 162H90V163L93 164ZM97 162H96V164H97ZM119 162H120V161H119ZM119 162H118V164H119ZM121 162H122V160H121ZM135 162H134V163H135ZM145 162H146V161H145ZM175 162H176V161H175ZM192 162L195 163V160L192 161ZM201 162H202V161H201ZM205 162H206V161H205ZM205 162H204V163H205ZM220 162H221V161H220ZM226 162H227V161H226ZM233 162H234V161H233ZM258 162H259V161H258ZM13 163H14V162H13ZM65 163H63V167H64V164H65ZM69 163H70V162H69ZM71 163H70V165L72 166ZM123 163H124V162H123ZM134 163H132V165H133ZM140 163L142 164V162H140ZM146 163H147V162H146ZM150 163H151V162H150ZM182 163H183V162H182ZM212 163H213V162L211 161V164H212ZM216 163H217V162H216ZM228 163H229V162H228ZM242 163H243V162H241V164H242ZM259 163H260V162H259ZM15 164H16V163H15ZM31 164H33V163H31ZM67 164H68V163H67ZM94 164H93V165H94ZM96 164L94 165V168H95V166H98V165H96ZM120 164H121V163H120ZM130 164H131V161H130ZM141 164H140V165H141ZM143 164H145V163H143ZM153 164H154V163H153ZM153 164H152V166H153ZM159 164L161 165V163H159ZM165 164H166V163H164V165H165ZM169 164H167V165H169ZM202 164H203V163H202ZM202 164H201V165H202ZM213 164H214V163H213ZM213 164H212V165H213ZM218 164H219V163H218ZM2 165H4V166L2 167ZM12 165H13V164H12ZM20 165H21V164H20ZM34 165H35V164H34ZM36 165H37V164H36ZM47 165H48V164H47ZM89 165H90V164H89ZM122 165H123V164H122ZM132 165H131V166H132ZM136 165H137V163H136ZM140 165H139V166H140ZM149 165H150V164H149ZM162 165H163V164H162ZM164 165H163V166H164ZM173 165H175V164H173ZM184 165H185V164H184ZM197 165H198V164H197ZM207 165H209V164H207ZM221 165H222V164H221ZM244 165L246 166V164H244ZM15 166H16V165H15ZM56 166H57V165H56ZM66 166H67V165H66ZM68 166H69V165H68ZM68 166H67L68 169H66V168H65V169H63V168L60 169V168H58V169H60V170H58V171L61 173V176H59L57 179H56V177H55V179L53 178V179H50L49 181L46 180L47 183L45 182V183H46L45 186H48L47 184H49V187H48L47 191L49 192V195H50L51 197L54 196V197H56V198H57V197H62V198L64 199L63 196H64L65 194H68V195H70L69 197H71V198L73 199V200L70 199L71 202H72V201L75 202V204H78L77 206H81L79 203H81L82 201H85L86 204H85L84 202H82V203L85 204L84 207L87 206L86 209H87L88 214H86V210H85V212H84L83 209H81L82 212L80 213V215H82V218H83V219L86 218V217L88 216V219H87L88 221L84 220V221H86V222H84V221L82 220L85 224H88V225H87V227L89 228L88 231L90 230V228H92V230H93V229L96 230V231L93 230L94 233H95V232H97V230H99V228L102 226V225H100V223H101V222H102V223H105V222H106L105 226L103 225L104 228H105V227L107 228V229H104V234H105V235L102 234L103 232L100 233L101 231H100V232L98 231V232H99L98 235H99V234H101V235H103V236H106V235H107L108 237H110V238L113 237V238L115 239V241H116V243H117V244H116V247H115L116 249L114 248V249L116 250V251H114V252H116L115 255H116V257H117V259H116L117 261L115 260V261H116V264H173V263L175 264L174 261L177 260L176 257H178V256H180V259H182V261H184V262L187 260V259H186L187 257H188V258L191 257V256H190V255H191V254H190V251H189V254H188L186 250H185V251H186V252H185V251L180 250V249H179V250H176V249H175V251L173 250L174 252H171V253H170V250H172V249H169V250H168V254L166 253L167 255H165V256H163V257H162V255H161V256H160V255H157L158 252H157L156 254H153V253L151 252L150 248H149V247H150L149 243L151 244V242H149V241H148L149 239H147V237L149 238L150 235H148V236H146V237H145L146 233H145V235H142V234H143L142 229H144V226H145L144 224L147 225V224H150V223H151L150 225H153V227H154L155 224H156L157 229H159V228L161 227V228H162V229H161V230H162L161 232H163V233L165 234V235H164L165 237H166V236L170 237L169 235L176 236L175 234H178L177 232H180V230L177 231L178 228H177L176 224L179 225L180 223H178V222L180 221V218H182V217L184 218V216L181 217L182 211H184V213H185V212L188 213V211H187L188 208H186V211H185V209H184V208L187 207V206H185V207L181 206V207H180V205H179L180 208L183 207V209H184V210H183V209H180V208L175 204V205L180 209V211L182 210L181 212H180L179 210L177 211V212H179V214L181 213L180 216H179L178 218H177V216H176V218H175V217H174V218L172 217L173 213H172V211L169 209V208L171 207V204H170V206H165L164 208H162V209H164V210H162L163 213H162V211L159 209V210L161 211V212H159V217H162V218H163L161 221H160L161 218L158 217V212H157L158 209L156 210V208H158V207L156 206V208H154L155 212L153 211V213H154L155 215H157L156 219H154V220H156L157 223L154 221L155 224H152V222H153L152 219L155 217L154 214H153L154 217L151 219L152 222H150L151 220L149 219V217H150V218L152 217V216H150V215L152 214V208H151V206H150L151 204L149 205V203H147V201H148V202H151L150 200H152V201L155 202V200H156V199H154V197L152 196L151 193L156 192V193H158V194H161V193H163V191L168 192V191H170L172 188H171V189H166L165 186H164L162 183H155V182H153V181H150V180H149L150 178H149V179H148L149 184L146 182L148 187H147L146 191H145V189L143 188V191H145V195H146V193H147V195H149L152 199H151V198H150V199H147L146 202H144V200L141 201V202H144V203H141L139 206L130 205V204H128L127 202H126L125 204L122 203L123 205H118V206H119L118 208H116V207L114 208L115 213L113 212V214H112V213H109V211L112 210V208H113V207L111 206L113 200H112L111 203H110V201H106V200L104 199V200H105V201H104V204H106V206L103 204V201H102L103 199L101 200L102 203H100V201H98V200L96 201L95 198L98 199V197H95V198L91 197L92 194H93V193H92L93 190H92L90 187H93V186H90V184L88 183L89 186H90V187H89L88 184L86 183L87 181H84V182H85V183H84V182H82L81 179H79V178L81 177V176L79 177V175H81V173L79 172V171H80V170H79V166L77 165V166H78V169H77V170H79V171H78V172H79V175H78V176H76V175L74 174V172H72V167H75L76 164L74 163V165L70 168V169H71L70 171H68V170H69V167H68ZM90 166H91V165H90ZM90 166H89V167H90ZM131 166H130V168H131ZM157 166H158V165H157ZM163 166H162V168H163ZM176 166H177V164H176ZM193 166H194V165H193ZM193 166H192V167H193ZM213 166H214V165H213ZM241 166H242V165H241ZM13 167H14V166H13ZM44 167H46V166H44ZM48 167H47V168H48ZM53 167H54V168H53ZM57 167H59V165H58ZM60 167H62V166H60ZM122 167H123V166H122ZM135 167H136V166H135ZM154 167H155V166H154ZM177 167H178V166H177ZM185 167H186V166H185ZM196 167H198V166H196ZM208 167H209V166H208ZM235 167H236V166H235ZM242 167H244V166H242ZM90 168H91V167H90ZM90 168H88V169H90ZM92 168H93V167H92ZM96 168H97V169H96L95 172L90 171L89 173H93V174H94V173H99V171H98V167H96ZM128 168H129V167H128ZM132 168H133V166H132ZM160 168H161V167H160ZM179 168H180V167H179ZM210 168H211V166H210ZM252 168H253V167H252ZM52 169H51V170H52ZM88 169H87V171H89ZM137 169H138V168H137ZM141 169H142V167H141ZM182 169H183V168H182ZM192 169H193V168H192ZM203 169L205 170V169H207V167H206V168H203ZM227 169H228V168H227ZM9 170L12 171V172H10ZM90 170H91V169H90ZM92 170H93V169H92ZM129 170H130V169H129ZM129 170H128V171H129ZM131 170H132V169H131ZM133 170H134V169H133ZM133 170H132V174H133ZM154 170H155V168H154ZM161 170H163V169H161ZM197 170H199V169H198V168L195 169V171H197ZM204 170H202V171H204ZM231 170H232V169H231ZM16 171H18V172H16ZM74 171H75V170H74ZM128 171H127V172H128ZM136 171H137V170H136ZM138 171H139V170H138ZM147 171H148V170H147ZM149 171H150V170H149ZM159 171H160V170H159ZM199 171L201 172V170H199ZM206 171L208 172L209 170L207 169ZM0 172H1V173H4V172H2V171H0ZM27 172H28V173H27ZM75 172H76V171H75ZM78 172H77L76 174H78ZM127 172H126V173H127ZM154 172H158L157 169H156V171H154ZM179 172H180V171H179ZM211 172H212V171H211ZM221 172H223V171H221ZM232 172H233V171H232ZM1 173H0V174H1ZM13 173L16 174L15 177L12 176V175H14ZM17 173H18V174H17ZM26 173H27V174H26ZM35 173H37V172H35ZM129 173H130V171H129ZM184 173H185V172H184ZM198 173H199V172H198ZM204 173L206 174V172H204ZM226 173H227V172H226ZM228 173H229V172H228ZM236 173H238V172H236ZM240 173H241V172H240ZM240 173H239V174H240ZM256 173H258V172L256 171ZM263 173H264V172H263ZM11 174H12V175H11ZM30 174H31V173H30ZM32 174H33V173H32ZM57 174H58V172L56 173V175H57ZM83 174H84V173L82 172V176H83ZM87 174H88V173H87ZM105 174H106V177H105ZM127 174H128V173H127ZM138 174H139V173H138ZM146 174H147V173H146ZM186 174H187V173H186ZM195 174H196V173H195ZM218 174H219V173H218ZM224 174H225V173H224ZM2 175H3L4 177H6L5 174H2ZM2 175H1V176H2ZM59 175H60V174H59ZM88 175H89V174H88ZM129 175H131V174H129ZM144 175H145V174H144ZM168 175H170V174L168 173ZM175 175H176V174H175ZM184 175H185V174H184ZM200 175H201V174H200ZM206 175H207V174H206ZM208 175H209V173H208ZM210 175H211V174H210ZM222 175H223V174H222ZM228 175H229V174H228ZM230 175H231V173H230ZM236 175H237V174H236ZM241 175H242V174H241ZM35 176H36V174H35ZM37 176H38V175H37ZM49 176H50V175H49ZM57 176H58V175H57ZM85 176H86V175L84 174V177H85ZM103 176H101V178H103ZM133 176H135V175H133ZM145 176H146V175H145ZM147 176H148V175H147ZM147 176H146V177H147ZM166 176H167V174H166ZM171 176H172V175H171ZM171 176H170V177H171ZM215 176H216V175H215ZM11 177H12V178H11ZM77 177H79V178H77ZM127 177H129V176L127 175V176H126V179H127ZM130 177H132V175H131ZM148 177H149V176H148ZM157 177H158V176H157ZM168 177H169V176H168ZM222 177H224V176H222ZM234 177H236V176H234ZM0 178H1V177H0ZM47 178H48V177H47ZM110 178H111V177H110ZM110 178H108V179H110ZM112 178H111L110 182L113 181ZM158 178H159V177H158ZM197 178H198V177H197ZM237 178H238V177H237ZM241 178H242V177H241ZM6 179H7V178H6ZM14 179H13V180H14ZM26 179H27V180H26ZM96 179H97V178H96ZM108 179H107V180H108ZM122 179H123V177H122ZM124 179H125V178H124ZM124 179H123V181L125 182ZM132 179H133V178H131L130 180H132ZM146 179H147V178H146ZM171 179H173V178H170V180H171ZM194 179H196V178H194ZM194 179H193V180H194ZM220 179H221V178H220ZM224 179H225V178H224ZM253 179H254V178H253ZM80 180H81V181H80ZM84 180H85V178H84ZM90 180H91V179H90ZM97 180H98V179H97ZM99 180H100V178H99ZM107 180H106V181H107ZM127 180H128V179H127ZM153 180H154V179H153ZM170 180H168V181H170ZM1 181H2V180L0 179V182H1ZM3 181H4V180H3ZM95 181H96V180L94 179V182H95ZM100 181H101L100 183H102L104 180H103V181L100 180ZM141 181H143V179H142ZM172 181H176V180L174 179V180H172ZM194 181H195V180H194ZM226 181H227V180H226ZM240 181H241V180H240ZM11 182H12V180H11ZM116 182H117L118 184H119V183H122V184L124 183V182H121V180H120V182H119V180H118V181H115V183H116ZM132 182H133V185H134V181H132ZM143 182H144V181H143ZM156 182H159V181H156ZM181 182H182V181H181ZM1 183H2V182H1ZM5 183H6V182H5ZM29 183H30V182H29ZM100 183L97 182V184H100ZM105 183H107V182H105ZM105 183L101 184V186H102V185L104 186ZM111 183H113V182H111ZM117 183H116V184L113 183L115 186H112L113 189H112V187H111V190H113V191L115 190L114 187H116V186L118 185ZM164 183H165V182H164ZM171 183H172V182H171ZM21 184H22V183H21ZM91 184H92V183H91ZM93 184H94V183H93ZM122 184H121V186H122ZM125 184H126L125 186L128 185L126 182H125ZM139 184H141V182H140ZM143 184H144V183H143ZM143 184H142V185H143ZM168 184H170V183H168ZM174 184H176V182H175ZM7 185H8V184H7ZM7 185H6V184H5V185L0 184V202H1V201H4L6 198H8L9 192H10L11 189H12V188L10 187V185H8V186H7ZM16 185H17V183H16ZM95 185H96V183H95ZM106 185L108 186L109 184H106ZM129 185H130V184H129ZM133 185L130 186V189H131V187H132ZM177 185H179V182L177 183ZM217 185H218V184H217ZM219 185H220V183H219ZM11 186H12V185H11ZM22 186H23V185H22ZM22 186H21V188H22ZM96 186H97V185H96ZM119 186H120V184H119ZM119 186H118V187H119ZM123 186H124V185H123ZM123 186H122V187H123ZM125 186H124L123 188L119 187V188H121V191H123V190L126 188ZM144 186L146 187V185H143V187H144ZM213 186H215V185H213ZM262 186H263V185H262ZM105 187H106V186H105ZM128 187H129V186H128ZM134 187H136V185H135ZM134 187H132L133 190H134ZM140 187H141V186H140ZM140 187H139V188H140ZM219 187H220V186H219ZM13 188H14V187H13ZM29 188H30V187H29ZM98 188H99V187H98ZM107 188H108V187H107ZM119 188H117V190H118ZM136 188H137V187H136ZM212 188L214 189V187H212ZM215 188H216V187H215ZM15 189L18 191V188L15 187ZM19 189H20V188H19ZM93 189H94V188H93ZM95 189L97 190V187H96ZM95 189H94V190H95ZM100 189H101V187H100ZM105 189H106V188H105ZM130 189H126V191L128 190L127 192L129 193ZM174 189H175V188H174ZM174 189H172V190H174ZM176 189H177V188H176ZM176 189L174 190V192L171 190V192H172V193H177V192H175ZM178 189H179V188H178ZM187 189H188V187H187ZM187 189H186V190H187ZM222 189H223V188L221 187V190H222ZM225 189H226V188H225ZM21 190H22V189H21ZM23 190H24V188H23ZM28 190H29V189H28ZM28 190H27V191H28ZM91 190H92V191H91ZM96 190H95V191H96ZM106 190H107V189H106ZM119 190H120V189H119ZM136 190H138V188L134 190L135 193L137 192ZM179 190H180V189H179ZM179 190H178V191H179ZM196 190H197V189H196ZM19 191H20V190H19ZM30 191H31V190H29L28 194L30 193ZM107 191H108V190H107ZM113 191H111V192H113ZM115 191H116V190H115ZM115 191H114L113 193H115ZM121 191H120V192H121ZM134 191H132V192L134 193ZM152 191H153V192H152ZM180 191H181V190H180ZM180 191H179V192H180ZM188 191H190V190H188ZM197 191H198V190H197ZM222 191H223V190H222ZM222 191H221V192H222ZM224 191H225V190H224ZM11 192H12V191H11ZM11 192H10L11 195H14V194H15V193L12 194L13 192H12V193H11ZM31 192H32V191H31ZM48 192H47V193H48ZM103 192L105 193L104 190H103L102 192L99 191V193H101V194H102ZM109 192H110V191H109ZM118 192H119V191H118ZM123 192H124V191H123ZM132 192H130V193H132ZM182 192H184V191H182ZM182 192L180 193L181 195H182ZM190 192H191V191H190ZM194 192H195V191H194ZM213 192H214V191H213ZM221 192H220V193H221ZM240 192H241V191H240ZM19 193H20V192H19ZM59 193L61 194V196H58V195H57V194H59ZM96 193L98 194V191H97ZM104 193H103V194H104ZM124 193H125V192H124ZM130 193H129V194H130ZM133 193H132V195H133ZM168 193H169V192H168ZM188 193H189V192H188ZM211 193H212V192H211ZM216 193H217V192H216ZM241 193H242V192H241ZM241 193H240V194H241ZM243 193H244V192H243ZM30 194H32V193H30ZM44 194H45V193H44ZM97 194H96V195H97ZM101 194H100V195H101ZM110 194H112V193H110ZM122 194H123V193L121 192V195H122ZM137 194H138V193H137ZM137 194H136V195H137ZM164 194H165V193H163V195H164ZM189 194H190V195L192 194V196L195 194V196H196V193L193 194V193L191 192V193H189ZM199 194H202V192H200V190H199L197 196H198ZM212 194H213V193H212ZM11 195H10V196H11ZM56 195H57V196H56ZM100 195H99V197L102 196V195H101V196H100ZM105 195H107V197H108L109 193H108V194H105ZM112 195H113V194H112ZM138 195H139V194H138ZM140 195H141V194H140ZM165 195L168 196V198H169V195H168V194H165ZM165 195H164V196H165ZM181 195H180V196H181ZM190 195H187V199L190 197ZM236 195H237V193H236ZM238 195H239V194H238ZM238 195H237V196H238ZM242 195H243V194H242ZM258 195H259V194H258ZM258 195H257V196H258ZM260 195H261V194H260ZM32 196H33V195H32ZM45 196H47V195H45ZM45 196H44V197H45ZM76 196H77V197H76ZM109 196H110V195H109ZM166 196H165V197H166ZM180 196H179V197H180ZM185 196H186V195H185ZM197 196H196V197H197ZM201 196H202V195H201ZM47 197H48V196H47ZM54 197H52V198L54 199ZM102 197H103V196H102ZM102 197H101V198H102ZM126 197H127V196H126ZM159 197H160V196H159ZM165 197H164L163 199H165ZM171 197H172V196H170V198H171ZM179 197H178V199H180V198L183 199L182 196H181L180 198H179ZM183 197H184V195H183ZM198 197H199V196H198ZM223 197H224V196H223ZM223 197H222V198H223ZM230 197H231V196H230ZM239 197H240V196H238V198H239ZM258 197H260V196H258ZM258 197H257V198H258ZM262 197H264V196H262ZM36 198H37V197H36ZM52 198H51V199H52ZM62 198H61V200H62ZM105 198H106V197H105ZM108 198H109V197H108ZM108 198H107V200H110V199H108ZM138 198H139V197H138ZM170 198H169V199H170ZM191 198H192V197H191ZM191 198H189V202H190V203H191V202H192V203H195V202L193 201V199H194V200H196V199H195V198L191 199ZM224 198H225V197H224ZM231 198H233V196H232ZM231 198H230V199H231ZM234 198H235V196H234ZM236 198H237V197H236ZM238 198L236 199V201H235V199H234V200L232 199L233 202H234V201L237 202V200H239ZM14 199H15V198H14ZM17 199H18V198H17ZM34 199H35V197H34ZM49 199H50V198H49ZM49 199H48V200H49ZM51 199H50V200H51ZM58 199H60V198H58ZM58 199H56V200H58ZM112 199H113V198H112ZM128 199H129V198H128ZM140 199H141V198H140ZM163 199H161V200H163ZM171 199H172V198H171ZM171 199H170V200H171ZM173 199L176 201L175 198H173ZM230 199H229V200H230ZM6 200H7V199H6ZM11 200H12V199H11ZM15 200H16V199H15ZM25 200H26V199H25ZM25 200H24V201H25ZM35 200H36V199H35ZM39 200H40V199H39ZM42 200H43V198H42ZM61 200H59V201L61 202ZM118 200H119V199H118ZM141 200H142V199H141ZM145 200H146V199H145ZM190 200H192V201H190ZM232 200H231V201H232ZM248 200H249V199H248ZM260 200H261V199H260ZM18 201H20V200H18ZM32 201H33V200H32ZM59 201H58V202H59ZM64 201H65V204H66V202L68 203L67 199H65ZM64 201H63V202H64ZM80 201H81V202H80ZM115 201H116V199H115ZM121 201H122V200H121ZM121 201H120V203H121ZM123 201H125V200H123ZM128 201H129V200H128ZM156 201H157V200H156ZM164 201H165V202H167V201L169 202L168 199H167V201H166V200H164ZM180 201H181V200H180ZM180 201H179V202H180ZM183 201H186V200H183ZM196 201H197V200H196ZM13 202H14V201H13ZM16 202H17V201H16ZM21 202H22V200H21ZM21 202H20V204H21ZM26 202H27V201H26ZM26 202H25V203L23 202L22 205H24V206L26 205V206H27ZM36 202H38V203L40 204L41 202H44V201H36ZM63 202L61 203L62 205L64 204ZM77 202H78V203H77ZM105 202H106V203H105ZM116 202L119 203V201H116ZM132 202H134V201H132ZM138 202H139V201H138ZM161 202H162V201H161ZM161 202H160V204H161ZM171 202L173 203L174 201H171ZM177 202H178V200H177ZM187 202H188V200H187ZM204 202H205V201H204ZM207 202H208V201H207ZM233 202H232V203H233ZM235 202H234V203H235ZM249 202H250V200H249ZM249 202H248V203H249ZM258 202H259V201H258ZM4 203H5V202H4ZM14 203H15V202H14ZM18 203H19V202H18ZM27 203H28V202H27ZM29 203H30V202H29ZM38 203H37V204H38ZM44 203H46V202H44ZM82 203H81V204H82ZM113 203H114V202H113ZM135 203H136V202H135ZM180 203H181V202H180ZM180 203H179V204H180ZM183 203H184V202H183ZM190 203H189V204H190ZM192 203H191V204H192ZM205 203H206V202H205ZM205 203H203V204H204V207H205ZM211 203H213V202H211ZM211 203H207V204H211ZM241 203H243V202H241ZM251 203H252V202H251ZM20 204H19V205H20ZM52 204H53V203H52ZM54 204L59 205V203H54ZM152 204H153V202H152ZM186 204H187V203H186ZM186 204H181V205H186ZM189 204H187V205H189ZM195 204H196V203H195ZM195 204H194V205H195ZM213 204H214V203H213ZM243 204H244V203H243ZM258 204H259V203H258ZM7 205H8V204H7ZM19 205L17 204V206H18L19 208H18L17 206H16V208H15V207L13 206L15 209H13V208L11 209V207H9L8 210H5V211L2 212V215L0 216V228H1V230L3 229V232H4V230L6 231L7 229H11V230L13 229L11 232H13V231L15 230L13 233H15V232L17 231L16 229H21L22 232H24V231L26 232V230H27V228H28V229H29L28 232H29L30 230H31L30 233L33 232V233H32V237L34 238V236H33V234H34V235L36 236V238H34V239H36V240L38 241V244H39V241H40L41 239L44 238L43 235H45V234H47V236L49 235V237H48L49 239L52 238V236L54 235L53 238H52V239L54 240V237H55L56 233L58 232V235H60V234H59V231L61 230V231L63 232V229H65V222H63L62 217L59 218V221H58V222H56V220H54V222H56V225H54V230H53V225H52L53 223L51 224V222H52V221H51V219H52L51 217H52L53 215H52V216L50 215L51 212H50V214L48 213L47 216H48V217H49V215L51 216V217H50V221H51V222L49 221L51 225H49V226H52V229L48 226V227L50 228V230H51V231H50V230H48L47 228L44 227V218L46 219V216L44 215V213H43L41 210H40V211H39V210H35L34 208H32V209H34V210H31V209L29 208L30 206L28 207L30 210H29L26 206H25V207H26L27 209L23 210V209H22L23 206H22V205L19 206ZM68 205H69V203H68ZM71 205H72V203H71ZM71 205H70V206H71ZM103 205H104L109 211H106L107 209H104L105 207H104ZM114 205H115V204H114ZM155 205H156V204H155ZM168 205H169V203H168ZM194 205H192V206H193V207H196V205H195V206H194ZM223 205H224V204H223ZM237 205H238V203H237ZM241 205H242V204H241ZM241 205L239 204L240 207H241ZM0 206H1V205H0ZM21 206H22V207H21ZM51 206H52V205H51ZM66 206H67V205H66ZM77 206H76V207H77ZM82 206H83V204H82ZM115 206H116V205H115ZM163 206H164V205H163ZM192 206H191V207H192ZM201 206H202V205H201ZM206 206H208V205H206ZM212 206H213V205H212ZM217 206H218V204H217ZM239 206H237L236 208H238ZM25 207H24V208H25ZM62 207H64V205H63ZM72 207L75 208V205L73 204ZM103 207H104V208H103ZM153 207H154V205H153ZM173 207H175V206H173ZM177 207H176V208H177ZM188 207H190V206H188ZM191 207H190V208H191ZM193 207H192V208H193ZM202 207H203V206H202ZM218 207H219V206H218ZM220 207H221V206H220ZM232 207H233V208H232ZM257 207H258V206H257ZM4 208H5V207H4ZM44 208H45V207H44ZM50 208H51V207H50ZM55 208H56V207H55ZM64 208H65V207H64ZM81 208H83V207H81ZM171 208H172V207H171ZM176 208H175V209H176ZM205 208H207V207H205ZM208 208H209V207H208ZM214 208H215V207H214ZM224 208H225V206L223 207V209H224ZM228 208L230 209V206H228ZM228 208H227V209H228ZM231 208L234 209V206L232 205ZM259 208H260V207H259ZM6 209H7V208H6ZM65 209H66V208H65ZM195 209H196V208H195ZM216 209H218V208H216ZM232 209H231V210H232ZM248 209H250V208H248ZM62 210H63L62 212L65 211L63 208H62ZM66 210L69 211V209H66ZM79 210H80V209H79ZM169 210L171 211V213H169ZM176 210H177V209H176ZM176 210L173 211V212H175L174 214L177 213ZM190 210H191V209H190ZM190 210H189V212H190ZM193 210H194V208H193ZM199 210H200V209H199ZM205 210H206V209H205ZM213 210H214V209H213ZM219 210H221L220 213H221V212L223 213V211H225L226 209L222 211V208H221V209H219ZM231 210H228V211L226 210V211H227L226 216L229 217V216L232 214ZM235 210L237 211V209H234L233 211L235 212ZM49 211H50V210H49ZM75 211H77V210H75ZM75 211H74V213H75ZM191 211H192V210H191ZM216 211H217V210H216ZM216 211H215V212H216ZM240 211H241V210H240ZM248 211H249V210H248ZM259 211H260V210H259ZM41 212H42V213H41ZM46 212H48V211H46ZM62 212H61V213H62ZM66 212H67V211H66ZM79 212H80V211H79ZM79 212H78V213H79ZM215 212L212 211L211 214L209 213V215H206V216H211L213 213L215 214ZM237 212H238V213H237ZM237 212H236V214L234 213V215L237 216V214H238V216H239V215L242 213V212H241V213L239 214V209H238ZM57 213H59V212H57ZM64 213H65V212H64ZM69 213H71V211H69L68 214H69ZM78 213H77V214H78ZM161 213H162V216L160 215ZM184 213H183L182 215H184ZM187 213H186V215L189 214V213H188V214H187ZM193 213H194V212H193ZM218 213H219V211H218ZM42 214H43V215H42ZM53 214H54V213H53ZM68 214H67V215H68ZM190 214H192V213H190ZM200 214H201V213H200ZM205 214H206V213H205ZM214 214H213V215H214ZM263 214H264V213H263ZM69 215H70V214H69ZM72 215H73V212H72ZM78 215H79V214H78ZM78 215L76 216V215L74 214V216H73V218H72L71 220H70V218H69V219L67 218L68 221H67V220H66V221L69 222V221H72L73 219H75V220L77 221V220H78ZM86 215H87V216H86ZM177 215H178V213H177ZM186 215H185V216H186ZM192 215H193V214H192ZM192 215H189V216H192ZM194 215H195V214H194ZM201 215H202V214H201ZM201 215H199V216L202 217ZM213 215H212V216H213ZM219 215H220V214H219ZM224 215H225V214H224ZM224 215L221 214L222 217H223ZM232 215H233V214H232ZM253 215H254V214H253ZM43 216H44V217H43ZM85 216H86V217H85ZM197 216H198V214H197ZM203 216H204V215H203ZM206 216H205V217H206ZM221 216H220V217H221ZM226 216H225V217H226ZM241 216H242V215H241ZM68 217H69V216H68ZM200 217H199V218H200ZM205 217H204V218H205ZM216 217L219 218V216H217V215H215V216L213 217V221L210 222V223L212 224V226H211V224H210L211 227H210V226H209V227H208V226L206 227V225H208V224H206V222H205L204 220H206V219H208V218H205L204 220H203L202 218H200V219H202V220L205 222L204 224H206V225H203V224H201V225L205 226L206 229H207V228L210 229V230L207 229L208 231H210V234H209V235H211V233H213L211 236H213L214 234L216 235L215 232H216L217 230H215V227L219 224L218 222L221 221V220L224 218V217L221 218V220H219V221L217 220V219H218V218H217L216 220H217L218 222H216V220H215V222L218 223V224L215 225L216 223L214 222V218H216ZM228 217H226V218H228ZM262 217H263V215H262ZM262 217H260V218H262ZM189 218L191 219V217H189ZM192 218H193V217H192ZM199 218H198V219H199ZM209 218H211V217H209ZM65 219H66V218H65ZM80 219H81V218H80V216H79V220H80ZM187 219H188V217H187ZM187 219H186V217H185V218H184V221H185V220L188 221ZM190 219H189V220H190ZM193 219H194V218H193ZM198 219H197V220H198ZM149 220H150V221H149ZM194 220H195V219H194ZM209 220H212V218L209 219ZM228 220H229V218H228ZM228 220H225V221L227 222V223H225V224H228ZM230 220H232V219H230ZM230 220H229V221H230ZM47 221H48V220H47ZM64 221H65V220H64ZM76 221H75V222H76ZM80 221H81V220H80ZM80 221H79V222H80ZM82 221H81V222H82ZM177 221H178V222H177ZM186 221H185V223H188V222H186ZM200 221H201V220H200ZM203 221H202V222H203ZM206 221H208V220H206ZM222 221H223V220H222ZM222 221H221V222H222ZM225 221H224V222H225ZM240 221H241V220H240ZM73 222H74V221H73ZM77 222H78V221H77ZM81 222H80V223H81ZM83 222H82V224H83ZM87 222H88V223H87ZM180 222H181V221H180ZM182 222H183V221H182ZM182 222H181V224H182ZM192 222H193V221H192ZM198 222H199V221H198ZM212 222H214L215 224L212 223ZM221 222H220V223H221ZM224 222L221 224V226H223ZM231 222H232V221H231ZM231 222H230V223H231ZM235 222H236V221H235ZM252 222H253V221H252ZM46 223H47V222H45V225H46ZM102 223H101V224H102ZM183 223H184V222H183ZM207 223H208V222H207ZM230 223H229V224H230ZM253 223H254V222H253ZM258 223H259V221H258ZM261 223H262V222H261ZM85 224H84V226H85ZM181 224H180V225H181ZM197 224H198V223H197ZM213 224L215 225V227L213 226ZM229 224H228L227 226H229ZM232 224H233V223H232ZM232 224H230V225L232 226ZM237 224H238V223H237ZM80 225H81V224H80ZM80 225H79V226H80ZM150 225H147V227L150 226ZM180 225H179V226H180ZM192 225H193V224H192ZM251 225H252V224H251ZM46 226H47V225H46ZM55 226H56V227H55ZM68 226H69V225H68ZM188 226H189V225H188ZM188 226H186V228H187ZM190 226H191V225H190ZM193 226H195V225H193ZM203 226H202V227H203ZM218 226H219V225H218ZM227 226H224V229H225V230H226V227H227ZM69 227H70V226H69ZM85 227H86V226H85ZM150 227H152V226H150ZM153 227H152V228H153ZM181 227H182V226H181ZM181 227H179V229H181ZM183 227H185V225H184ZM183 227H182V228H183ZM191 227H192V226H191ZM191 227H189V228H191ZM196 227H197V230H198L199 224H198V226H196ZM202 227H201V228H202ZM241 227H242V226H241ZM254 227H256V226H254ZM23 228H25V230H22ZM67 228H68V227H67ZM102 228H103V227H102ZM148 228H149V227H148ZM148 228H146V226H145V229H148ZM154 228H155V227H154ZM186 228H185L184 230H186ZM199 228H200V227H199ZM221 228H222V227H221ZM236 228H237V227H236ZM68 229H69V228H68ZM85 229H86V228H85ZM187 229H188V228H187ZM202 229H203V228H202ZM204 229H205V228H204ZM204 229H203V231H201V229H200V233H201V235H202V232L206 231V230H204ZM216 229H220V226H219L218 228L216 227ZM224 229H222V230L224 231ZM229 229H230V228H229ZM46 230H48V233H45ZM56 230H57V232H56ZM58 230H59V231H58ZM86 230H87V229H86ZM107 230H108V231H107ZM150 230H152V229H150ZM155 230H156V228H155ZM182 230H183V229H182ZM191 230H192V228H191ZM197 230H196V231H197ZM214 230H215V232H211V231H214ZM220 230H221V229H220ZM222 230H221V231H222ZM258 230H259V229H258ZM21 231H19V233H20ZM90 231H91V230H90ZM144 231H145V230H144ZM146 231H147V230H146ZM146 231H145V232H146ZM148 231H149V230H148ZM156 231H157V230H156ZM156 231H154V229H153V232H156ZM159 231H160V230H159ZM192 231H193V230H192ZM208 231H206V232H204V233L206 234V233H208ZM221 231H220V232H221ZM226 231H227V230H226ZM236 231H237V230H236ZM240 231H241V230H240ZM261 231H262V230H261ZM22 232H21V235H23ZM28 232H26V233H28ZM55 232H56V233H55ZM62 232H61V234H62ZM91 232H92V231H91ZM109 232H110V233H109ZM150 232H152V231H150ZM150 232H148V233H150ZM153 232H152V233H153ZM181 232H182V231H181ZM181 232H180V233H181ZM187 232H188V231H187ZM193 232H195V231H193ZM217 232H218V231H217ZM224 232H225V231H224ZM259 232H260V231H259ZM4 233H5V232H4ZM16 233H18V231H17ZM16 233H15V234H16ZM30 233H29V234H30ZM65 233H66V232H65ZM188 233H189V232H188ZM191 233H192V232H191ZM221 233L224 234L223 232H221ZM225 233H226V232H225ZM237 233H240V232L237 231ZM2 234H3V233H2ZM2 234H1V235H2ZM9 234H10V233H9ZM63 234H64V233H63ZM161 234H162V233H161ZM181 234H182V233H181ZM193 234H194V233H193ZM219 234H220V233H218V235H219ZM230 234H231V233H230ZM6 235H8V233L5 234L4 236H6ZM13 235H14V234H13ZM25 235H26V234H25ZM25 235H24V236H25ZM27 235H28V234H27ZM30 235H31V234H30ZM65 235H66V234H65ZM93 235H95V234H93ZM154 235H155V233H154ZM162 235H163V234H162ZM179 235H180V234H179ZM209 235L206 234V236H209ZM218 235H216V236H218ZM2 236H3V235H2ZM4 236H3V237H4ZM8 236H9V235H8ZM11 236H12V235H10L9 237H10V238L14 237V236H12V237H11ZM15 236H16V235H15ZM17 236H18V235H17ZM19 236H20V235H19ZM24 236H23V237H24ZM45 236H46V235H45ZM103 236H102V237H103ZM173 236H172V237H173ZM177 236H178V235H177ZM211 236H209V237H211ZM216 236H215V238L218 240V238H217ZM219 236L221 237V234H220ZM219 236H218V237H219ZM225 236L227 237V233H226ZM225 236H223V238H224ZM230 236H231V235H230ZM239 236H240V235H239ZM251 236H252V235H251ZM0 237H1V236H0ZM3 237H2V239H3ZM9 237H8V238H9ZM21 237H22V236H21ZM56 237H57V236H56ZM102 237H101V238H102ZM181 237H182V236H181ZM194 237H195V236H194ZM197 237H199V236L197 235ZM197 237H195V240H196ZM213 237H214V236H213ZM228 237H229V236H228ZM8 238H7V236H6L5 240H6V239L8 240ZM17 238H18V237H17ZM29 238H30V240H31V237H29ZM33 238H32V239H33ZM48 238H47V240H48ZM93 238H94V237H93ZM96 238H97V237H96ZM106 238H107V237H106ZM110 238H109V239H110ZM113 238H112V239H113ZM151 238H152V235H151ZM151 238H150V239H151ZM153 238H154V237H153ZM157 238H159V237H157ZM157 238H156V239H157ZM161 238H162V237H161ZM161 238H160V239H161ZM199 238H200V237H199ZM206 238H207V237H206ZM215 238H214V240H215ZM221 238H222V237H221ZM221 238H220V239H221ZM248 238H249V237H248ZM252 238H253V237H252ZM44 239H46V238H44ZM44 239H43V240H44ZM52 239H51V240H52ZM60 239H61V238H60ZM107 239H108V238H107ZM114 239H113V240H114ZM156 239H155V240H156ZM167 239H168V238H167ZM170 239H171V237H170ZM172 239H173V238H172ZM201 239H203V238H201ZM201 239H200V240H201ZM220 239H219V240H220ZM16 240H17V239H16ZM16 240H15V238H14V242H15ZM20 240H21V239H20ZM20 240H18V241H20ZM53 240H52V241H53ZM58 240H59V239H58ZM102 240H103V239H102ZM110 240H111V239H110ZM162 240H165V238H162L160 241H162ZM168 240H169V239H168ZM168 240H167V241H168ZM175 240H177V239L175 238ZM210 240H211V239H210ZM212 240H213V239H212ZM231 240H232V239H231ZM237 240H238V239H237ZM237 240H236V241H237ZM12 241H13V240H12ZM12 241H10V242H12ZM31 241H32V240H31ZM37 241H36L35 243H37ZM74 241H75V240H74ZM160 241H159V242H160ZM173 241H174V239H173ZM173 241H170V242L173 244ZM178 241H179V240H178ZM180 241H181V240H180ZM191 241H192V240H191ZM205 241H206V240H205ZM207 241H209V238H208ZM215 241H216V240H215ZM227 241H228V240H227ZM246 241H247V240H246ZM7 242H8V241H7ZM14 242H13V243H14ZM22 242H23V241H22ZM22 242L20 241V243H22ZM32 242H33V241H32ZM45 242H46V241L44 240V243H45ZM49 242H50V241H49ZM68 242H69V241H68ZM70 242H71V241H70ZM77 242H78V241H77ZM108 242H109V241H108ZM163 242H164V241H163ZM163 242H162V244H163ZM170 242H169V243H170ZM197 242H198V241H197ZM199 242H200V241H199ZM199 242H198V243H199ZM221 242H222V241H221ZM247 242H248V241H247ZM8 243H9V242H8ZM17 243H18V242H16V244H17ZM35 243H34V244H35ZM40 243H41V242H40ZM46 243H47V242H46ZM74 243H75V244H78V243H76V242H74ZM153 243H154V242H153ZM164 243H165V242H164ZM171 243H170V244H171ZM194 243H196V242H194ZM205 243H206V242H205ZM223 243H225V242H223ZM34 244H33V245H34ZM48 244H49V243H48ZM71 244H73V242H72ZM71 244H70V245H71ZM75 244H73V245H75ZM160 244H161V243H160ZM202 244H204V243H202ZM207 244H208V243H207ZM209 244H210V243H209ZM221 244H222V243H221ZM226 244H227V243H226ZM11 245H12V244H11ZM23 245H24V244L21 245L22 248H23ZM40 245H41V244H40ZM45 245H46V244H45ZM68 245H69V244H68ZM153 245H154V244H153ZM166 245H168L167 242H166ZM195 245H197V244H195ZM204 245H205V244H204ZM213 245H214V243H213ZM222 245H223V244H222ZM222 245L219 244V246H222ZM229 245H230V244H229ZM41 246H42V245H41ZM77 246H78V245H77ZM148 246H149V247H148ZM158 246H159V245H158ZM206 246H207V245H206ZM206 246H202V248H203V247L205 248ZM208 246H210V245H208ZM219 246H215V247H219ZM230 246H231V245H230ZM232 246H233V245H232ZM19 247H20V244H19ZM39 247H40V246H39ZM39 247H38V248H39ZM63 247H64V246H63ZM65 247H66V246H65ZM156 247H157V246H156ZM197 247H198L197 251H198V250H202V249H201V245L199 246V244H198ZM210 247H211V246H210ZM223 247H224V246H223ZM243 247H246V245L243 246ZM259 247H260V246H259ZM68 248H69V247H68ZM68 248H67V249H68ZM71 248H73V247H71ZM151 248H152V247H151ZM180 248H181V247H180ZM204 248H203V249H204ZM208 248H209V247H208ZM208 248L206 247V249H208ZM224 248L226 249V247H224ZM224 248H223V249H224ZM227 248H229V249H227V250H230V247H228V245H227ZM24 249H25V248H24ZM114 249H113V250H114ZM173 249H174V248H173ZM192 249H193V246H192ZM192 249H191V250H192ZM219 249H220V248H219ZM246 249L248 250V248H246ZM258 249H259V248H258ZM39 250H40V249H39ZM68 250L70 251V250H72V249L69 248ZM215 250H216V249H215ZM217 250H218V249H217ZM220 250H221V249H220ZM234 250H235V249H234ZM236 250H237V249H236ZM236 250H235V251H236ZM158 251H159V250H158ZM160 251H161V249H160ZM162 251H164V250H162ZM181 251H182V252H181ZM202 251H203V253H204V250H202ZM202 251H199V252H201V254H202ZM218 251H219V250H218ZM218 251H217V252H218ZM224 251L227 252L226 250H224ZM224 251H222V252H224ZM230 251H231V250H230ZM34 252H36V251H34ZM40 252H41V251H40ZM67 252H68V251H67ZM165 252H167V251L165 250ZM191 252H192V251H191ZM199 252H198L199 257L195 255V257H198V260H197V261H199V258H200V256H201ZM206 252H207V251H206ZM208 252H209V250H208ZM214 252H215V251H214ZM228 252H229V251H228ZM228 252H227V253H228ZM231 252H232V251H231ZM27 253H28V252H27ZM31 253H33V252H31ZM31 253L28 254V255H31ZM68 253H69V252H68ZM234 253H235V252H234ZM243 253H244V252H243ZM34 254H36V253H34ZM37 254H38V253H37ZM54 254H55V253H54ZM54 254H53V255H54ZM99 254H100V253H99ZM208 254H210V253H208ZM208 254H206V255H208ZM214 254H215V253H214ZM220 254H221V251H220ZM231 254H232V253H231ZM235 254H236V253H235ZM53 255H51V257H50V256H49V257L53 259V257H52ZM97 255H98V254H97ZM100 255H102V254H100ZM104 255H105V258H104L105 262H104V261H103V262L106 263V264H112V263H111V260L113 261V259L111 258V260H109L108 257L106 256V253H105ZM104 255H102V256H104ZM113 255H114V254H113ZM204 255H205V254H204ZM218 255H219V253H218ZM221 255H222V254H221ZM221 255H220V257H221ZM227 255H228V254H227ZM246 255H248V254H246ZM259 255H261V252L259 253ZM31 256H32V255H31ZM36 256H37V255H36ZM54 256H55V255H54ZM91 256H92V255H91ZM98 256H99V255H98ZM98 256H97V257H98ZM211 256H212V255H211ZM240 256H241V255H240ZM263 256H264V255H263ZM28 257H29V256H28ZM55 257H57V256H55ZM55 257H54L53 262H51L50 264L54 263L55 259L58 260L59 257H58V258H55ZM80 257H81V256H80ZM83 257H84V255H83ZM86 257H87V256H86ZM86 257L83 258L84 260H83L82 262H80V261H79V258H78V260H77V259H74L75 261H74V263H73V262H72V263H73V264H94V262L96 263V260H95L94 258H97V257H94V258L90 257L91 260H92V259L95 260L94 262L91 261L90 259H89V260H86ZM235 257H236V256H235ZM247 257H248V256H247ZM261 257H262V256H261ZM29 258H30V257H29ZM35 258H36V257H35ZM76 258H77V257H76ZM88 258H89V257H88ZM113 258H114V257H113ZM192 258H193V257H192ZM192 258H191V259H192ZM201 258H203V257H201ZM206 258L209 259V257H206ZM213 258H217V256H216V257H213ZM218 258H219V257H218ZM218 258H217V259H218ZM222 258H223V257H222ZM224 258H225V257H224ZM243 258H244V257H243ZM250 258H251V257H250ZM262 258H263V257H262ZM26 259H27V258H26ZM30 259H31V258H30ZM30 259H29V260H30ZM33 259H34V258H33ZM175 259H176V260H175ZM178 259H179V258H178ZM180 259H179V260H180ZM193 259H194V258H193ZM210 259H212V257H211ZM220 259H221V258H220ZM22 260H23V259H22ZM29 260H28V261H29ZM59 260H60V259H59ZM101 260H103V259H101ZM201 260H202V259H201ZM204 260H205V258H204ZM212 260H213V259H212ZM212 260H211V261H212ZM225 260H226V259H225ZM225 260H224V261H225ZM230 260H231V259H230ZM243 260H244V259H243ZM260 260H262V259H260ZM11 261H12V260H11ZM11 261H10V262H11ZM17 261H19V260H17ZM25 261H26V260H25ZM28 261H27V262H28ZM30 261H31V260H30ZM30 261H29V262H30ZM50 261H51V260H50ZM98 261H99V259H98ZM115 261H113V262H115ZM180 261H181V260H180ZM192 261H193V260H191V262H192ZM197 261H196V262H197ZM208 261H209V260H208ZM215 261H217V260H215ZM221 261H222V260H221ZM246 261H247V259H246ZM246 261H245V262H246ZM252 261H254V260H252ZM252 261H251V262H252ZM10 262H9V263H10ZM19 262H20V261H19ZM19 262H18V263H19ZM27 262H25V264H26ZM99 262H100V261H99ZM177 262H178V261H177ZM177 262H176V263H177ZM202 262H203V261H202ZM206 262H207V261H206ZM206 262H205V263H206ZM231 262H232V261H231ZM241 262H242V261H241ZM15 263H16V262H15ZM18 263H17V264H18ZM22 263L24 264V262H22ZM22 263L20 262L19 264H22ZM72 263H71V264H72ZM100 263H102V262H100ZM181 263H182V262H181ZM194 263H195V262H194ZM205 263H204V264H205ZM207 263H208V262H207ZM246 263H247V262H246ZM249 263H250V261H249ZM249 263H248V264H249ZM254 263H255V262H254ZM55 264H56V263H55ZM98 264H99V263H98ZM182 264H184V263H182ZM200 264H201V263H200ZM208 264H209V263H208ZM213 264H215V263H213ZM222 264H223V263H222ZM224 264H227V261H226V263H224ZM232 264H233V263H232ZM234 264H235V263H234ZM241 264H243V262H242ZM255 264H256V263H255ZM258 264H259V262H258Z\"/></svg>",
  "mask_w": 264,
  "mask_h": 264
}]
</instances>
